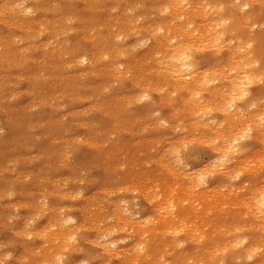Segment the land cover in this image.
I'll list each match as a JSON object with an SVG mask.
<instances>
[{
  "label": "rangeland",
  "instance_id": "rangeland-1",
  "mask_svg": "<svg viewBox=\"0 0 264 264\" xmlns=\"http://www.w3.org/2000/svg\"><path fill=\"white\" fill-rule=\"evenodd\" d=\"M3 0H0V42H2V43H0V48H2V49H0V103H1V105H0V139H2V140H0V169L2 170H0V190H4L3 192L2 191H0V196H1V200H0V210L3 212L2 214L0 213V255L1 254H3V256L1 255L0 256V264H26V263H28V264H30L29 262L31 261V264H44L45 262V264H47V262H48V264L49 263H52L53 261L54 262H56V259H57V256L59 255V254H57V253H60V254H62V255H64V257H63V264H75V263H80L81 261H86L87 259V261L89 262V264H97V263H99V264H120V262L121 263H123V264H132V263H137V264H150V263H148L150 260L152 261H150L151 262V264H156L158 261V264H164L165 263V261H167V262H169V263H166V264H191V261L193 262H196V263H198V264H202V262H203V264H218L220 261L222 262V263H220V264H258V262L259 263H261V264H264L263 263V259H264V250H263V248H259V250L258 249H255V251H254V247L255 248H257L256 247V241H257V246H260L261 245V242H262V239H264V236H262V234L264 235V231H263V228H262V230H260V228L261 227H263V225H262V223H260V225L259 226H257V224L259 223V221H257L256 219H255V215H254V213L253 214H249V213H252V211H253V206H255V205H252V203L254 202V201H256L255 200V196L256 195H258V193H260V192H262L263 193V191H264V182H262V180L264 181V163H263V158H264V145L262 144V143H264V136L261 134V132L262 131H264V124L262 125V123H264V118H262L261 120L263 121H261L260 122V118L259 119H257L258 118V116H261V114L262 113H264V109H262V108H264V105H263V102H264V84H262V82L264 83V77H261V76H264V75H261V76H258V75H260V74H264V72L263 73H261V72H259V71H264V6H261V5H264V0H254L255 2H253V0H251L252 2H250V0H247V1H245V0H241V1H239V0H231V3H230V1L229 0H219V2H216V1H218V0H210V2L208 1V2H204V1H202V0H194V1H191L190 2V0H188L189 2H190V5L187 7L184 3L183 4H181V8L180 7H178L176 10H174L173 8H171V9H169V8H167V7H169V6H171L172 4V0L170 1V0H140V1H142V2H140L139 0H48V1H44V0H41L42 1V3L40 2V0H9V2H7L8 0H4L3 2H2ZM35 1V2H34ZM50 1V2H49ZM57 1V2H56ZM59 1V2H58ZM96 1H97V3H99V6H97L98 8H96V6H94L95 4L96 5H98L97 3H96ZM118 1V2H117ZM136 1V2H135ZM168 1V3H170V4H167L166 2ZM195 1H197V3L195 2ZM200 1H202V3H198V2H200ZM207 1V0H206ZM213 1V2H212ZM220 1H221V3L223 4V6L221 5V3H220ZM235 1V2H234ZM243 1V3L246 5L247 4V2H250L249 3V5L250 4H252V5H250V6H243V7H245L244 9H243V7H239V6H241V2ZM259 1V2H258ZM260 1H262V2H260ZM6 2H7V4H6ZM11 2H12V4H11ZM47 2V3H46ZM61 2V3H60ZM102 2V3H101ZM105 2V3H104ZM116 2V3H115ZM146 2V3H145ZM193 2V3H192ZM215 2V3H214ZM233 2V3H232ZM257 2V3H256ZM18 3H23V4H25V5H29L33 10H34V15L32 14V16L31 15H28V16H23V14H22V11H21V9L19 8V6L17 5ZM46 3V4H45ZM64 5H63V4ZM120 3V4H119ZM135 3V4H134ZM220 3V4H219ZM230 5H229V4ZM238 5V3H239V8H237L236 6V4ZM261 3V4H260ZM43 4H45V5H43ZM100 4H102V5H100ZM140 4V5H139ZM156 4H158V5H156ZM187 4V3H186ZM215 4H217V5H215ZM37 5H39V6H37ZM41 5H42V7H41ZM113 5V6H112ZM142 5V6H141ZM154 5H156V6H154ZM165 5H168V6H165ZM188 5V4H187ZM205 5H207L205 8H204V6ZM227 5H228V8L230 9H228L227 8ZM233 5H235V6H233ZM243 5V4H242ZM45 6V7H44ZM62 6V7H61ZM65 6V7H64ZM73 6H74V8H73ZM90 6V7H89ZM94 7V8H92V7ZM111 6V7H110ZM129 6H130V9H129ZM153 6V7H152ZM163 8H162V7ZM186 6V7H185ZM233 6V7H232ZM34 7V8H33ZM100 7V8H99ZM117 7H119V8H117ZM127 7V8H126ZM142 7V8H141ZM146 9H145V8ZM155 7V8H154ZM157 7H161L162 9H160V8H158L157 9ZM214 7V8H213ZM236 7V8H235ZM250 7V8H249ZM42 8V9H41ZM43 8L45 9V10H43ZM60 8H61V10H60ZM77 8V9H76ZM79 8V9H78ZM92 8V9H91ZM107 8H109V9H107ZM126 8V9H125ZM132 8H134V9H132ZM211 9L212 10V12H211V10H209V9ZM213 8V9H212ZM217 8V9H216ZM220 8H223V10H221ZM242 8V9H241ZM261 8V9H260ZM71 10V12L72 13H70V10ZM99 9V10H98ZM128 9V10H127ZM193 9H195V10H193ZM201 9H203V10H201ZM205 9V10H204ZM215 9V10H214ZM246 9L248 10V12H252V11H254V13L252 12V13H250V15H253V17L252 16H250V15H248V16H250V19H244L246 16H247V14H248V12H247V14L245 13L246 12ZM260 9V10H259ZM48 10V13L46 14V11ZM54 10V11H53ZM56 10V11H55ZM65 10V11H64ZM79 11V12H77V11ZM111 10H112V12H111ZM115 10V11H114ZM117 10V11H116ZM130 10V11H129ZM161 10V11H160ZM164 10V11H163ZM186 10V11H185ZM191 10V11H190ZM192 10H193V12H192ZM197 10V11H196ZM218 10H219V12H218ZM241 10V11H240ZM251 10V11H250ZM11 11V12H10ZM42 11H44V12H42ZM50 11V12H49ZM62 11V13H60ZM76 12V13H74V12ZM114 11V12H113ZM172 11V12H171ZM183 11H185V12H183ZM188 11V12H187ZM190 11V12H189ZM202 11H204V12H202ZM208 11H210V12H208ZM54 12V13H53ZM124 12H130L131 13V15H133V19H132V17H131V15H128V13H124ZM165 13V15L163 14V13ZM167 12V13H166ZM179 12V13H178ZM208 12V13H207ZM216 12V13H215ZM229 12H231V13H229ZM242 12L245 14V16H243V14H242ZM257 12L259 13V14H257ZM4 13H5V16H4ZM97 13V14H96ZM123 13V14H122ZM129 13V14H130ZM133 13V14H132ZM162 13V14H161ZM179 14V15H183V16H180L179 17V15H178V17H177V14ZM202 13H204L203 15H201ZM211 13V14H210ZM217 14L218 13V15L219 14H221V15H215V14ZM262 13V14H261ZM16 14V15H15ZM73 14H75V15H73ZM114 14H116V15H114ZM122 14V15H121ZM127 14V15H126ZM154 15L153 17H152V15ZM156 14V15H155ZM159 14V15H158ZM168 14V15H167ZM185 14H187V15H185ZM193 14V15H192ZM257 14V15H256ZM261 14V15H260ZM15 15V16H14ZM17 15H18V17H17ZM63 15H65V16H63ZM94 15V16H93ZM128 16V17H121V16ZM144 15H146V16H144ZM158 15V16H157ZM188 15H190L189 17H188ZM194 15H196V16H194ZM198 15H200V16H198ZM227 15V16H226ZM261 17H260V16ZM3 16V17H2ZM14 16V17H13ZM91 16V17H90ZM96 16V18H94ZM113 16H114V19H113ZM117 16H120V17H117ZM140 17V18H137V17ZM143 16H144V18H146V19H144L143 18ZM157 16V17H156ZM160 16H162L161 17V19H159L160 18ZM164 16V17H163ZM166 16V17H165ZM194 16V17H193ZM204 16V17H203ZM227 17V20H224L225 22H222L221 21V18L220 17H222V19L223 18H225L226 19V17ZM258 16V17H257ZM21 17V18H20ZM25 17H27V18H25ZM30 19H33V20H28L29 18ZM33 17V18H32ZM44 17V18H43ZM60 17V18H59ZM62 17V18H61ZM76 17H77V19L78 20H76ZM110 17V21H109V18ZM131 19H130V18ZM148 17V18H147ZM151 17V18H150ZM175 19H174V18ZM211 17V18H210ZM216 17V18H215ZM218 17V18H217ZM243 17V18H242ZM14 18V19H13ZM75 18V19H74ZM89 18H90V20H89ZM112 18V19H111ZM116 18V19H115ZM135 18H137V19H135ZM144 19V21H143V19ZM150 18V19H149ZM172 18V19H171ZM183 20H182V19ZM190 18V19H189ZM8 19V22H6V20ZM15 19H16V22H14L15 21ZM55 19V20H54ZM81 19V20H80ZM92 19V20H91ZM121 19V20H120ZM149 19V20H148ZM178 21H177V20ZM182 21H181V20ZM211 19V21H209ZM237 19V20H236ZM251 19H252V21H251ZM254 19V20H253ZM255 19H256V25L254 24V21H255ZM258 19H259V22H260V20H261V23L263 24V27H262V25H259V24H261V23H259L258 22ZM263 19V20H262ZM18 20V21H17ZM42 20V21H41ZM56 20H58V21H56ZM93 20H94V22H93ZM139 20H142V21H139ZM155 21V23H154V21ZM190 20H192L193 21V23H195V24H193L194 26H198V28H200V30H199V32H195L194 33V35H192L193 36V38H192V36H185V37H182L183 35H185L184 33L186 32V35H187V33H189V31L190 30H192L193 28L192 27H190V28H187V24H188V21H190ZM207 20V21H206ZM212 20H213V22L215 23V25L216 26H218L219 25V21L220 22H222V25L220 26H218V27H216L215 25H214V23L212 22ZM241 20V21H240ZM2 21H5V22H3L2 23ZM19 21H21V22H24V23H20ZM29 21V22H28ZM37 21V22H36ZM51 21V22H50ZM61 21V22H60ZM70 21V22H69ZM72 21V22H71ZM81 23H80V22ZM83 21V22H82ZM91 21V22H90ZM114 21V22H113ZM159 21V22H158ZM162 21V22H161ZM166 21H168L169 23H168V25L166 24L167 22ZM211 22L212 23V25L213 26H215V27H213L212 25H211V23H210V25H209V23H206V22ZM228 21V22H227ZM240 21V23H238ZM11 22H14L15 24L16 23H19V24H17V25H20V26H16V25H14V23H13V25H12V23ZM57 23V25L55 24V23ZM65 22V24H63ZM78 22V23H77ZM152 22V23H151ZM164 22V23H163ZM178 22V23H177ZM204 22V23H203ZM217 22H218V25H217ZM234 24H233V23ZM5 23H6V25H5ZM9 25H8V24ZM51 25H50V24ZM53 23V24H52ZM60 23V24H59ZM109 23V24H108ZM157 23L159 24V26L160 27H162L163 28V30L162 31H158V28H160L158 25H157ZM161 23V24H160ZM11 24V25H10ZM49 24V25H48ZM116 24V25H115ZM182 24V25H181ZM207 24H208V26H207ZM229 26H228V25ZM258 24V25H257ZM34 25H36V26H34ZM49 27H48V26ZM100 25V26H99ZM113 25V26H112ZM144 25V27H141V26H143ZM146 25H149V26H146ZM155 25V26H154ZM179 25H181V26H179ZM203 25V26H202ZM205 25V26H204ZM224 25V26H223ZM8 26H9V28H8ZM93 26H95V27H93ZM108 26V28L106 29V27ZM115 26H116V28H115ZM151 26H154L153 28L151 27ZM166 26V27H165ZM172 26L173 27H175V28H173L172 29ZM185 26V27H184ZM211 26V27H210ZM222 26H223V28H222ZM228 28H227V27ZM28 27H31V28H29L28 29ZM90 27V28H89ZM103 27H105V28H103ZM110 27V28H109ZM150 27V28H149ZM164 27H165V29H166V31H164ZM179 27H181V28H179ZM203 27V28H202ZM260 27H262V28H260ZM25 28V29H24ZM54 28L55 29H57V30H55L56 32H58L57 34H56V32H54ZM66 29V31H64L65 29ZM68 28V29H67ZM102 28L104 29V30H102ZM113 28V29H112ZM136 28V29H135ZM145 28V29H144ZM148 28L149 29H151V30H148ZM204 28H207V29H204ZM209 28H211V29H214V28H216V29H214V30H210ZM2 29V30H1ZM11 29V30H10ZM14 31H13V30ZM37 29V30H36ZM64 29V30H63ZM74 31H72V30ZM76 29V30H75ZM84 29V30H83ZM88 29V30H87ZM98 29H101V31H100V33H99V31H98ZM112 29V30H111ZM147 29V30H146ZM201 29H202V31H201ZM204 29V30H203ZM209 29V30H208ZM27 30H29V31H27ZM109 30L110 31H112V32H109ZM113 30L115 31V34H114V32H113ZM136 30V31H135ZM169 30H171L172 32H170ZM206 30V32L207 33H205L204 31ZM224 31V32H222V31ZM252 30V31H251ZM10 31V33H8ZM70 31H72V32H70ZM77 33H76V32ZM174 31V32H173ZM175 31H177V32H175ZM210 31V32H209ZM218 31V32H217ZM219 31H221L220 33H219ZM227 31V32H226ZM233 31V32H232ZM237 31V32H236ZM12 32V33H11ZM15 32V33H14ZM26 32H28V33H26ZM63 32V33H62ZM64 32H66V34L64 33ZM68 32H70V33H68ZM97 32V33H96ZM129 32V33H128ZM133 32V33H132ZM167 32H170V33H167ZM181 32V33H180ZM202 32H203V36L201 37V35H202ZM213 32H216V33H213ZM31 33H32V35H31ZM76 33V34H75ZM107 33V34H106ZM114 34V36H113V34ZM128 33V35H126ZM134 33H136V34H134ZM140 33V34H139ZM175 33H177L176 35H175ZM199 33V34H198ZM201 33V34H200ZM224 33V34H223ZM229 33V34H228ZM250 33H252L251 35V37H253V36H255V37H253L252 39H254L253 41L255 42L254 44H253V47H252V49L254 50V58L255 59H257L258 61H259V63H260V65L259 66H252V67H249L248 69H249V72L251 71H253V73H255V74H253V75H255L256 76V72L258 71L257 69L259 68V71H258V74H257V79H259L260 78V81H256L254 84H252L251 86H250V90H251V93H250V95H249V97L248 98H246V99H243L244 101H241V100H237V106H238V108H235V110L233 109V108H231V107H229V102H226V100L223 98V93L225 92V88L227 87V88H229L230 87V84H228L227 82L225 83L224 82V80H223V77H224V75H230V74H235L234 72H232V67H234L233 65H235V62L234 61H232V60H230V55H232L233 54V52L235 53V51H236V54L239 56V54H240V56L239 57H237V59H236V61H238V59L241 57V55H244V54H242V53H244V51L242 50V49H239V48H237L236 46H238L239 45V43H240V41H244V38L245 37H248V38H250L251 39V37H249V36H247V35H250ZM13 34V35H12ZM26 34V35H25ZM38 34V35H37ZM99 34H100V36H99ZM106 34V36H104ZM108 34H109V36H108ZM130 34V35H129ZM171 34V35H170ZM172 34H174V35H172ZM178 34H179V36H178ZM197 34H198V36L200 35V37L201 38H199L198 36H197ZM204 34H205V36H204ZM208 34H210V35H212V36H209ZM217 34L219 35L218 36V38H217ZM222 34H223V37H222ZM226 34V35H225ZM6 35V36H5ZM18 35V36H17ZM28 35V36H27ZM31 35V36H30ZM33 35H36L37 36V39H35L36 38V36L34 37ZM60 35H62V37L60 36ZM91 35V37H89ZM120 35V36H119ZM154 35H156L157 36V38L154 36ZM159 35V36H158ZM225 35V36H224ZM256 35H257V37H256ZM57 36V37H56ZM59 36V37H58ZM97 36L99 37V38H97ZM101 36H102V38H101ZM154 36V37H153ZM164 36H167V37H164ZM177 36V37H176ZM208 36V38H206ZM214 36V37H213ZM239 36V37H238ZM5 37V38H4ZM23 37V38H22ZM25 37V38H24ZM26 37H27V39L29 40H27L26 39ZM29 37V38H28ZM85 37L87 38V39H85ZM107 37H109V38H107ZM125 37H127V38H125ZM129 37V38H128ZM150 37V38H149ZM161 38V37H163L162 38V40L160 39H158V38ZM187 37V38H186ZM198 37V38H197ZM206 39H205V38ZM210 37V38H209ZM9 38V39H8ZM18 42H12L14 39ZM21 38V39H20ZM33 40H32V39ZM56 38H58L57 40H56ZM107 38V39H106ZM113 38V39H112ZM116 38H117V40H116ZM124 38H125V40H124ZM144 38H145V40H144ZM147 38H149V39H147ZM154 38V39H153ZM165 38V39H164ZM191 38V39H190ZM214 38V39H213ZM216 38V39H215ZM220 38V39H219ZM53 39H55L54 41H53ZM100 39H104L103 40V42H101L102 40H100ZM109 39H111V40H109ZM115 39V40H114ZM124 41H123V40ZM167 39V40H166ZM188 39V40H187ZM197 39V40H196ZM202 39V40H201ZM205 39V40H204ZM209 39V40H208ZM220 40V41H218V40ZM229 40L230 39V41L232 42V43H230L229 44V42L230 41H224L223 42V40ZM234 39V40H233ZM3 40H5V41H3ZM22 40H23V42H22ZM25 40V41H24ZM46 40V41H45ZM51 41V42H49V41ZM61 42H60V41ZM65 40V41H64ZM71 40V41H70ZM75 40V41H74ZM77 40H79V41H77ZM97 40H99L101 43H98L99 41H97ZM107 40H109V41H107ZM122 40V41H121ZM149 40V41H148ZM162 43L163 42V44H160V42ZM171 40V41H170ZM178 40V41H177ZM195 42H194V41ZM207 40V41H206ZM212 40V41H211ZM237 40H239V41H237ZM26 41H28L27 43H26ZM83 41V42H82ZM121 41V42H120ZM139 41V42H138ZM158 41V42H157ZM187 41H190V42H187ZM191 41H193V42H191ZM207 42L208 43V45H206L207 43H204V42ZM222 41V42H221ZM237 41V42H236ZM12 42V43H11ZM40 42H42V43H40ZM51 43V44H49V43ZM56 42V43H55ZM63 42H64V44H63ZM67 42V43H66ZM80 42V43H79ZM116 42V43H115ZM124 42V43H123ZM157 42V43H156ZM183 42H185V43H183ZM198 42V43H197ZM200 42L201 43H203V44H201L200 45ZM215 42H217V43H215ZM221 42V44L219 45V43ZM226 42H228V44L229 45H227V43ZM7 43H8V45L10 46H8L7 45ZM15 43H17V45L15 44ZM40 43V44H39ZM59 43V45L61 44V46L58 48H56V46H59V45H56V44H58ZM97 43L98 44H100V45H97ZM191 45V43H192V45L196 48L197 46V50L193 47V46H190L189 44ZM213 43V44H212ZM235 43H237V44H235ZM4 44V45H3ZM12 44H14V45H12ZM34 44H36V45H34ZM44 46H42V45ZM73 44V45H72ZM159 44V45H158ZM178 44H180V45H185L184 47H186V48H188L187 46L189 45V47L190 48H188L187 49V51L188 52H190L191 54H192V59L194 58V60H195V63H196V65H197V72L196 73H200L201 72V69L203 70L200 74L202 75V73H203V75H204V73L206 72V76H209V77H212V78H216L217 76H219V77H217L218 78V80L213 84L214 86H209V87H207V88H205L206 89V91H204L205 89H202L203 91H201L202 92V94L204 95V97L206 98V100L207 99H209L210 100V102L208 101V105H207V107L208 108H204L202 111H198L197 113H194L193 112V110H192V108H193V103H194V100L192 99V93H194V92H198V90H197V88H199V89H201V87H198V86H194V85H192L191 83H193L192 81H188V83L186 84L185 82L183 83H179V84H184L183 85V87L181 88V89H179L178 90V92H177V94L178 95H176V94H173L172 92L170 93L169 91H173V88L172 87H174V86H178V84H174V83H176V78L174 77H170V75H168L170 72H169V70H167V68L166 67H164V66H166V63H165V65L164 64H161V61L163 60V58L164 57H168L169 55H170V53L171 52H169V51H171L175 46H177ZM224 44H226V46H223ZM232 44V46L233 45H235L234 47H233V49H229ZM25 47H24V46ZM33 45V46H32ZM49 45V46H48ZM70 45V46H69ZM81 46V48L83 47L84 49H80V46ZM155 45V46H154ZM174 45V46H173ZM262 46V48H261V46ZM27 46V47H26ZM28 46H30L29 48H28ZM47 46H48V48H47ZM52 46V48H50ZM69 46V47H68ZM129 46V47H128ZM202 48H201V47ZM210 46H214L213 48L211 47L210 48ZM230 46V47H229ZM240 46V45H239ZM4 47V48H3ZM9 47V48H8ZM22 47H23V49H22ZM34 49H33V48ZM64 47V48H63ZM75 47H77V48H75ZM79 47V48H78ZM118 47H120V48H118ZM121 47H124V48H121ZM125 47H126V50L127 51H124L125 50ZM160 47V48H159ZM204 47V48H203ZM229 47V48H228ZM20 50V48H21V50H22V53H20L19 51H18V49ZM24 48H28L27 50H25ZM35 48L37 49L36 51H35ZM44 48H46V49H44ZM71 48V49H70ZM75 48V49H74ZM87 48H92V49H90V50H88ZM110 48H111V51H113V52H111L110 51ZM192 48H193V50H192ZM203 50V51H201V49ZM237 48V49H236ZM5 49V50H4ZM47 49H48V51H47ZM53 50V51H51V50ZM79 49V50H78ZM107 49V50H106ZM113 49V50H112ZM115 49V50H114ZM116 49H118V51H116ZM123 49V50H122ZM130 49V50H129ZM156 49H158V50H156ZM162 49V50H161ZM170 49V50H169ZM195 49V50H194ZM217 49V51H215ZM218 49L220 50L219 52H218ZM9 50V51H8ZM20 50V51H21ZM24 50H25V52H24ZM58 50L60 51V53L58 52ZM75 50V51H74ZM82 50V51H81ZM83 50H86V52H87V54L86 55H88L90 58H92L93 59V61L92 62H89V63H87L86 65L85 64H79L78 62H77V59H76V56L78 55V54H85V51H83ZM106 50V51H105ZM121 50L122 51H124L123 52V54H121ZM128 50L130 51V52H128ZM136 50V51H135ZM205 50V51H204ZM232 50H233V52H232ZM239 50V51H238ZM4 51V52H3ZM7 51V52H6ZM15 51V52H14ZM27 51V52H26ZM29 51H31V52H29ZM98 51H100V53L98 52ZM103 51V52H102ZM106 53H105V52ZM108 51H109V53H108ZM133 53H132V52ZM152 51V52H151ZM154 51H156V53L154 52ZM195 51H196V53H195ZM198 51V52H197ZM243 51V52H242ZM12 52H14V53H12ZM16 52H17V54H16ZM33 52V53H32ZM53 54H52V53ZM58 53L59 55H57L56 53ZM66 52V53H65ZM72 52V53H71ZM75 52H76V54H75ZM94 52V53H93ZM97 52V53H96ZM118 52L120 53V55L118 54ZM126 52V53H125ZM194 54H193V53ZM214 52H216V53H214ZM27 53V54H26ZM65 54L64 56H63V54ZM68 53V54H67ZM101 53H103V54H101ZM111 53V54H110ZM115 53H117L115 56H114V54ZM231 53V54H230ZM7 54H9V55H7ZM12 54V55H11ZM24 54V55H23ZM54 54L56 55V56H54ZM92 54H95L94 56H92ZM97 54V55H96ZM126 54V55H125ZM230 54V55H229ZM28 55V56H27ZM45 56V57H43V56ZM51 55H52V57H51ZM103 55V56H102ZM105 55V56H104ZM106 55H109V57L108 56H106ZM112 55V56H111ZM118 55V56H117ZM122 55H124V56H122ZM129 55V56H128ZM134 55V56H133ZM22 56H26V57H23V58H21ZM58 56V57H57ZM66 56V57H65ZM67 56H69V57H67ZM97 56V57H96ZM98 56H101L100 58H103L102 59V61L100 60V58L98 57ZM111 56V57H110ZM117 56V57H116ZM228 56H230V57H228ZM259 56H260V60H259ZM263 56V57H262ZM13 57V58H12ZM29 57V58H28ZM106 57H107V59H106ZM127 57V58H126ZM163 57V58H162ZM12 58V59H11ZM48 58V59H47ZM58 58V60H56ZM109 58V59H108ZM121 58V59H120ZM153 58V59H152ZM158 58H161L160 59V61H159V59ZM228 58V60H226ZM4 59V60H3ZM31 61H30V60ZM51 59V60H50ZM54 59V60H53ZM113 59V60H112ZM165 59V58H164ZM167 59V58H166ZM262 59V60H261ZM21 60V61H20ZM74 60V61H73ZM146 60L149 62H146ZM152 60H153V62H152ZM155 60H156V62H155ZM193 60V61H194ZM222 60V61H221ZM6 62V64H5V62ZM17 61V62H16ZM21 62V63H18V62ZM29 61V62H28ZM45 61V62H44ZM48 61H50V62H48ZM56 61V62H55ZM61 61H63V64L62 63H60ZM71 61V62H70ZM229 61V62H228ZM230 61H232V62H234V63H230ZM13 62H15L14 64H13ZM27 62V63H26ZM37 62V63H36ZM44 62V63H43ZM52 62V63H51ZM75 62H77V63H75ZM98 62V63H97ZM146 62V63H145ZM220 62V63H219ZM228 62V63H227ZM41 63H43V64H41ZM60 63V64H59ZM68 63L70 64L69 66H68ZM110 63V64H109ZM121 63H124V64H121ZM140 63V64H139ZM225 63H227V64H225ZM49 64V65H48ZM56 64V65H55ZM75 64H76V66H75ZM79 64V65H78ZM119 64V65H118ZM135 64V65H134ZM142 64V65H141ZM145 64V65H144ZM159 64H160V67H159ZM213 64H214V66H213ZM222 64V65H221ZM223 64H225V66L223 65ZM4 65V66H3ZM6 65H8L7 67H6ZM31 65V66H30ZM33 65H34V68L35 67H39L38 69L37 68H33ZM36 65V66H35ZM58 65V66H57ZM65 66V68L63 67V66ZM84 65V66H83ZM93 65H94V67H93ZM112 65H115V66H119L118 67V69L116 68V70H115V66H113V68H112ZM120 65H122V66H120ZM126 65V66H125ZM133 65V66H132ZM219 66V65H221V67H216L215 68V66ZM228 65V66H227ZM3 66V67H2ZM11 66V67H10ZM53 66V67H52ZM55 66H57V67H55ZM73 66V67H72ZM130 66V67H129ZM139 66H141V67H139ZM198 66H199V69H198ZM14 67V68H13ZM16 67V68H15ZM32 67V68H31ZM55 67V68H54ZM105 67V68H104ZM109 67H111V68H109ZM136 67V68H135ZM144 67V68H143ZM146 67H148V69L146 68ZM151 67V68H150ZM208 67H211V68H208ZM212 67H214V69L216 70H218V72L217 71H215ZM224 67V69H226L227 71L225 72L224 71V69H222ZM226 67V68H225ZM258 67V68H257ZM9 68H10V71H9ZM19 68V69H18ZM45 68H48V69H45ZM54 68V69H53ZM58 68H59V70H58ZM122 68V69H121ZM126 68H131V69H129L128 71H132L130 74L129 73H127V75H129V76H127L126 75V71H124L123 72V70H125ZM135 68V69H134ZM139 68V69H138ZM141 68H143V69H141ZM146 68V69H145ZM155 68V69H154ZM206 68V69H205ZM251 68V69H250ZM253 68V69H252ZM23 69V70H22ZM31 69V70H30ZM57 69V70H56ZM119 69H121V71L119 70ZM133 69V70H132ZM211 69H212V71H211ZM3 70V71H2ZM39 70V71H38ZM43 70V71H42ZM54 70V71H53ZM104 71V73H103V71ZM114 70H115V72H114ZM127 70V69H126ZM140 70H142L143 72H144V74H143V72L142 71H140ZM147 70H149L150 72H151V74L149 73V71L148 72H146ZM163 72V71H166V75L164 74V72L163 73H160L161 71ZM204 70H206V71H204ZM236 70V69H235ZM239 70V69H238ZM257 70V71H256ZM20 71V72H19ZM23 71H25V72H23ZM27 71V72H26ZM48 71V72H47ZM101 71V72H100ZM118 71V72H117ZM127 71V72H128ZM134 71V72H133ZM157 71H159V72H157ZM168 71V72H167ZM200 71V72H199ZM209 71V72H208ZM219 71H222V72H219ZM256 71V72H255ZM79 72H80V74H79ZM87 72V73H86ZM111 72V73H110ZM140 72V73H139ZM147 74H146V73ZM155 73V74H153V73ZM214 72H216V73H214ZM12 74V75H9V76H7L8 74ZM31 73V74H30ZM36 73V74H35ZM64 73V75H68V76H64V75H62ZM82 73V74H81ZM86 73V74H85ZM96 73H98L97 75H96ZM116 73H119V74H116ZM125 73V74H124ZM157 73H158V75H157ZM168 73V74H167ZM209 73H211V74H209ZM224 73V74H223ZM62 76H61V75ZM75 74V75H74ZM93 74H95V75H93ZM101 74V75H100ZM123 74H124V76H123ZM136 74V75H135ZM142 74V75H141ZM150 74V75H149ZM163 74V75H162ZM218 74H220V75H218ZM14 75H16V76H14ZM29 75V76H28ZM37 75H40V76H37ZM45 76V78H44V76ZM51 75V76H50ZM59 76V77H54V76ZM73 75V76H72ZM89 75V76H88ZM144 75V76H143ZM167 75H168V77H170V78H168L167 77ZM199 75V74H198ZM214 75H216V76H214ZM221 75H223V76H221ZM5 76V77H4ZM30 76H32V77H30ZM46 76H48V77H46ZM88 76V77H87ZM98 76V77H97ZM105 76V77H104ZM214 76V77H213ZM6 77L8 78V81H7V79H6ZM50 77H51V79H50ZM53 77V78H52ZM73 77V78H72ZM86 77V78H85ZM90 77V78H89ZM116 79H115V78ZM119 79H118V78ZM157 77H158V79H157ZM159 77H160V79H159ZM221 77V78H220ZM26 78H28V79H26ZM43 78V79H42ZM72 78V79H71ZM84 78V79H83ZM123 78V79H122ZM138 78H139V82H138ZM144 78V79H143ZM167 79L166 81L164 80V79ZM26 79V80H25ZM31 81H30V80ZM50 79V80H49ZM86 79V80H85ZM140 79H141V81H142V79H143V82H141L140 81ZM146 79V80H145ZM263 79V80H262ZM3 80V82H1ZM43 82H42V81ZM72 80V81H71ZM161 80V81H160ZM162 80H164V82L162 83ZM261 80H262V82H261ZM5 81V82H4ZM32 81H33V83H32ZM63 81V82H62ZM107 81V82H106ZM122 81V82H121ZM137 82V84L139 85H137L136 84V82ZM144 81H145V83H144ZM146 81H148V82H146ZM158 81H159V85H158ZM169 81V82H168ZM175 81V82H174ZM222 82V83H219V82ZM30 82H31V84H30ZM47 82V83H46ZM60 82V84H58ZM61 82H62V84H61ZM71 82V83H70ZM116 82V83H115ZM120 82V83H119ZM134 82V83H133ZM155 85H153L152 83ZM157 82V83H156ZM3 83V84H2ZM42 83H44V84H42ZM57 83V85H55ZM161 83V84H160ZM167 83H169V84H167ZM8 84V85H7ZM41 84L43 85V86H41ZM51 84V85H50ZM97 84V85H96ZM114 84V85H113ZM123 86H122V85ZM142 86H141V85ZM147 84H151V85H148L147 86ZM168 86H167V85ZM174 84V85H173ZM216 84V85H215ZM220 84V85H219ZM223 84V85H222ZM38 85H39V87H38ZM45 85H46V87H45ZM59 85L61 86L60 88H59ZM68 85V86H67ZM75 85V86H74ZM96 85V86H95ZM108 85L110 86V87H108ZM113 85V86H112ZM121 85V86H120ZM157 85V86H156ZM162 86V88H163V85H164V89L163 90H161L162 88H161V86ZM173 85V86H172ZM6 86L8 87V88H6ZM58 86V87H57ZM65 86V87H64ZM79 86V87H78ZM91 88H89V87ZM141 86V87H140ZM153 88H152V87ZM166 86V87H165ZM192 87V86H194V87H196V90H195V88L193 89H190V87ZM217 86V87H216ZM222 86H224V87H222ZM29 87V88H28ZM37 87V88H36ZM71 87V88H70ZM75 87H77V89L75 88ZM97 87V88H96ZM113 87V88H112ZM144 87V88H143ZM148 88V90H146V88ZM158 87V88H157ZM168 87V88H167ZM34 88H36V89H34ZM42 88V89H41ZM59 88V89H58ZM72 88H73V91H74V93H73V91H72ZM89 88V89H88ZM110 89V90H108V89ZM150 88H152V89H150ZM154 88H157V89H154ZM160 88V89H159ZM167 88V89H166ZM186 88H188V89H186ZM222 88H224L223 90H222ZM27 89V90H26ZM31 89V90H30ZM39 89V90H38ZM43 89H45V91L43 90ZM50 89V90H49ZM54 89V90H53ZM66 91H65V90ZM79 89V91H77ZM97 89V90H96ZM112 89V90H111ZM145 89V90H144ZM170 89V90H169ZM184 89V90H183ZM189 89L191 90L190 92H189ZM215 89H217V90H215ZM220 89V90H219ZM2 90V91H1ZM30 90V91H29ZM47 90H49V91H47ZM53 90V91H52ZM94 90V91H93ZM109 92H108V91ZM114 90V91H113ZM152 90H154V91H152ZM156 90V91H155ZM161 92H160V91ZM166 90V91H165ZM169 90V91H168ZM187 90V91H186ZM193 90H195V91H193ZM209 90H211V93H213V94H211L210 93V91ZM22 91L24 92V93H22ZM26 91V92H25ZM27 91H29L28 93H27ZM31 91H32V93H31ZM35 91H36V93H35ZM41 91V92H40ZM43 91H44V94H43ZM97 91V92H96ZM103 91V92H102ZM106 91V92H105ZM113 91V92H112ZM144 91H147V92H150V94H151V96H150V98H151V100H144V101H139V100H135L136 98L138 99V97H136L137 96V94H141V93H143ZM165 91V92H164ZM169 93H168V92ZM193 91V92H192ZM209 91V92H208ZM214 91V92H213ZM217 91H223L222 93L220 92H217ZM5 92V93H4ZM19 92V93H18ZM51 92V93H50ZM71 92V93H70ZM78 92V93H77ZM105 92V94L103 95V93ZM108 92V93H107ZM141 92V93H140ZM163 92V93H162ZM216 92V93H215ZM16 93V94H15ZM26 93V94H25ZM62 93H65L64 95L62 94ZM96 93H98V94H96ZM136 93V94H135ZM218 93L220 94V96L222 97H220V96H218ZM30 94V95H29ZM40 94V95H39ZM55 94V95H54ZM59 94V95H58ZM90 94V95H89ZM129 94H130V98H128L127 96H129ZM170 95V94H172V96H174L175 95V97H167V99L169 100H167L166 99V95ZM6 97H5V96ZM14 95V96H13ZM19 95V96H18ZM36 95V96H35ZM44 95H46V96H44ZM49 95V96H48ZM53 95V96H52ZM93 95H94V97L95 98H93ZM103 95V96H102ZM216 97H215V96ZM14 97V99H12L13 97ZM47 96H48V98H47ZM71 96V97H70ZM73 96H74V98H73ZM87 96H89V97H87ZM99 96L101 97V98H99ZM119 96H123L122 98H120V99H118L119 98ZM124 96L125 97H127V98H124ZM160 96L161 97H163V99L161 98L160 99ZM187 96V99L186 98H184V97H186ZM213 96V97H212ZM51 97H53V98H51ZM64 99H62V98ZM66 97V98H65ZM87 97V98H86ZM91 97V98H90ZM98 97V99H96ZM116 97H117V99H116ZM181 97V98H180ZM252 97H254V99L252 98ZM3 98L6 100V101H4L3 100ZM59 98V99H58ZM70 98V99H69ZM73 98V99H72ZM76 98V99H75ZM123 98H124V100H123ZM170 98V99H169ZM172 98H174V100L173 101H170ZM184 98V99H183ZM213 100H212V99ZM259 99V101H258V99ZM9 99V100H8ZM49 99H51V100H49ZM53 99H54V101H56V102H58V103H56V102H54L53 101ZM56 99V100H55ZM78 99V100H77ZM81 101H80V100ZM85 99H86V101H85ZM166 99V100H165ZM192 101H191V100ZM215 99H217V100H215ZM223 99V100H222ZM249 99V100H248ZM256 99V100H255ZM3 100V101H2ZM10 100H12L13 102H11ZM46 100V101H45ZM47 100H49L50 102H48L47 103ZM60 100V101H59ZM63 100V101H62ZM82 100H84V101H82ZM154 102H153V101ZM162 100V101H161ZM187 100H190L192 103H190V101H187ZM212 100V101H211ZM220 102H219V101ZM253 100H255L254 101V105H251L252 103H250V102H252ZM10 101V102H9ZM37 103H36V102ZM73 101V102H72ZM96 101V102H95ZM134 101V102H133ZM152 101V102H151ZM160 101H161V103H160ZM166 101H168V102H170V103H168V102H166ZM176 101V102H175ZM214 101V102H213ZM222 101V102H221ZM228 101H229V99H228ZM9 102V103H8ZM27 102V103H26ZM32 102V103H31ZM39 102V103H38ZM53 102V103H52ZM130 103V102H132L131 104H126V103ZM138 102V103H137ZM172 102V103H171ZM173 102H175V103H173ZM215 102H216V104H215ZM224 102V105H221L222 103ZM35 103V104H34ZM47 103V104H46ZM50 103V104H49ZM55 103V104H54ZM63 103V104H62ZM97 103V104H96ZM153 103H154V105H153ZM157 103V104H156ZM160 103V104H159ZM168 103V104H167ZM209 103H211L212 104V107H211V104H209ZM214 103V104H213ZM217 103H219L218 105H217ZM225 103H228L227 105L225 104ZM249 103V104H248ZM67 104V105H66ZM90 104H91V107H90ZM134 104V105H133ZM152 104V106H150ZM173 106H171V105ZM185 104V105H184ZM248 106H247V105ZM260 104H262V108H261V105ZM29 107V109H28V107ZM38 105H39V107H38ZM59 105H60V107H61V105H64V107L62 106V108L60 109V107H59ZM94 105V106H93ZM116 105V106H115ZM191 105V106H190ZM214 105V106H213ZM260 105V106H259ZM33 106V107H32ZM53 106V107H52ZM66 106V107H65ZM89 106V107H88ZM99 106V107H98ZM102 106V107H101ZM109 106V108H107ZM165 106V107H164ZM220 106H225L226 107V110H227V108L229 107V108H231L232 109V111H231V109H229V112H227L226 110H225V112H226V114H224V111H218V109H220L221 107ZM241 108H240V107ZM253 107L252 108V110H251V108L249 109L248 107ZM89 109H88V108ZM92 107H94V108H92ZM106 109H105V108ZM130 109H129V108ZM183 107H185V108H183ZM192 107V108H191ZM219 107V108H218ZM34 108H37L36 109V111H35V109ZM58 108V109H57ZM114 108H115V110H114ZM127 108H128V112H129V114H127L128 112H125L126 110H127ZM175 108V109H174ZM176 108H182L179 112H180V114L181 113H184V114H181V115H179V114H177V112H176V110H178V109H176ZM216 108H218V109H216ZM242 108H245L244 110L242 109ZM256 108V109H255ZM20 109H22V110H20ZM60 109V110H59ZM86 109V110H85ZM92 109V110H91ZM110 109V110H109ZM126 109V110H125ZM184 109V110H183ZM188 109H191V111H192V113H188L189 112V110ZM205 109H207L209 112H210V114H209V112L208 111H206L205 112V114H207L206 115V117H205V114L203 113L204 111H205ZM237 109H240V110H238L237 111ZM242 109V110H241ZM11 111V113H10V111ZM15 110H16V112H15ZM21 112H20V111ZM24 110V111H23ZM32 111V112H34V115H33V113L32 112H30V111ZM122 110V111H121ZM175 110V111H174ZM183 110V111H182ZM188 110V111H187ZM215 110V111H214ZM261 110H262V113H261ZM28 111V112H27ZM84 111V113H82ZM107 111V112H106ZM109 111V112H108ZM115 113H114V112ZM130 111H132V112H130ZM133 111L135 112V113H133ZM156 111H158V112H156ZM174 111V112H173ZM213 111V112H212ZM217 111V112H216ZM240 111H241V113L243 114V112H244V114L243 115H238V114H241L240 113ZM243 111V112H242ZM248 111H251L252 112V114H250L251 112H248ZM257 111V112H256ZM260 111V112H259ZM22 112H23V114H22ZM112 112V113H111ZM123 112V113H122ZM155 112H156V114H155ZM178 112V113H179ZM208 112V113H207ZM212 112V113H211ZM238 112V113H237ZM245 112H247V114L249 113V115H248V117H246L247 116V114L245 113ZM9 113V114H8ZM18 113V114H17ZM21 113V114H20ZM74 113V114H73ZM77 113V114H76ZM157 113H158V115H157ZM173 113V114H172ZM202 113V117H200L201 114ZM237 113V114H236ZM261 113V114H260ZM14 114V115H13ZM73 114V115H72ZM110 116H109V115ZM112 114H113V117H112ZM116 114H118L117 116H116ZM121 114V115H120ZM124 114V115H123ZM126 114V115H125ZM171 114H172V116H171ZM176 114V115H175ZM194 114H195V116H194ZM204 114V115H203ZM228 114H229V116H228ZM234 114V118L232 117V115ZM254 114H257V115H254ZM260 114V115H259ZM7 115H9L8 117H7ZM29 115H31V116H29ZM70 115V116H69ZM129 115V116H128ZM177 115H179V117L177 116ZM210 117H209V116ZM223 115H227L228 117H226V116H224L225 118V120H224V122L225 123H223V124H219V123H222V118H223ZM245 115V116H244ZM251 115H253L254 116V119H253V116H251ZM25 116H26V118H25ZM63 116V117H62ZM66 116V117H65ZM121 116V117H120ZM158 118H157V117ZM175 116V117H174ZM182 116H184V117H182ZM197 116H198V118H197ZM208 116V117H207ZM215 117V119H214V117ZM238 117V119H237V117ZM241 116H243V117H241ZM20 117V118H19ZM145 117H147L148 119L147 120H145ZM196 118V121L195 120H192L193 118ZM199 117L201 118V122L203 121L204 122V125L200 122V120H199ZM221 117V118H220ZM232 117V119H230ZM252 117V118H251ZM22 118V119H21ZM24 118V119H23ZM65 118V119H64ZM120 118V119H119ZM184 118V119H183ZM194 118V119H195ZM203 118L205 119V120H203ZM208 118H212V119H208ZM231 120L232 121V123L228 120ZM242 118H244L245 120H246V118H248L247 120H246V122H243V121H245V120H243L242 121V124L245 126L249 121V123L246 125L247 127H249V128H252L253 130H251V132H250V134L249 135H251V136H249V137H247V139L245 140V141H241V144H239L240 146H239V148H241L238 152H237V154L236 155H234L235 153H232L231 154V160H230V162H231V164H230V162L226 165V168L225 167H223V168H219V167H217V165H218V159L217 158H220L219 156H221V153L219 152L220 151V147H219V145L221 146V149H222V146L224 145V140H226V136H224L225 138H221L223 135H225V134H228V127H229V125L230 126H232L235 122H237L239 119H242ZM250 118H251V120H250ZM26 119V120H25ZM31 119V120H30ZM56 119V120H55ZM90 119H91V121H90ZM119 119V120H118ZM138 119V120H137ZM141 119H142V121H141ZM143 119H144V121H143ZM158 119H159V124H158ZM162 119H165V120H167L168 121V123H165L164 124V122H162L161 120ZM179 119H180V121L182 120V122L181 123H183L184 125H185V127H184V125L183 124H181L180 122H179ZM206 119H207V123H206ZM218 119H221V120H219V122H218ZM227 119V120H226ZM11 120V121H10ZM14 120V121H13ZM23 121L24 122V120H25V123L26 124H24L23 122H21V121ZM28 120H30V121H28ZM56 122H58V123H56ZM62 120V121H61ZM66 120V121H65ZM96 121V122H94V121ZM127 120L129 121V122H127ZM133 120V121H132ZM198 120H199V122H198ZM209 120L211 121V120H215L214 122L212 121L211 122V124H212V126L213 125H215V127H216V129H218V130H216V129H213V128H215L214 126H213V128L212 127H210L211 126V124H210V122H209ZM252 120H253V123L252 124H250L251 122H252ZM257 120V121H256ZM19 121H20V123H19ZM46 121V122H45ZM117 121V122H116ZM119 121V122H118ZM124 123H123V122ZM137 121V122H136ZM157 121V122H156ZM160 121L162 122V124H164V126L162 125H160ZM194 121V122H196V123H192V122ZM228 121H229V124H228ZM258 122V123H256V122ZM12 122V123H11ZM13 122H17V123H13ZM37 122V123H36ZM45 122V123H44ZM54 122L56 123V125L54 124ZM64 122V128H63V124H61V123H63ZM67 122V123H66ZM84 122V123H83ZM135 122V123H134ZM150 122V123H149ZM178 122H179V124L180 125H178ZM44 123V124H43ZM101 123H102V125H101ZM114 123H117L116 125L114 124ZM143 123V124H142ZM147 123H149V124H147ZM228 125H227V124ZM21 124H23V126L21 125ZM30 124V125H29ZM43 124V125H42ZM55 126H54V125ZM81 124V125H80ZM87 124V125H86ZM94 124H95V126H94ZM125 124V125H124ZM135 124V125H134ZM146 124V125H145ZM157 124V125H156ZM167 124V125H166ZM176 124H177V126H176ZM190 124V125H189ZM192 124H197V125H199L198 127H196L195 125L193 126ZM201 124L203 125V126H201ZM225 124H226V126H225ZM242 124H238L239 126H237V128L233 131V134H236V133H234L235 131L238 133L239 131H241V132H239V134H241V133H243V131H244V128L246 127H241V126H243ZM259 124H261V126H258ZM38 125V126H37ZM48 125V126H47ZM59 125H62V126H59ZM86 125V126H85ZM118 125H120V126H118ZM124 125V126H123ZM145 125V126H144ZM150 125V126H149ZM172 125H173V127H172ZM182 125H183V127L184 128H186L185 130H184V128H181L182 127ZM210 125V126H209ZM225 126L224 127V129H222L223 127H221V126ZM241 125V126H240ZM249 125V126H248ZM253 125V126H252ZM255 125H257V126H255ZM28 126V127H27ZM42 126V127H41ZM46 126V127H45ZM84 126V127H83ZM130 126V127H129ZM144 126V127H143ZM146 126H147V128H146ZM178 128V126H179V130H177L176 129V127ZM191 126H193V127H191ZM208 128H207V127ZM217 126H218V128H217ZM32 127V128H31ZM48 127V129H46ZM51 127V128H50ZM92 127H94V129L95 130H93V128ZM133 127V128H132ZM152 127V128H151ZM164 127V128H163ZM191 127V128H190ZM194 127H196V128H194ZM254 127H256V128H254ZM258 127V128H257ZM263 127V130H258V132H257V129H261ZM92 128V129H91ZM108 130H107V129ZM111 128V129H110ZM125 128V129H124ZM155 128H157V129H155ZM161 128V129H160ZM175 128V129H174ZM187 128H189V130L187 129ZM200 128V129H199ZM207 129V130H205V129ZM209 128H211V129H209ZM228 128V129H227ZM90 129L92 130V131H90ZM102 129H103V131H102ZM106 129V130H105ZM122 129H124V131L122 130ZM151 129V130H150ZM159 129V130H158ZM163 129H165V130H163ZM181 129H183V132H180V130ZM227 129V131H223V130H226ZM243 131H242V130ZM248 130V128H245V130ZM256 129V130H255ZM46 130H50V131H46ZM114 132V134L115 135H117L116 137L114 136V134H113V132ZM129 130V131H128ZM132 130H133V132H132ZM192 130H194V131H192ZM196 130V131H195ZM197 130H199L198 132H202V133H200V134H202V135H204V133H205V138H204V136H202V135H200L198 132H197ZM203 130L205 131L204 133H203ZM214 130V131H213ZM94 131H96V132H94ZM103 133H102V132ZM119 131V132H118ZM121 131V132H120ZM126 131H128V132H126ZM132 133H131V132ZM144 133H143V132ZM145 131H147V132H145ZM176 131V132H175ZM215 131H216V133H218V134H215ZM217 131H219V132H217ZM29 132V133H28ZM52 132V133H51ZM94 132V133H93ZM107 132V133H106ZM140 132H142L141 134H139ZM207 132H208V134H207ZM212 132V133H211ZM213 132H214V134H213ZM223 134L222 136L220 135L221 133ZM47 133V134H46ZM56 133V134H55ZM96 133V134H95ZM105 133V134H104ZM118 133V134H117ZM195 135H194V134ZM199 134V136H197L198 134ZM211 133V134H210ZM260 133V134H259ZM18 134V135H17ZM20 134H22L21 136H20ZM27 136H26V135ZM29 134H31L30 136H29ZM48 134H50L49 136H48ZM119 134H123V135H120L119 136ZM137 134V135H136ZM139 134V135H138ZM188 136H187V135ZM239 134H237V136H239ZM259 134V135H258ZM35 135V136H34ZM45 135V136H44ZM54 135L56 136V137H54ZM96 135V136H95ZM168 135H170V136H167ZM182 135H186V136H182ZM194 135V137L193 138H191L190 136H193ZM211 137V138H213L214 139V137L213 136H218V137H220L224 142H223V144H222V140L220 139V138H218V139H220V141H218V139H216L214 142H212V141H210V140H212L211 138H210V140H208L207 138H206V136L209 138V136ZM213 135V136H212ZM14 136H20L19 138H21V139H19L18 137L16 138V139H18V140H16L15 138H14ZM23 136H25V138L23 137ZM91 136V137H90ZM119 136V137H118ZM159 136H161V137H159ZM165 136V137H164ZM185 137V138H179V137ZM255 136V137H254ZM259 137V139H258V137ZM31 137V138H30ZM34 137V138H33ZM37 139H36V138ZM68 137V138H67ZM77 137H80V139L79 140H82V141H79L78 139H77ZM115 137V138H114ZM122 137V138H121ZM125 139H124V138ZM176 137H178L177 139H174L173 140V138H176ZM189 137V138H188ZM11 138V139H10ZM76 138V139H75ZM119 138V139H118ZM120 138H121V140H120ZM151 138H152V140H151ZM158 138H160L159 140H157ZM186 138H188V139H186ZM192 139V141L190 142L189 140H191ZM252 138V139H251ZM263 138V139H262ZM9 139V140H8ZM54 139V140H53ZM63 139H65V140H63ZM116 139H117V141H116ZM128 139V140H127ZM162 139V140H161ZM171 139H172V141H171ZM185 141H184V140ZM201 139H203L204 141H202ZM260 139H262V143H261V141H260ZM4 140V141H3ZM77 140H78V143H77ZM85 140V141H84ZM151 142H150V141ZM153 140H155V142L153 141ZM161 140V141H160ZM169 140V141H168ZM181 140V142L183 143H181V142H179ZM187 140L189 141L188 143H187ZM194 140H196L195 142H194ZM199 140V141H198ZM16 141V142H15ZM23 141H25L24 143H22ZM57 141V142H56ZM96 141H98V142H96ZM113 141H115V143L113 142ZM129 141V142H128ZM163 141V142H162ZM167 141V142H166ZM177 141V142H176ZM198 141V142H197ZM208 141H210L211 143H209ZM217 141H218V143H217ZM18 142V143H17ZM19 142H21V143H19ZM80 142V143H79ZM107 142V143H106ZM109 142V143H108ZM110 142H112V143H110ZM117 142H122V143H119V146H117ZM127 142V143H126ZM135 142V143H134ZM138 142H140V143H138ZM142 142V143H141ZM185 142V143H184ZM206 142L209 144H206ZM243 142H244V144H243ZM49 143H51V144H49ZM55 143V144H54ZM75 143V144H74ZM83 143V144H82ZM95 143H97V145L95 144ZM106 143V144H105ZM117 143V144H116ZM153 143H155V144H153ZM158 143H160V146L158 145ZM163 143V144H162ZM186 143H187V145H186ZM74 146H72V145ZM79 144H80V146H79ZM95 144V145H94ZM99 144H100V146H99ZM105 144V145H104ZM110 144H112V145H110ZM116 144V145H115ZM125 144L127 145V146H125ZM170 144H172V145H170ZM173 144H174V146H173ZM177 144V145H176ZM179 144V145H178ZM180 144H182V147H183V149H182V147H181V145ZM193 144V145H192ZM212 144H215V145H212ZM242 144H243V148H242ZM70 145H71V147H70ZM124 145V146H123ZM137 145H138V148H137ZM139 145H140V147H141V145H142V147L140 148L139 147ZM155 145V147H153ZM177 147H176V146ZM190 145V146H189ZM260 145H262V146H260ZM97 146V147H96ZM167 146H170V148H171V151H169L170 149H169V147L167 148ZM181 148H180V147ZM187 146V147H186ZM212 146L214 147V148H212ZM258 146V147H257ZM259 146H260V148H259ZM50 147V148H49ZM52 147H53V149H52ZM64 147V148H63ZM68 147V148H67ZM101 147V148H100ZM118 147V148H117ZM124 147H125V150H124ZM152 147V148H151ZM218 149H217V148ZM45 148H48L47 150L45 149ZM116 148V149H115ZM154 148V149H153ZM157 148V149H156ZM158 148H160V149H158ZM179 148V149H178ZM188 148V149H187ZM252 150H251V149ZM254 148L256 149V151L258 150V149H260V150H258L259 151V153L258 152H256L255 150H254ZM42 149V150H41ZM55 149H56V151H55ZM63 149V150H62ZM66 151H65V150ZM113 149V150H112ZM118 149H119V152H118ZM120 149H122V150H120ZM129 149V150H128ZM139 149V150H138ZM150 149L154 152H152V151H150ZM165 149V150H164ZM174 149H178L179 151H177V150H174ZM247 149V150H246ZM249 149V150H248ZM262 149V150H261ZM8 150V151H7ZM50 150H53V152L52 151H50ZM76 150V151H75ZM141 150V151H140ZM182 150L184 151V154H183V152H182ZM216 150V151H215ZM218 150V151H217ZM246 150V151H245ZM49 151V152H48ZM63 151H65L66 153H68V154H66L65 152L63 153ZM72 151V152H71ZM75 151V152H74ZM124 151V152H123ZM129 151V154L127 153ZM149 151H150V153L151 154H149ZM161 151H162V153H161ZM168 152L169 151V153H164V152ZM181 151V152H180ZM244 153H243V152ZM253 151H254V153H253ZM261 151V152H260ZM43 152V153H42ZM55 152V153H54ZM62 152V153H61ZM137 152V153H136ZM141 154H140V153ZM170 152H172V154H173V156H172V154L170 153ZM173 152H175V153H173ZM176 152H179V154L182 156V157H184L183 158V162L184 163H186V164H189L190 166H191V168H187V167H185V166H183V165H180V164H178L177 163V157H176ZM208 154H207V153ZM246 152V153H245ZM263 152V153H262ZM49 153V154H48ZM52 153H54V154H52ZM58 153V154H57ZM114 153V154H113ZM201 153V154H200ZM239 153V154H238ZM250 153H253V154H250ZM34 154V155H33ZM61 154V155H60ZM64 154V155H63ZM121 154V155H120ZM128 154V155H127ZM139 154V155H138ZM147 154L149 155V156H147ZM161 154H163L164 155V157H169L170 159H166V158H163V157H161L162 159H160L159 157L161 156ZM165 154H166V156H165ZM171 154V156H169ZM256 156H255V155ZM257 154L259 155V154H261V155H259L260 156V158L259 157H257ZM263 154V155H262ZM3 155V156H2ZM18 155H21L20 157L22 158V156H26V157H23L22 159L18 156ZM35 157V160H34V158H33V156ZM36 155H38V156H36ZM42 155V156H41ZM51 155V156H50ZM53 155V156H52ZM71 155V156H70ZM108 155H110V156H108ZM115 155V156H114ZM135 155V156H134ZM145 155V156H144ZM160 155V156H159ZM162 155V156H163ZM190 157H189V156ZM216 155V156H215ZM219 155V156H218ZM238 155V156H237ZM245 155V156H244ZM246 155H248L247 157H248V159H247V157H246ZM249 155H251V156H249ZM253 155V156H252ZM46 156H48V157H46ZM50 156V157H49ZM66 156H68V159H67V157ZM70 156V157H69ZM128 156H129V158H128ZM131 156V157H130ZM133 156V157H132ZM148 158H147V157ZM159 156V157H158ZM196 156V157H195ZM204 156V157H203ZM209 156V157H208ZM235 157V161H234V159L232 160V158H234ZM261 156H262V158H261ZM8 157V158H7ZM29 157V158H28ZM64 157L66 158V160H67V162H66V160L64 159ZM105 157H106V159H107V161L105 160ZM108 157V158H107ZM115 158L114 160L112 159V158ZM152 159H151V158ZM157 159H156V158ZM214 157H216L215 159H214ZM242 157V159H240ZM243 157H246L245 159L243 158ZM252 157V159H253V161H255V162H253V163H251L252 162V160H250V158ZM255 157H257V158H255ZM19 158V159H18ZM25 158V159H24ZM122 158V159H121ZM133 158V159H132ZM153 158H155V159H153ZM175 158V159H174ZM205 158V159H204ZM211 158H213L214 160H216V161H214L213 159H211ZM8 159H11V160H9V161H7ZM31 159H33V160H31ZM60 159H62L61 161H60ZM63 159H64V161H63ZM131 161H130V160ZM137 159H139L138 161H140V162H138V163H136L137 161ZM145 159V160H144ZM146 159H147V162H146ZM159 159V161L157 162V160ZM173 159H174V162H173ZM212 161H211V160ZM247 159V160H246ZM24 160V161H23ZM69 160V161H68ZM109 160V161H108ZM156 162H155V161ZM164 161V163H163V161ZM238 160H240V161H238ZM245 160H246V162H250L249 163V165H253V166H249V165H247V164H245ZM260 160H262V162L260 161ZM12 161V162H11ZM114 161V162H113ZM135 161V163H133ZM144 161V162H143ZM151 161V162H150ZM162 161V162H161ZM166 161V162H165ZM168 161V162H167ZM171 163H170V162ZM209 161V162H208ZM237 161V162H236ZM244 161V162H243ZM1 162H3L4 163V165H3V163H1ZM57 164H56V163ZM64 162V163H63ZM70 162V163H69ZM113 162V163H112ZM119 162H121L120 164H119ZM128 162H132V164L133 165H131V163H128ZM207 162V163H206ZM213 162V164L212 165H210L211 163ZM257 162V163H256ZM259 162H261V163H259ZM48 163V164H47ZM53 163H55L54 165H53ZM63 163V164H62ZM73 164V165H70V164ZM75 163H78V166H76V164ZM93 163H95V164H93ZM110 163V164H109ZM115 163H116V165H115ZM126 165H124V164ZM146 163V164H145ZM148 163H149V166H148ZM151 163V164H150ZM160 163V164H159ZM162 163V164H161ZM173 163L175 164V163H177L178 165H179V167H177L178 165L177 164H175L176 166H175V170L177 171V170H181V172L179 173V171H177V174H176V171L174 170V166H173ZM203 163H206V164H203ZM210 163V164H209ZM216 163V164H215ZM235 163V164H234ZM242 163V165H245L244 167H243V169H242V165H239V164H241ZM1 164H2V167H1ZM42 164V165H41ZM51 164V165H50ZM80 164H82V165H80ZM110 165V166H108V165ZM116 167H114L113 165ZM122 164V165H121ZM135 164V165H134ZM159 164V165H158ZM169 164V165H168ZM210 165V167H209V165ZM237 164V165H236ZM261 164H263V165H261ZM54 167H53V166ZM57 165V166H56ZM64 165H66V166H64ZM81 167H80V166ZM83 165H84V167H83ZM112 165V166H111ZM119 165H120V167H119ZM144 165H146V166H144ZM157 166L156 168L154 167V166ZM161 165H163V167L161 166ZM165 165V166H164ZM202 165V166H201ZM205 165H206V167H205ZM233 165H235V167L233 166ZM6 166H7V168H6ZM59 166H60V168H59ZM77 168H76V167ZM118 166V167H117ZM121 166H123V167H121ZM170 166V167H169ZM182 166H183V169H182ZM211 166H212V174H210L209 172H211L210 171V168H211ZM236 166H239V167H236ZM4 167H5V169H4ZM50 167V168H49ZM80 167V168H79ZM86 167H87V170L85 171V169H86ZM105 167V168H104ZM110 167V168H109ZM128 167V168H127ZM130 167V168H129ZM149 167H150V170H149ZM164 167H166V168H164ZM176 167L178 168V169H176ZM196 167V169L198 170V172H197V170L196 169H194ZM205 169H204V168ZM230 167H232V169L230 168ZM254 167V168H253ZM257 167L259 168V169H257ZM84 169V170H82V169ZM88 168H90L89 170H88ZM115 168V169H114ZM134 168V169H133ZM146 168V169H145ZM158 168H161V170L160 169H158ZM170 169L171 171H169V174H168V172H167V169ZM186 168V169H185ZM215 168V169H214ZM219 168V169H218ZM228 168V169H227ZM234 168V169H233ZM241 168V169H240ZM257 169V171H255L256 169ZM29 169V170H28ZM33 169V170H32ZM41 169H43V170H40ZM49 169V170H48ZM113 171H112V170ZM118 169H121V170H119V171H117ZM124 169V170H123ZM156 169V170H155ZM199 169H203V171L202 170H199ZM207 169L209 170V172L207 171ZM218 169V170H217ZM222 169H224V170H222ZM228 170V172L226 171V170ZM3 170H5V171H3ZM17 170V172H15ZM20 170V171H19ZM22 170H24L23 172H22ZM38 170L40 171V172H38ZM48 170V171H47ZM56 170V171H55ZM146 170H149V171H146ZM155 170V171H154ZM157 170H159V172H160V174H161V172L162 173H164V174H159L158 172V174H156V171ZM182 170H183V172H182ZM193 170V171H192ZM230 170H232L231 172H233L234 173V175H232L233 173H231L230 172ZM238 170H239V172H238ZM253 170V171H252ZM261 170V171H260ZM45 171H47V172H50V173H47V172H45ZM81 171H82V173H81ZM109 173H108V172ZM111 171V172H110ZM117 171V172H116ZM138 171V172H137ZM146 173H145V172ZM151 171V172H150ZM186 171H188V173H190L188 176H190V177H188V176H186L185 177V174H187L186 173ZM196 171V172H195ZM199 171H201V172H199ZM215 171H217L216 172V175L214 174L215 173ZM224 171H226V173L224 172ZM238 173H237V172ZM245 171H248V172H245ZM260 171V172H259ZM20 172V173H19ZM36 172V173H35ZM43 172L45 173V174H43ZM85 172H87V173H85ZM114 172V173H113ZM119 172V173H118ZM124 174H123V173ZM131 172H133L134 174H132ZM150 174H149V173ZM152 172H154V173H152ZM194 172H195V175H194ZM205 172H208L207 174H209V176L208 175H206V173ZM251 172V173H250ZM257 172V173H256ZM30 173H32L31 175V177H30ZM35 173V174H34ZM41 175H39V174ZM42 173V174H41ZM111 173V174H110ZM116 173V174H115ZM120 173H121V175H120ZM128 173V174H127ZM170 173H173V174H170ZM185 173V174H184ZM240 173H241V175H240ZM27 174V175H26ZM28 174H29V177H27L28 176ZM86 174H87V176H86ZM130 174V175H129ZM132 174V175H131ZM136 174H137V176H136ZM139 174V175H138ZM147 174V175H146ZM155 174V175H154ZM182 175V177H181V175ZM193 174V175H192ZM199 174H203V176H204V174H205V176H207L208 177V179H207V177L205 178L206 180H207V183H202L203 185H206L205 186V188H204V186L202 185V184H200L199 186H197L198 185V183H199V180H198V178L197 177H195V176H198ZM36 175V176H35ZM48 175V176H47ZM78 177H76V176ZM81 175H82V177H81ZM117 175H119V176H117ZM123 175V176H122ZM141 175V176H140ZM143 175H145V176H143ZM149 175H151V176H149ZM159 175H160V178L161 177H164V176H166V178L164 177L163 179H160L159 178ZM176 177H175V176ZM180 175V176H179ZM192 175V176H191ZM211 175V176H210ZM213 175V176H212ZM232 175V176H231ZM18 176V177H17ZM23 176H26L27 177V179H26V177H23ZM51 176V177H50ZM63 176H65L66 177V179H65V177H63ZM74 176H75V178H76V180H75V178H74ZM117 176V177H116ZM121 176V177H120ZM126 176V177H125ZM132 176V177H131ZM177 176H179V177H177ZM215 176V177H214ZM230 176H231V178H230ZM238 178H237V177ZM241 176V177H240ZM49 177V178H48ZM55 177V178H54ZM59 177H61V179L59 178ZM67 177H68V180L70 181V182H68V181H66L67 180ZM73 178V179H71V178ZM80 177V178H79ZM106 177H110V178H106ZM115 177V178H114ZM119 177V178H118ZM133 177L135 178V179H133ZM145 177H147V179H145ZM149 177V178H148ZM156 177H158V179L156 178ZM211 179H210V178ZM212 177H214L213 179H212ZM9 178V179H8ZM15 178V179H14ZM17 178V179H16ZM20 178V179H19ZM25 178V179H24ZM31 178V179H30ZM35 178H36V180H35ZM99 178V179H98ZM105 178H106V180H105ZM118 180H117V179ZM151 178V179H150ZM175 178V179H174ZM184 178V179H183ZM188 178H189V181H188ZM229 178L231 179V180H229ZM253 178V179H252ZM7 179H8V183H6L7 182ZM49 181H48V180ZM51 179H53L52 181H51ZM58 181H57V180ZM63 179H65V181L63 182ZM82 179V180H81ZM86 179V180H85ZM88 179H90L89 180V183H87V181H88ZM126 179V180H125ZM131 179H133L132 181H131ZM148 179H150V180H148ZM170 179V180H169ZM192 179V180H191ZM193 179L195 180V181H193ZM234 179V180H233ZM238 179V180H237ZM259 179H261V182H260V180ZM15 180V181H14ZM17 180V181H16ZM19 180H20V182H19ZM41 180V181H40ZM44 182H43V181ZM95 180V181H94ZM98 180V181H97ZM128 180V181H127ZM143 180V181H142ZM148 180V181H147ZM152 180V181H151ZM153 180H154V182H153ZM157 182H156V181ZM160 180H162V181H165L166 183H171V185H170V183H169V185H167L165 182V184L164 183H162V185H161V181ZM178 183V185H179V182H180V185H181V183H182V185L181 186H183V185H185V186H183L184 188H186V189H184L183 187L181 188V187H179L177 184H176V182ZM184 180V181H183ZM197 180V181H196ZM223 180V181H222ZM225 180V181H224ZM251 180V181H250ZM26 181V182H25ZM37 181V182H36ZM40 181V182H39ZM47 181V182H46ZM74 183H73V182ZM121 181V182H120ZM124 181V182H123ZM125 181H127L128 183H126L125 184ZM137 181V182H136ZM146 181V182H145ZM150 181V182H149ZM160 181V182H159ZM193 181V183H191ZM213 181V182H212ZM248 181V182H247ZM251 183H250V182ZM5 182V183H4ZM15 182V183H14ZM18 184H17V183ZM25 182V183H24ZM35 182H36V184H37V186H36V184H35ZM54 184H53V183ZM58 182V183H57ZM107 182V183H106ZM112 182V183H111ZM118 182V183H117ZM133 182V183H132ZM135 182H136V185H135ZM140 182H141V184H142V187H139L141 184H140ZM148 182V183H147ZM198 182V183H197ZM216 182V183H215ZM20 183H22V184H20ZM52 183V184H51ZM106 183V184H105ZM121 183H122V185H121ZM131 183V185H133V186H128L127 184H130ZM146 183V184H145ZM149 183H151V184H149ZM152 183H153V186H152ZM158 183H160V184H158ZM173 183H175V184H173ZM195 183V184H194ZM210 183V184H209ZM215 183V184H214ZM230 183V184H229ZM243 183V184H242ZM256 183V185H254ZM260 184V186H259V184ZM14 184H15V186H14ZM33 184H35V185H33ZM43 184H44V186H43ZM45 184H47V185H45ZM67 185V187H66V185ZM105 184V185H104ZM155 184H157V185H155ZM187 184V185H186ZM192 184H194V185H192ZM213 184H214V186H213ZM221 184V185H220ZM232 184H234L235 186H236V188H234L235 186H233ZM239 184V186H237ZM247 184V185H246ZM250 184V185H249ZM10 187V189L7 187ZM39 185H40V187H39ZM54 185V186H53ZM64 185V186H63ZM106 186L107 188H108V190L109 191H111V192H107V188L106 187H104V186ZM110 186V188L108 187V186ZM115 185V186H114ZM121 185V187H119ZM124 185V186H123ZM149 187H147V186ZM159 185V189H160V187L161 188H163V189H165L164 190V192L163 191H160L159 192V189H157V188H154V187H157ZM165 185H167V186H165ZM173 185V186H172ZM189 185H191V186H189ZM216 185H220L221 186V188H220V186H216ZM229 185V186H228ZM232 185V187H230ZM241 185L243 186V187H241ZM249 185V186H248ZM257 185H258V188H257ZM13 186V187H12ZM16 186H17V188H16ZM24 186V187H23ZM60 186V187H59ZM61 186L62 187H64V189L63 188H61ZM119 188H118V187ZM127 186V187H126ZM137 188H136V187ZM143 186H145V187H143ZM152 186V187H151ZM164 186H165V188H164ZM171 186V187H170ZM175 186V187H174ZM214 187V189H213V187ZM223 186H225V187H223ZM227 186V187H226ZM5 187L7 188V189H5ZM48 187V188H47ZM54 187V188H53ZM66 187V188H65ZM77 187H79V188H77ZM123 187H126L127 189H123ZM128 187H130L129 189H130V191H129V189H128ZM135 187V188H134ZM177 187L178 188H180V190L179 189H177ZM196 189H195V188ZM217 187V188H216ZM223 187V188H222ZM239 187H240V189H239ZM251 187V188H250ZM253 187V188H252ZM4 188V189H3ZM24 188V189H23ZM38 188L41 190V189H43V190H41V192H40V190H38ZM59 188V189H58ZM62 190H61V189ZM77 188V189H76ZM112 188H113V191H112ZM114 188L115 189H117V190H114ZM133 188H134V190H133ZM139 188H141V189H139ZM142 188L146 191H144V190H142ZM146 188V189H145ZM147 188L150 190H148L147 191ZM153 190H152V189ZM168 188V189H167ZM169 188H170V190H169ZM188 188V189H187ZM206 188H208V189H206ZM212 188V189H211ZM219 188V189H218ZM228 188V189H227ZM232 188V189H231ZM245 188V189H244ZM249 188V189H248ZM257 188V189H256ZM259 188H260V191H259ZM12 189H13V191H12ZM28 189H30V191L28 190ZM46 189V190H45ZM51 191V192H49V190ZM68 189V191H69V193L66 191L65 193L67 194H69V195H71V197H73V198H71L69 195H65V193H62V191L64 192L65 190H67ZM81 189V190H80ZM104 189V190H103ZM121 189V190H120ZM131 189L134 191H131ZM163 189H160V190H163ZM176 189L178 190V191H176ZM190 189V190H189ZM192 189H195V191H196V193L194 192V191H192L191 192V190ZM219 191H218V190ZM234 189H236V191H234V194H235V196L237 197V200H235L234 199V194H233V191L232 190H234ZM242 189V190H241ZM247 189V190H246ZM251 189L253 190V191H251ZM261 189H262V191H261ZM21 191V192H23V193H20L19 191ZM27 190V191H26ZM48 190V191H47ZM58 190V191H57ZM61 190V191H60ZM79 190V191H78ZM82 190H84L83 192H82ZM99 190V191H98ZM123 191L124 190V192L127 190V192L125 193V196H124V192H120V191ZM169 190V191H168ZM172 190H175V191H172ZM186 190H189V191H187L186 192ZM202 190V191H201ZM208 190V192H210V190H212L210 193H212L213 192V194H212V196H210L211 194L209 193H207V195L204 193V192H206ZM217 190V191H216ZM225 190H227L226 192H225ZM239 190H241V191H239ZM249 190V191H248ZM7 191H10L11 192V194H10V192H7ZM30 193H29V192ZM34 191V192H33ZM38 191H39V193H38ZM43 191V192H42ZM75 191H76V194H75ZM78 191V192H77ZM94 191H96V192H94ZM104 191V192H103ZM138 191H142L141 193L139 192V193H137ZM144 191V192H143ZM153 191H155V192H153ZM156 191H157V193L159 194V196L157 197V195L158 194H155L156 193ZM204 191V192H203ZM239 191V192H238ZM245 191H247V192H245ZM6 192H7V194L9 195H7L6 194ZM47 192H49L50 194H48ZM55 192V193H54ZM72 192V193H71ZM74 192V193H73ZM79 192H80V194H79ZM115 194H113V193ZM116 192V193H115ZM118 192V193H117ZM134 194H133V193ZM161 192H162V194L164 193L165 194V196H162V194H161ZM174 192H177V193H174ZM178 192H180V194L178 193ZM186 192V193H185ZM199 192V193H198ZM216 193V195H215V193ZM229 193V194H225V193ZM238 192V193H237ZM257 192V194H255ZM42 193V194H41ZM54 193V194H53ZM59 193V194H58ZM62 194V196H61V194ZM82 193V194H81ZM90 193H91V195H90ZM92 193H94V194H92ZM123 193V194H122ZM149 193H151V194H149ZM153 193V194H152ZM171 193V194H170ZM183 193H184V195H189L190 194V196H186V198H184L185 196L183 195ZM189 193V194H188ZM192 193V194H191ZM202 193H204V194H202ZM218 193V194H217ZM250 193H252V194H250ZM254 193V194H253ZM41 194V195H40ZM44 194H45V196H44ZM57 194V195H56ZM72 194H74V196H72ZM96 194V195H95ZM112 194V195H111ZM143 194V195H142ZM161 194V195H160ZM163 194V195H164ZM168 194H170V195H168ZM196 194V195H195ZM197 194H198V196H197ZM200 194H202L203 195V198H199L200 196ZM223 194V196H227L228 195V197H226V200L229 198V197H231V198H233V202H234V200H235V202L237 201V205H238V207H237V205H236V203L235 204H233V202L231 203V201H232V199L231 198H229L228 200H227V203H225L226 202V200H225V197H223V198H221L222 196H220V195H222ZM225 194V195H224ZM233 194V195H232ZM246 194V195H245ZM47 195H50V196H47ZM75 195H76V197H75ZM78 195H80V197L78 198ZM86 195H89V197H92V198H89L88 196H86ZM93 195H94V197H93ZM98 195V196H97ZM156 195V196H155ZM173 195V196H172ZM175 195V196H174ZM178 197H180L181 196V198H178ZM191 195H192V197H191ZM196 197H195V196ZM232 195V196H231ZM245 195V196H244ZM250 195L251 196H254V197H252L253 199H254V201L252 202V198H250ZM5 196H7V197H5ZM29 196H30V198H32L31 200L29 199ZM32 196H34V197H32ZM39 196H41L40 197V199L38 198ZM63 198V200H62V198ZM65 196V197H64ZM71 198H69V197ZM83 196H84V198H83ZM107 196L109 197V198H107ZM124 196V197H123ZM144 196H146V197H144ZM149 196V198H150V203H149V198H147ZM153 196V197H152ZM168 196V197H167ZM182 196H184L183 198H182ZM207 196H209L208 197V199L207 198H204V197H207ZM220 198H219V197ZM241 196H243V197H241ZM3 197V198H2ZM96 197V198H95ZM101 197V198H100ZM106 198V199H109V200H106V199H103V198ZM120 197V198H119ZM125 197H127L126 199H125ZM137 199V198H139L138 200H137V203H136V199H135V201H134V199ZM167 199H169L168 201L169 202H167L166 204L164 203V205H163V202L165 201L166 202V198ZM171 197V198H170ZM177 197V198H176ZM188 197H189V199H190V201L191 202H188ZM213 197V198H212ZM214 197H217L218 198V200H217V198H215L214 199ZM239 197V198H238ZM258 197V196H257ZM7 198V199H6ZM25 198L27 199V201L25 200ZM41 198H42V200H41ZM76 198V199H75ZM86 198L88 199V200H86ZM94 198L96 199V200H94ZM111 198V199H110ZM118 198V199H117ZM129 198H131V199H129ZM146 198V199H145ZM154 198V199H153ZM161 198V199H160ZM164 198V199H163ZM173 198H174V200H173ZM194 198V199H193ZM197 200H196V199ZM241 198V199H240ZM30 201H29V200ZM36 199V200H35ZM47 199H49V200H47ZM78 199V200H77ZM91 199V202L89 201ZM99 199V200H98ZM113 199V200H112ZM117 199V200H116ZM151 199L153 200V202L151 201ZM181 199H182V202L184 201V203H182L181 202ZM185 199L187 200V201H185ZM191 199H193V200H191ZM199 199H201V200H199ZM206 199V200H205ZM231 199V200H230ZM243 199V200H242ZM247 199V200H246ZM251 199V200H250ZM9 200V201H8ZM26 201V204H25V207H23L22 205H23V203ZM39 200V201H38ZM41 200V201H40ZM118 203H116L115 201ZM119 200H120V202H119ZM130 200V201H129ZM159 200V201H158ZM163 200V201H162ZM170 200H172L174 203H176L174 206H176L177 205V210H176V208L173 206V202L172 203H170ZM178 200H180V201H178ZM198 202V200H199V202H201L202 203V201H203V203H202V205H201V203H199V205H200V207H198V205L196 204L197 202ZM210 200H212V201H210ZM219 200H220V202L222 203V205L221 204H219V205H217L218 204V202H219ZM222 200H223V202H222ZM242 200V201H241ZM244 200H246V202L244 201ZM248 200L249 201H251V203L250 202H248ZM23 202V203H19V202ZM36 201H38V205H36L37 204V202ZM46 203H44V202ZM60 201V202H59ZM89 201V202H88ZM99 201V202H98ZM100 201H101V205H100ZM125 204V205H127V207L122 203V202ZM126 201V202H125ZM154 201H156V202H154ZM161 201V202H160ZM205 201V202H204ZM210 201V205H209V207H208V202ZM214 201H217V202H214ZM230 201V202H229ZM240 201V202H239ZM9 202V204H7ZM17 202H18V204H17ZM30 202H33V203H31L30 204ZM34 202H36L35 204H34ZM48 202V203H47ZM52 202V203H51ZM57 202H59V203H57ZM96 202V203H95ZM97 202H98V204H97ZM115 202V203H114ZM129 202H131L130 204H129ZM152 202V203H151ZM158 202V203H157ZM180 202V203H179ZM188 202V203H187ZM192 202H194V204L192 203ZM207 202V203H206ZM214 202V203H213ZM243 202H245V206L243 207L242 205V203ZM16 203V204H15ZM42 203V206H44V207H42L40 204ZM44 203V204H43ZM53 203L55 204V205H53ZM62 203V204H61ZM88 203V204H87ZM90 203H92V204H90ZM119 203H121V204H119ZM161 203V204H160ZM188 204V205H191V206H187V205H184V204ZM206 203V204H205ZM213 203V204H212ZM216 203V204H215ZM223 203H225V204H223ZM241 203V204H240ZM247 203H249L250 205H251V207L252 208H250V205L249 204H247ZM255 203V202H254ZM253 203V204H254ZM5 205V207H8V205H9V207L8 208H5L4 207V205ZM28 204H30V207H29V205ZM34 204V205H33ZM64 204V205H63ZM97 204V205H96ZM122 204H123V206L126 208H124L123 206H122ZM132 204V205H131ZM156 204H157V206H159L160 207V209L156 206ZM160 204V205H159ZM170 204H172V207L174 208V210L173 211H175L176 210V214H177V217H179V220L181 219H187V218H190V216L191 215H193L194 214V216L195 215H197V216H195V219H197L202 225L204 224L205 225V223H208L206 226L207 227H205L204 228V225L202 226L201 224V227H200V225L198 224L199 222L197 221V220H195L194 218L192 219L193 221H191V219H188V220H186V222L185 221H183V223L185 224V225H187V222L190 220V222H188L189 224H193V225H189L190 227H196V228H189V226L187 225L186 227H185V225L183 224V223H180L179 222V224L180 225H184V227L182 226V228H180L181 226L178 224V219H177V217H176V219L174 220V224H175V222H176V224L178 225H175V226H177L178 228H175V226H173V224H171V227H167V226H170V222H172L171 221V219L172 218H169V216L170 217H172L171 216V213H173V211L171 210V209H167V207L170 205ZM206 205V207H205V210H204V207H203V205ZM232 206H231V205ZM16 205L17 206H19V207H16ZM21 205V206H20ZM40 205V206H39ZM51 205H53V206H51ZM57 205V208L55 207ZM65 207H68L67 209L69 210L70 208H72V209H70L69 211L68 210H66V207L65 208H63V206ZM80 205V206H79ZM91 205V206H90ZM92 205H94V206H96V209H94V207L92 206ZM102 207V208H99L100 206ZM131 205V208L129 207ZM135 205V206H134ZM182 206L183 208H181L180 206ZM197 205V206H196ZM211 205L213 206L212 208H214L215 209V211H217V212H215L214 211V209H212L211 208ZM215 205V206H214ZM234 205V206H233ZM241 205V206H240ZM27 206V207H26ZM36 208H35V207ZM46 206V207H45ZM61 206H62V208H61ZM69 206H70V208H69ZM73 206V207H72ZM87 206V207H86ZM97 206H99V207H97ZM167 206V207H166ZM171 206V205H170ZM178 206H179V208H178ZM184 206H185V208L187 209L188 207H189V209H190V211H191V213H190V211L189 210H184ZM216 206H218V209H217V207ZM221 206H224V208H221ZM240 206V207H239ZM5 209H4V208ZM20 207H22V208H20ZM49 207V208H48ZM50 207H52V208H50ZM58 207H59V215H60V217L59 218H57L56 219V217L55 216H57L55 213L56 212H58L57 210H58ZM85 207V208H84ZM104 207V208H103ZM106 207V208H105ZM113 207H115V208H113ZM120 207H122L121 208V210L123 211V212H120L121 210H119L120 209ZM140 207H141V209H140ZM144 207V208H143ZM152 207H154V208H152ZM162 207H164V209L162 208ZM166 207V208H165ZM225 207L226 208H228V209H230L231 210V212H229L228 211V209H226L225 210ZM249 209H248V208ZM12 208V209H11ZM18 208H20V209H18ZM40 208V209H39ZM53 208H56V209H53ZM61 208V209H60ZM87 208V209H86ZM89 208V209H88ZM113 208V209H112ZM116 208H118V209H116ZM135 209V211L133 210V209ZM159 209V211H158V209ZM194 208V209H193ZM197 208V209H196ZM234 208H235V210H234ZM238 208H240L239 210H240V212H238ZM241 208H243L242 209V211H241ZM11 209V210H10ZM37 209V210H36ZM45 209H46V212H45ZM103 210V211H101V210ZM108 209V210H107ZM115 209H116V211H115ZM129 210V211H131V212H128V211H126V210ZM143 209H145V210H143ZM152 209V210H151ZM163 209V210H162ZM179 209V210H178ZM181 209V210H180ZM223 209V210H222ZM249 210V211H245V210ZM10 210V211H9ZM40 210V211H39ZM44 210V211H43ZM64 210V211H63ZM83 210V211H82ZM87 210H89V211H87ZM93 210V211H92ZM124 210H125V212H124ZM169 210V211H168ZM194 210V211H193ZM198 210H200L199 212L201 213L200 215H198ZM202 210H204V212L202 211ZM221 210H222V212H221ZM225 210V211H224ZM237 210V211H236ZM0 211V212H1ZM48 211H49V213H48ZM63 211V212H62ZM87 211V212H86ZM90 211H92V212H90ZM96 211H97V213H96ZM99 211H101L102 213V215L101 214H98L99 213ZM115 213H114V212ZM134 211V212H133ZM163 211V212H162ZM167 211V212H166ZM172 211V212H171ZM179 211H181V212H183L184 213V215L182 216L181 214H180V212ZM188 211V212H187ZM192 211L194 212V213H192ZM196 211V212H195ZM207 211H208V214H207ZM212 211H214L213 213H214V215H212L211 214V217H210V213L212 212ZM219 211H220V213H219ZM224 211V212H223ZM12 214H11V213ZM14 212V213H13ZM35 212H37L38 214H39V216H40V218H39V216H38V214H35ZM40 212H44L43 214L42 213H40ZM51 212V213H50ZM52 212H54V213H52ZM64 212H66V213H64ZM85 212V213H84ZM88 212H90V214L88 213ZM94 212V213H93ZM118 212H119V214L121 215V213H122V215H123V217L122 216H120L119 214H118ZM136 212H139V214H140V216L144 219L145 217V220H141V217L139 216V214H136ZM187 214H186V213ZM240 213V215H242L244 212H245V214H247V215H245V214H243L242 216H240L239 214H237V216H238V218H237V216H235L234 214L235 213ZM243 212V213H242ZM7 213V214H6ZM32 215H31V214ZM47 213V214H46ZM62 213V214H61ZM64 213V214H63ZM82 213H84V214H82ZM91 213H93L94 214V216L93 215H91ZM103 213H104V215H106L107 213H108V215H106V217L103 215ZM106 213V214H105ZM114 213V215H111V214H113ZM124 213V214H123ZM127 213H131L132 215H133V217L131 216V214L129 215V214H127ZM159 213V214H158ZM161 213H162V215H161ZM182 213V214H183ZM189 213H190V215H189ZM196 213V214H195ZM217 213V214H216ZM219 213V214H218ZM232 213H233V215H232ZM48 214H51V216H49ZM88 214V215H87ZM118 214V215H117ZM126 214H127V217H124V216H126ZM152 214V215H151ZM154 214V215H153ZM181 215V216H179V215ZM216 214V215H215ZM5 215V216H4ZM13 215V216H12ZM17 215V216H16ZM21 215V216H20ZM29 215H31V217L29 216ZM35 215V216H34ZM53 215V216H52ZM86 215V216H85ZM96 215V216H95ZM98 215H99V217H98ZM109 215H111L112 216V218H111V216H109ZM129 215V216H128ZM135 215L137 216L136 217V219L134 218L135 217ZM148 215V216H147ZM151 215V216H150ZM156 215H158V216H160V217H157ZM163 215H165V217H166V221L167 220H169L170 219V222L168 221V223H166L165 222V217H163ZM174 215V214H173ZM249 215V216H248ZM253 215V216H252ZM9 218H8V217ZM10 216L12 217L11 219H10ZM65 216H66V218H67V216L68 217H75L74 219H75V221L74 222H70V223H65L64 221V219H66L65 218ZM85 216V217H84ZM102 216V217H101ZM116 216H118V217H116ZM145 216V217H144ZM153 216V217H152ZM161 216H162V218H161ZM187 216V217H186ZM194 216H192V217H194ZM203 216H204V219H203ZM205 216H207V218H208V216H209V218H210V221H209V219L207 220V218H205ZM245 216H248L247 218L245 217ZM22 217V218H21ZM25 217V218H24ZM28 217V218H27ZM32 217L34 218V220H35V222L32 220ZM39 219H38V218ZM52 217V218H51ZM63 217V218H62ZM87 217V218H86ZM93 217V218H92ZM97 217H98V219H97ZM110 217V218H109ZM119 217H120V219H121V217H122V219H123V222L119 219ZM133 219H132V218ZM148 217H152V218H148ZM154 217H157L156 219H154ZM199 217H201V218H199ZM215 219H214V218ZM217 217H221V219H219V218H217ZM229 217V218H228ZM233 217V218H232ZM236 217V218H235ZM239 217H241V218H239ZM30 218V219H29ZM37 218V219H36ZM61 218V221L60 220H58V219H60ZM87 219V220H85V219ZM99 218H100V220H99ZM125 218V219H124ZM127 218V219H126ZM130 218H131V221H129L130 220ZM250 218V219H249ZM28 219V221H32V222H30L29 224H27L28 223V221L26 222V220ZM52 219V220H51ZM54 219H56V221H58V222H56ZM92 219H93V221H92ZM97 219V220H96ZM101 219H103V220H101ZM106 219L108 220V221H106ZM118 219V220H117ZM150 219H151V221H150ZM153 219V220H152ZM206 220L207 222H205V221H203V220ZM227 219H228V222L229 223H231L232 225H233V223L237 226V227H240L241 228V230L239 229V231H238V228L237 229H235L236 228V226L235 225H231L230 224V226H231V231L230 230H228L229 229V223L227 222ZM232 219V220H231ZM235 219H237V221L235 220ZM239 219H240V221H239ZM248 219V220H247ZM252 219H255V221L254 222H256V223H254L253 221L251 222V221H249V220H252ZM13 220H14V222H13ZM37 220H38V222H37ZM53 220H54V222H53ZM64 220V221H63ZM83 220V221H82ZM112 220H114L113 222H114V224L112 223ZM126 220H127V222H126ZM133 220V221H132ZM139 220V221H138ZM155 220V221H154ZM156 220H163V221H161L162 222V226H161V222L160 223H158V224H156V227H155V224H154V222H156ZM212 220H214V221H212ZM242 220V221H241ZM246 220V222L244 223V221ZM2 221H4L3 222V224H2ZM23 221V222H22ZM25 221V222H24ZM47 221H49V223L50 222H52V223H54V226H53V224L51 223V226L53 227H51L50 226V228L51 229H48L49 228V223L47 222ZM79 221H81V222H79ZM85 221V222H84ZM86 221H88V222H86ZM98 223H97V222ZM102 221V222H101ZM119 222V223H116V222ZM129 221V222H128ZM135 221H137V222H135ZM148 221V222H147ZM217 223H216V222ZM60 222V223H59ZM90 222V223H89ZM104 222V223H103ZM125 222V223H124ZM133 222V224H130L129 225V223H132ZM138 222H140V223H138ZM163 222H164V224H167V225H164L163 224ZM197 222V223H196ZM238 222H241V223H239V224H237ZM33 223V224H32ZM44 223V224H43ZM72 223V224H71ZM83 223V224H82ZM89 225V227L87 226V224ZM95 223H97V224H95ZM103 224L104 225V229H103V231L101 230L102 229V227H103V225H101V224ZM113 224L114 225V229H112L113 227H111V224ZM115 223L116 224H118V225H115ZM126 223H128L127 225H126ZM135 223V224H134ZM136 223H137V225H136ZM147 223V224H146ZM153 223V224H152ZM173 223V222H172ZM211 223V224H210ZM216 223V224H215ZM221 223V224H220ZM225 223V224H224ZM244 223V224H243ZM5 224V225H4ZM13 224V225H12ZM20 224V225H19ZM31 224L33 225L32 227H31ZM44 226H43V225ZM46 224H48V225H46ZM56 224H58V225H56ZM75 226H74V225ZM77 224H79V225H77ZM80 224H81V226L83 225V226H85V227H83V231H82V228L81 229H78V231L76 230L75 231V234L77 235V237H75L73 240L71 239L70 241L68 240V239H70L69 237V235H67V230H69V229H73L74 227H76V225L77 226H80ZM97 225V226H94V225ZM99 224V225H98ZM110 224V225H109ZM122 224H124L123 226H125V227H122ZM144 224V225H143ZM212 226V224L214 225L213 226V229H210V228H212L210 225ZM223 224H224V226H223ZM228 224V225H227ZM248 224H249V226H248ZM250 224H254V226H251ZM256 224V225H255ZM4 225V226H3ZM17 227H16V226ZM27 225V227H26V229H27V231L26 230H24L23 228H25V226ZM35 225V226H34ZM46 225V226H45ZM68 225L70 226L71 225V227H73V228H69L68 227ZM109 226V227H111L110 228V231L111 232H113L112 234H111V232L109 231V227H107V226ZM135 225V226H134ZM139 225H141V226H139ZM153 225V226H152ZM159 226V229H158V226ZM216 225H218L217 226V228H216ZM245 225V226H244ZM20 226V227H19ZM30 226V229L28 228ZM43 226V227H42ZM57 226V227H56ZM66 227L67 229H66V232H65V227H64V233H62L63 232V230L61 229V227ZM92 226V227H91ZM102 226V227H101ZM136 226H137V229H138V232H134V230H135V228H136ZM150 226H152V227H150ZM161 226V227H160ZM180 226V227H179ZM201 228V231L199 230L200 228ZM220 226H222V227H224L223 229H222V227H220ZM248 226V227H247ZM261 226V227H260ZM14 227H15V229H14ZM36 227V228H35ZM43 229H42V228ZM44 227L46 228V229H44ZM95 227V228H94ZM118 227H122V228H118ZM130 227H135V228H131V230L134 232H132V233H130ZM144 227V228H143ZM150 227V228H149ZM156 228V229H158L159 231L157 232V233H155V235L156 234H159V235H161L160 237H156V236H154V232L153 231H156V229L154 230V228ZM164 227H165V231H167L168 233L166 234L165 232L163 233L162 231H164L163 229H164ZM173 227L175 228V229H177V230H175L174 229V231H177V232H172L173 230ZM210 227V228H209ZM228 229H227V228ZM234 227V228H233ZM254 227V228H253ZM256 227L257 228H259V229H256ZM31 228H32V230H31ZM33 228H35L34 230L35 231H33ZM38 228V230H36ZM57 230H56V229ZM88 228H89V230H88ZM106 228H107V230H106ZM126 228H128V230L126 229ZM163 228V229H162ZM168 228H171V229H169V230H167ZM185 228H186V230H185ZM199 228V229H198ZM204 228V229H203ZM207 228V229H206ZM17 229V230H16ZM23 229V230H22ZM30 231H29V230ZM42 230V232H44V233H42L41 232V230ZM98 229V230H97ZM117 229V230H116ZM121 231H120V230ZM145 229H146V231H145ZM152 229V230H151ZM178 229H182V231L181 230H179L178 231ZM192 229H193V231L195 232V231H197L196 233H193V235H191L192 234ZM203 229V230H202ZM206 229V233H205V230ZM217 229V230H216ZM245 230V231H243V230ZM250 229V230H249ZM13 232H12V231ZM14 230H16V231H14ZM23 231V233L21 232V231ZM56 230V231H55ZM58 230H60V231H58ZM105 230H106V232H105ZM114 230V231H113ZM119 230V232H117ZM126 230V231H125ZM139 230H140V233H139ZM141 230H142V233H143V236H142V233H141ZM148 230V231H147ZM162 230V231H161ZM171 230V231H170ZM208 230H212L213 232H210V231H208ZM215 230H216V232H215ZM221 230H223V232L221 231ZM225 230V231H224ZM227 230H228V235L230 234L233 238H234V236H235V240H236V238L238 237V236H240L239 238H238V240H241V238H244V239H247L246 241V243H244V244H242V247L240 246L241 244H240V242H237L238 240H236V242L233 240V238L232 237H230V235L228 236L227 234H226V232H227ZM232 230H234V231H238V232H240V231H242V232H240V233H237V232H235L234 233V231H232ZM18 231V232H17ZM32 231V232H31ZM40 233H39V232ZM51 231H52V233H51ZM102 233H101V232ZM110 233H109V232ZM128 231V232H127ZM137 231V230H136ZM144 231V232H143ZM172 232V233H170V232ZM185 231V232H184ZM189 231H191V232H189ZM201 232V236H202V238H201V236H200V234H199V232ZM204 231V232H203ZM262 231H263V233H262ZM20 232H21V234H24V235H21L20 234ZM25 232V233H24ZM28 232L30 233L29 235V237L27 236L28 235ZM35 232H37V234L35 233ZM51 233L50 235V237H49V234H47V233ZM57 232V233H56ZM77 232V233H76ZM97 232H98V234H99V232H100V234L99 235H101V236H99L98 234H97ZM146 232V233H145ZM159 232H161V233H163V235L161 234V233H159ZM182 232V233H181ZM186 233L187 234V237H188V235L190 236V239L188 238L187 239V237H186V234H184V233ZM188 232L190 233V234H188ZM212 233V234H209V233ZM222 233V234H220V236L221 235H224V237H221L222 238V240H220V241H223V240H226V243H224L225 241H223V242H219L218 240L219 239H221V238H219L220 236H219V233ZM230 232V233H229ZM233 234H232V233ZM255 232H261V233H259V235H257V238L258 239H256V237H255V235L256 234H258V233H256L255 234ZM15 233V234H14ZM17 233V234H16ZM31 233H33V234H31ZM41 233H42V235H43V237H42V235H41ZM55 233H56V235H58V236H55ZM61 233V234H60ZM118 233V234H117ZM138 233L141 235H138ZM145 233V234H144ZM174 233V234H173ZM178 235V236H176V234ZM216 233H218L217 234V237H216V239H217V241L218 242H216L215 240V236H216ZM39 234V235H38ZM60 234V235H59ZM82 234V235H81ZM111 236H110V235ZM150 234V236H148ZM171 234V235H170ZM195 234V235H194ZM65 235H67V236H69L68 238H67V236H65ZM80 235V236H79ZM106 235L107 236H109L108 238L106 237ZM159 235H157V236H159ZM165 235V237L163 238V236ZM174 235H175V237H174ZM197 235L198 236H200V240H198L197 238ZM203 235H204V237H203ZM209 235V236H208ZM234 235V236H233ZM247 237H246V236ZM252 235H254V237L252 236ZM21 236H23V237H21ZM26 236V237H25ZM34 236V237H33ZM36 236V237H35ZM42 238H41V237ZM46 236H47V239H46ZM64 237V239L66 240H64L63 239V237ZM104 236V237H103ZM131 236V237H130ZM139 236V237H138ZM147 236H148V240L147 239H145V238H147ZM153 236V237H152ZM207 236V237H206ZM211 236H212V238H211ZM226 236H228V237H226ZM244 236V237H243ZM249 236H251V237H249ZM261 236H262V238H261ZM16 237V238H15ZM37 237H39L40 239H38ZM58 237V238H57ZM87 239H86V238ZM95 237V241L93 240V238ZM133 237V238H132ZM145 237V238H144ZM153 239H152V238ZM176 238V244L174 243L175 242V240H174V242H172L173 241V239L174 238ZM208 237H209V239H208ZM214 237V238H213ZM225 237H226V239H225ZM230 237V238H229ZM246 237V238H245ZM261 239H260V238ZM18 238V239H17ZM19 238H20V240H19ZM24 238V239H23ZM52 240H51V239ZM55 238V239H54ZM60 238V239H59ZM99 240H97V239ZM107 238V239H106ZM128 238H130L129 239V241H128V239L126 240V239ZM144 239V241L143 242H145L144 244H147V245H144L145 246V248L147 249V251H148V253H150V254H147V252L144 254V253H140L138 250H139V247H138V244H136V243H140L139 242V240L140 239ZM169 240H168V239ZM173 238V239H172ZM192 238V239H191ZM210 238L211 239H213L214 241H212L213 242V244L211 243V241H210ZM251 238V239H250ZM31 239V240H30ZM42 239H44V240H42ZM57 239V240H56ZM63 239V240H62ZM90 239H92V240H90ZM113 239H115V240H118V241H116V242H120L119 244H118V246L117 247H112L111 246V244H108V242L110 243L111 241H113ZM123 239V240H122ZM132 239V240H131ZM135 239L137 240V241H135ZM163 239H166V242H165V240H163ZM180 239V240H179ZM185 239V240H184ZM204 239H205V242H207V244L205 243V242H203L204 241ZM208 239V241H206ZM233 240L234 241V243L236 244V243H238L237 245H235V244H233V243H231L229 240ZM254 239H256V241L254 240ZM260 239V243L258 242V240ZM10 241V242H7V241ZM54 240V241H53ZM55 240H56V242H55ZM77 240V242H75ZM85 240V241H84ZM87 240V241H86ZM97 240V241H96ZM114 240V241H115ZM121 240V241H120ZM145 240H147V241H145ZM152 240H154V241H152ZM167 240L168 241H170V243H172V244H168V242H167ZM172 240V241H171ZM179 240V243H181V242H184L185 241V243L183 244V243H181V244H183V245H181V244H179V243H177V241ZM184 240V241H183ZM189 240H191V242L189 241ZM196 241V243H195V241ZM252 240H254L253 242L255 243H252L251 245H250V248H252L251 246L253 245V249H251L252 250V254H253V258H249L247 255V252H246V250H249L250 248H249V243L250 242H252ZM3 241V243H1ZM26 241V242H25ZM29 241H31L32 243H30ZM49 241H52V242H49ZM74 241V242H73ZM91 241H92V243H91ZM101 241V242H100ZM105 241V242H104ZM106 241H108L107 243H106ZM125 241V242H124ZM135 241V242H134ZM141 242H142V240H140ZM230 242L229 244H228V242ZM232 241V242H233ZM242 241V240H241ZM5 242H7V243H10V244H6ZM19 242V243H18ZM42 242L45 244L46 242H47V246H48V244L50 245V247L52 246L53 247V249H52V247H51V249L49 248V246H48V251H49V249H50V254L49 253H47V255L46 254H43V252H45V250H46V252H48L47 251V249H46V244L44 245V244H42ZM66 244H65V243ZM93 242H95V243H97L98 245H96L95 243H93ZM132 242H133V244H132ZM142 242V243H143ZM194 242V243H193ZM210 244H212V245H209V243ZM13 243V244H12ZM50 243H53L52 245L50 244ZM54 243H56V244H54ZM58 243H64L63 244V246H62V244H61V246L62 247H60V245L59 246H57V248H58V251L56 250H54V249H56V247L54 248V246H56ZM73 243H75V247H74V244ZM100 243V244H99ZM106 243V244H105ZM203 243H204V245H205V247H204V249L202 250V246H204L203 245ZM217 243H218V245L220 244L222 247H223V249H222V247L219 245H217ZM224 245H223V244ZM36 246V251H39V250H41V254L43 255V258H42V255H40V251H39V253L38 252H36L35 251V246ZM76 244H77V246H76ZM103 244V245H102ZM127 244H132V246L135 244V245H137L136 247L134 246V247H132L131 245H130V248H129V245H127ZM168 244V245H167ZM175 244V245H174ZM179 245V247H178V245ZM197 244H198V247H197ZM200 244H202V246L200 245ZM216 244V245H215ZM228 244V246H226ZM260 244V245H259ZM8 245V246H7ZM11 247H10V246ZM21 245H23V246H21ZM24 245H25V247H24ZM29 245H31V246H29ZM41 245V246H40ZM66 246V249L64 248L65 246ZM71 245H73V246H71ZM109 245V246H108ZM177 245V246H176ZM206 245H209L207 248H206ZM231 245V246H230ZM248 245V246H247ZM15 246V247H14ZM101 246H103V248L101 247ZM162 246H164V248L162 247ZM173 247L172 249L171 248H169V247ZM196 246V250H194L193 248ZM225 246V247H224ZM239 247V248H233V247ZM28 247V248H27ZM32 247H34V248H32ZM39 247V248H38ZM41 247V248H40ZM72 248L73 247V249H71V250H73L72 252H71V250L70 249H68V248ZM78 247V248H77ZM108 249H107V248ZM110 247H111V249H110ZM118 247H119V249H118ZM121 247V248H120ZM128 248V249H126V248ZM163 248V250H159L160 248ZM175 247H178V249L177 248H175ZM183 247V250L181 249ZM202 247V248H201ZM216 247V248H215ZM219 249H218V248ZM246 247V248H245ZM248 247V248H247ZM32 248V249H31ZM42 248H44V249H42ZM106 248V249H105ZM114 250H113V249ZM115 248H117V249H115ZM136 248H137V250H136ZM161 248V249H162ZM167 250H166V249ZM208 248H212V250L211 249H208ZM23 249H25V250H23ZM34 250L33 252H29V251H31V250ZM60 249V250H59ZM85 249V250H84ZM89 249V250H88ZM91 249V250H90ZM111 251H110V250ZM123 250V251H121V250ZM132 249V250H131ZM135 250V253L133 252L134 250ZM145 249V250H146ZM169 249H170V251H169ZM192 249H193V253H191V251H192ZM216 249V251H214ZM220 249H222V250H220ZM27 250V252H25ZM29 250V251H28ZM63 250H65V251H63ZM70 250V251H69ZM86 250H88V251H86ZM106 250V251H105ZM116 250V251H115ZM126 250H128L127 252H126ZM130 250V251H129ZM180 250H181V252H180ZM206 251V253H205V251ZM209 250V252H207ZM237 250H240V251H237ZM250 250V251H251ZM257 250V251H256ZM263 250V251H262ZM51 251H53L52 253H51ZM56 253H55V252ZM62 251V252H61ZM68 251V252H67ZM81 251V252H80ZM103 251V252H102ZM120 252L121 251V253L123 252L124 254L126 253V254H128V255H124L123 253L121 254H118L117 252ZM131 251H132V254H131ZM166 251H168L167 253H166ZM195 251L200 255V256H205L204 258H206V259H203L204 261H202V262H200V260H201V258H199L200 256L199 255H197V253H195ZM201 251H202V254H200L201 253ZM235 251H237V252H235ZM260 251H262V253L260 252ZM8 252V253H7ZM12 252H14V253H12ZM45 252V253H46ZM64 252L66 253V254H64ZM92 252V253H91ZM95 252V255L93 254ZM111 252V253H110ZM114 252V253H113ZM162 252V253H161ZM180 253V255L178 254V253ZM190 252V253H189ZM216 252V253H215ZM228 252V253H227ZM257 252V254H255ZM6 253V255H5V257H4V254ZM23 253V254H22ZM34 253V254H33ZM36 253H38L40 256H41V258H40V256L38 257L37 256V254ZM109 253H110V257L108 256L109 255ZM161 253V254H160ZM177 253V254H176ZM182 253V254H181ZM227 253V254H226ZM233 253V254H232ZM243 253V254H242ZM245 253L247 254V255H245ZM249 253V252H248ZM260 253V254H259ZM7 254H8V256H7ZM11 254V255H10ZM18 254V255H17ZM25 254V255H24ZM48 254H49V256L51 255V257H49L48 256ZM52 254H53V256L55 257H53L52 258ZM90 256H89V255ZM93 254V255H92ZM113 254V255H112ZM139 254V255H138ZM141 254V255H140ZM147 254V255H146ZM160 254V255H159ZM204 254V255H203ZM206 254V255H205ZM210 254V255H209ZM220 254V255H219ZM236 254V255H235ZM259 254V255H258ZM24 257H23V256ZM28 256V259H27V257H25V256ZM30 255V256H29ZM97 255V256H96ZM99 255H101V256H99ZM117 255V256H116ZM125 257V259L123 258V256ZM131 255V256H130ZM136 255V257H134ZM138 255V256H137ZM151 255V256H150ZM157 256V257H153V256ZM169 257H168V256ZM189 255V256H188ZM192 255H194L196 258L194 259V260H192L193 258H190V257H192ZM211 257V259L213 260H211V259H208V257L209 256ZM213 255V256H212ZM217 255V256H216ZM219 255V256H218ZM225 255V256H224ZM243 255H245V256H243ZM12 258H11V257ZM18 256H20V258L18 257ZM34 256V257H33ZM44 256H47L48 258H46V260L47 259H49L48 261H45L44 259ZM67 258H66V257ZM102 256H103V258H102ZM111 256H112V258H111ZM118 256H120L119 258H117ZM131 257L132 258V256L134 257V259H133V261L135 260L136 261V259H137V261L135 262H132V259L130 258H128V257ZM149 257V258H146V257ZM162 256V257H161ZM193 256V257H194ZM222 256V257H221ZM240 256V257H239ZM10 257V258H9ZM14 257V258H13ZM37 257V258H36ZM97 257V259H95ZM99 257V258H98ZM109 257V258H108ZM139 257H140V259H139ZM152 257V258H151ZM164 257V258H163ZM172 257V258H171ZM188 257L191 259V261H189V259H188ZM209 257V258H210ZM215 257V258H214ZM220 257V258H219ZM242 257V258H241ZM17 258V259H16ZM24 258V259H23ZM51 258V259H50ZM90 258V259H89ZM94 258V259H93ZM151 258V259H150ZM154 258V259H153ZM155 258H163L162 260H160V259H158V261H157V259H155ZM224 258V260H222ZM233 258V259H232ZM263 258V259H262ZM25 259H27V261L25 260ZM53 259H55V260H53ZM69 259V260H68ZM109 259V260H108ZM127 259H129V260H127ZM139 259V260H138ZM141 259H143V260H141ZM147 259V260H146ZM165 259V260H164ZM188 259V260H187ZM197 259H200V260H197ZM237 259V260H236ZM247 259V260H246ZM251 259V260H250ZM262 260V262H261V260ZM2 260V261H1ZM4 260H8V261H4ZM20 260V261H19ZM26 261L25 263H24V261ZM30 260V261H29ZM51 260H53L52 262H51ZM122 260V261H121ZM123 260H124V262H123ZM127 260V261H126ZM156 260V261H155ZM183 260H184V262H183ZM188 261V262H185V261ZM196 260V261H195ZM208 260V261H207ZM23 261V262H22ZM38 261V262H37ZM40 261V262H39ZM64 261H65V263H64ZM68 261V262H67ZM104 261V262H103ZM107 261V262H106ZM143 261H146L147 263H144ZM223 261H224V263H223ZM7 262V263H6ZM36 262V263H35ZM43 262V263H42ZM110 262V263H109ZM154 262H156V263H154ZM181 262V263H180ZM62 263H60V264H62ZM195 263V264H196ZM193 264V263H192Z\"/></svg>",
  "mask_w": 264,
  "mask_h": 264
},
{
  "label": "bare ground",
  "instance_id": "bare-ground-1",
  "mask_svg": "<svg viewBox=\"0 0 264 264\" xmlns=\"http://www.w3.org/2000/svg\"><path fill=\"white\" fill-rule=\"evenodd\" d=\"M3 1H4V0H3ZM3 1H2V2H3ZM11 1H12V0H11ZM15 1H16V0H15ZM17 1H18V0H17ZM17 1H16V2H17ZM19 1H20V0H19ZM23 1H24V0H23ZM28 1H29V0H28ZM35 1H36V0H35ZM35 1H34V2H35ZM44 1H45V0H44ZM46 1H48V0H46ZM51 1H52V0H51ZM86 1H87V0H86ZM103 1H104V0H103ZM114 1H115V0H114ZM123 1H124V0H123ZM139 1H140V0H139ZM158 1H159V0H158ZM170 1H171V0H170ZM191 1H194V0H190V2H191ZM202 1H204L205 3L208 2V1L210 2V0H207V1H206V0H202ZM202 1H200V2H198V3H202ZM229 1H230V3H231V0H229ZM232 1H233V0H232ZM236 1H237V0H236ZM239 1H241V0H239ZM245 1H247V0H245ZM255 1H256V0H255ZM255 1L253 0V2H255ZM7 2H9V0H8ZM7 2H6V4H7ZM29 2H30V1H29ZM40 2L42 3L41 0H40ZM49 2H50V1H49ZM56 2H57V1H56ZM58 2H59V1H58ZM117 2H118V1H117ZM135 2H136V1H135ZM140 2H142V1H140ZM190 2H189L188 0H172V3H171L172 5L169 6V7H167V8H169V9L173 8L174 10H176V9H177L178 7H180L181 4H183V3L188 7V6L190 5ZM195 2L197 3V1H195ZM204 2H203V3H204ZM212 2H213V1H212ZM216 2H219V0L216 1ZM234 2H235V1H234ZM250 2H252V1L250 0ZM250 2H247V4L245 5V4L243 3V1H242V2L240 3L241 6H239V3H238V5H237L236 3H235V4L237 5V6H236L237 8H239V7H243V6H246V7H247V6H250V5L253 4V3H252V4L249 5ZM258 2H259V1H258ZM260 2H262V1H260ZM9 3H10V2H9ZM9 3H8V4H9ZM46 3H47V2H46ZM46 3H45V4H46ZM60 3H61V2H60ZM96 3H97V1H96ZM101 3H102V2H101ZM104 3H105V2H104ZM115 3H116V2H115ZM145 3H146V2H145ZM166 3H167V4H170V3H168V1H167ZM186 3H187L188 5H187ZM192 3H193V2H192ZM203 3H202V4H203ZM214 3H215V2H214ZM220 3H221V1H220ZM220 3H219V4H220ZM232 3H233V2H232ZM256 3H257V2H256ZM8 4H7V5H8ZM11 4H12V2H11ZM45 4H43V5H45ZM62 4H63V3H62ZM97 4H98V5H96V4L94 5V6H96V8H98L97 6H99V3H97ZM119 4H120V3H119ZM134 4H135V3H134ZM228 4H229V3H228ZM242 4H243V5H242ZM260 4H261V3H260ZM17 5H18L19 8L21 9L23 16H24V15H25V16H28V15H31V16H32V14L34 13V10H33L29 5H25V4H23V3H18ZM63 5H64V4H63ZM100 5H102V4H100ZM139 5H140V4H139ZM156 5H158V4H156ZM156 5H154V6H156ZM215 5H217V4H215ZM221 5L223 6L222 3H221ZM229 5H230V4H229ZM37 6H39V5H37ZM112 6H113V5H112ZM141 6H142V5H141ZM165 6H168V5H165ZM186 6H185V7H186ZM206 6H207V5H205L204 8H205ZM217 6H218V5H217ZM233 6H235V5H233ZM233 6H232V7H233ZM238 6H239V7H238ZM261 6H264V5H261ZM39 7H40V6H39ZM41 7H42V5H41ZM44 7H45V6H44ZM61 7H62V6H61ZM64 7H65V6H64ZM89 7H90V6H89ZM91 7H92V6H91ZM110 7H111V6H110ZM152 7H153V6H152ZM161 7H162V6H161ZM161 7H157V9H158V8L162 9L163 7H162V8H161ZM236 7H235V8H236ZM33 8H34V7H33ZM73 8H74V6H73ZM92 8H94V7H92ZM92 8H91V9H92ZM99 8H100V7H99ZM117 8H119V7H117ZM126 8H127V7H126ZM126 8H125V9H126ZM141 8H142V7H141ZM144 8H145V7H144ZM154 8H155V7H154ZM180 8H181V7H180ZM213 8H214V7H213ZM213 8H212V9H213ZM227 8H228V5H227ZM244 8H245V7H243V9H244ZM249 8H250V7H249ZM263 8H264V7H263ZM41 9H42V8H41ZM76 9H77V8H76ZM78 9H79V8H78ZM107 9H109V8H107ZM129 9H130V6H129ZM132 9H134V8H132ZM145 9H146V8H145ZM205 9H206V8H205ZM205 9H204V10H205ZM208 9H209V8H208ZM216 9H217V8H216ZM220 9L223 10V8H220ZM228 9H229V8H228ZM239 9H240V8H239ZM241 9H242V8H241ZM260 9H261V8H260ZM260 9H259V10H260ZM43 10H45V9L43 8ZM60 10H61V8H60ZM69 10H70V9H69ZM98 10H99V9H98ZM127 10H128V9H127ZM193 10H195V9H193ZM193 10H192V12H193ZM201 10H203V9H201ZM209 10H211V9H209ZM214 10H215V9H214ZM229 10H230V9H229ZM248 10H249V9H248ZM248 10L246 9V12H245L246 14H247ZM53 11H54V10H53ZM55 11H56V10H55ZM64 11H65V10H64ZM76 11H77V10H76ZM114 11H115V10H114ZM114 11H113V12H114ZM116 11H117V10H116ZM129 11H130V10H129ZM160 11H161V10H160ZM163 11H164V10H163ZM185 11H186V10H185ZM185 11H183V12H185ZM190 11H191V10H190ZM190 11H189V12H190ZM196 11H197V10H196ZM240 11H241V10H240ZM250 11H251V10H250ZM10 12H11V11H10ZM42 12H44V11H42ZM49 12H50V11H49ZM73 12H74V11H73ZM77 12H79V11H77ZM111 12H112V10H111ZM171 12H172V11H171ZM187 12H188V11H187ZM202 12H204V11H202ZM208 12H210V11H208ZM208 12H207V13H208ZM211 12H212V10H211ZM218 12H219V10H218ZM252 12L254 13V11H252ZM252 12H248L247 16H246L244 19H250V16L253 17V15H250V13H252ZM263 12H264V11H263ZM47 13H48V10L46 11V14H47ZM53 13H54V12H53ZM60 13H62V11H61ZM70 13H72L71 10H70ZM74 13H76V12H74ZM124 13H128V15H131L130 12H124ZM129 13H130V14H129ZM162 13H163V12H162ZM162 13H161V14H162ZM166 13H167V12H166ZM178 13H179V12H178ZM215 13H216V12H215ZM215 13H214V14H215ZM229 13H231V12H229ZM34 14H35V13H34ZM34 14H33V15H34ZM96 14H97V13H96ZM122 14H123V13H122ZM122 14H121V15H122ZM132 14H133V13H132ZM163 14L165 15V13H163ZM176 14H177V13H176ZM203 14H204V13H202L201 15H203ZM210 14H211V13H210ZM242 14H243V16H245V14H244L243 12H242ZM257 14H259V13L257 12ZM257 14H256V15H257ZM261 14H262V13H261ZM261 14H260V15H261ZM15 15H16V14H15ZM15 15H14V16H15ZM73 15H75V14H73ZM114 15H116V14H114ZM121 15H120V16H121ZM126 15H127V14H126ZM151 15H152V14H151ZM155 15H156V14H155ZM158 15H159V14H158ZM158 15H157V16H158ZM167 15H168V14H167ZM178 15H179V14H177V17H178ZM183 15H184V14H183ZM183 15H179V17H180V16H183ZM185 15H187V14H185ZM192 15H193V14H192ZM215 15H218V13L215 14ZM219 15H221V14H219ZM219 15H218V16H219ZM248 15H250V16H248ZM260 15H259V16H260ZM4 16H5V13H4ZM14 16H13V17H14ZM63 16H65V15H63ZM93 16H94V15H93ZM120 16H117V17H120ZM144 16H146V15H144ZM144 16H143V18H144ZM153 16H154V15H152V17H153ZM157 16H156V17H157ZM189 16H190V15H188V17H189ZM194 16H196V15H194ZM194 16H193V17H194ZM198 16H200V15H198ZM226 16H227V15H226ZM226 16H225V17H226ZM2 17H3V16H2ZM17 17H18V15H17ZM90 17H91V16H90ZM121 17H122V18H123V17L125 18V17H128V16H121ZM131 17H132V19H133V15H131ZM161 17H162V16H160L159 19H161ZM163 17H164V16H163ZM165 17H166V16H165ZM203 17H204V16H203ZM257 17H258V16H257ZM260 17H261V16H260ZM20 18H21V17H20ZM25 18H27V17H25ZM28 18H29V17H28ZM32 18H33V17H32ZM43 18H44V17H43ZM59 18H60V17H59ZM61 18H62V17H61ZM94 18H96V16H95ZM129 18H130V17H129ZM137 18H140V17L138 16ZM137 18H135V19H137ZM143 18H142V19H143ZM147 18H148V17H147ZM150 18H151V17H150ZM150 18H149V19H150ZM173 18H174V17H173ZM210 18H211V17H210ZM215 18H216V17H215ZM217 18H218V17H217ZM220 18H221V21H222V22H225L224 20H227V17H226V19H225V18L222 19V17H220ZM242 18H243V17H242ZM13 19H14V18H13ZM74 19H75V18H74ZM108 19H109V21H110V17H109ZM111 19H112V18H111ZM113 19H114V16H113ZM115 19H116V18H115ZM130 19H131V18H130ZM144 19H146V18H144ZM144 19H143V21H144ZM149 19H148V20H149ZM171 19H172V18H171ZM174 19H175V18H174ZM181 19H182V18H181ZM181 19H180V20H181ZM189 19H190V18H189ZM5 20H6V19H5ZM28 20H33V19H30V18H29ZM54 20H55V19H54ZM76 20H78L77 17H76ZM80 20H81V19H80ZM89 20H90V18H89ZM91 20H92V19H91ZM120 20H121V19H120ZM176 20H177V19H176ZM182 20H183V19H182ZM182 20H181V21H182ZM236 20H237V19H236ZM253 20H254V19H253ZM262 20H263V19H262ZM17 21H18V20H17ZM41 21H42V20H41ZM56 21H58V20H56ZM139 21H142V20H139ZM143 21H142V22H143ZM153 21H154V20H153ZM177 21H178V20H177ZM206 21H207V20H206ZM206 21H205V22H206ZM209 21H211V19H210ZM240 21H241V20H240ZM240 21H239L238 23H240ZM251 21H252V19H251ZM263 21H264V20H263ZM3 22H5V21H2V23H3ZM6 22H8V19L6 20ZM14 22H16V19H15ZM14 22H11L12 25H13ZM19 22H20V23H24V22H21V21H19ZM28 22H29V21H28ZM36 22H37V21H36ZM50 22H51V21H50ZM60 22H61V21H60ZM69 22H70V21H69ZM71 22H72V21H71ZM79 22H80V21H79ZM82 22H83V21H82ZM90 22H91V21H90ZM93 22H94V20H93ZM113 22H114V21H113ZM158 22H159V21H158ZM161 22H162V21H161ZM166 22H167L166 24L168 25L169 22H168V21H166ZM212 22H213V20H212ZM222 22L219 21V25H220V24L222 25ZM227 22H228V21H227ZM258 22H259V19H258ZM0 23H1V22H0ZM8 23H9V22H8ZM8 23H7V24H8ZM54 23H55V22H54ZM57 23H58V22H57ZM57 23H55V24L57 25ZM77 23H78V22H77ZM80 23H81V22H80ZM151 23H152V22H151ZM154 23H155V21H154ZM163 23H164V22H163ZM177 23H178V22H177ZM203 23H204V22H203ZM206 23H209V25H210L211 22H206ZM213 23H214V22H213ZM232 23H233V22H232ZM255 23H256V19H255V21H254V24H255ZM259 23H261V20H260ZM262 23H263V22H262ZM262 23L259 24V25H262V27H263V24H262ZM17 24H19V23H16V24L14 23V25H16V26H20V25H17ZM49 24H50V23H49ZM49 24H48V25H49ZM52 24H53V23H52ZM59 24H60V23H59ZM63 24H65V22H64ZM108 24H109V23H108ZM155 24H156V23H155ZM160 24H161V23H160ZM193 24H195V23H193L192 20L188 21L187 28L192 27L193 29L190 30L189 33H187V35H186V32H185V33H184L185 35H183L182 37H185V36H187V37H188V36H192V35H194L195 32H199L200 28H198V26H194ZM233 24H234V23H233ZM5 25H6V23H5ZM8 25H9V24H8ZM10 25H11V24H10ZM14 25H13V26H14ZM48 25H47V26H48ZM50 25H51V24H50ZM115 25H116V24H115ZM157 25L159 26L158 23H157ZM181 25H182V24H181ZM181 25H179V26H181ZM211 25H212V23H211ZM214 25H215V23H214ZM217 25H218V22H217ZM219 25H218V26H219ZM221 25H220V26H221ZM227 25H228V24H227ZM255 25H256V24H255ZM257 25H258V24H257ZM34 26H36V25H34ZM57 26H58V25H57ZM99 26H100V25H99ZM112 26H113V25H112ZM146 26H149V25H146ZM154 26H155V25H154ZM154 26H151V27L153 28ZM160 26H161V25H160ZM160 26H159V27H160ZM202 26H203V25H202ZM204 26H205V25H204ZM207 26H208V24H207ZM212 26H213V25H212ZM215 26H216V25H215ZM215 26H213V27H215ZM218 26H216V27H218ZM223 26H224V25H223ZM223 26H222V28H223ZM228 26H229V25H228ZM48 27H49V26H48ZM93 27H95V26H93ZM105 27H106V26H105ZM105 27H103V28H105ZM141 27H144V25L141 26ZM162 27H163V26H162ZM162 27L158 28V31H162V30H163ZM165 27H166V26H165ZM165 27H164V31H166ZM184 27H185V26H184ZM210 27H211V26H210ZM226 27H227V26H226ZM262 27H260V28H262ZM8 28H9V26H8ZM29 28H31V27H28V29H29ZM89 28H90V27H89ZM103 28H102V30H104ZM107 28H108V26L106 27V29H107ZM109 28H110V27H109ZM115 28H116V26H115ZM149 28H150V27H149ZM149 28H148V30H151V29H149ZM173 28H175V27L172 26V29H173ZM179 28H181V27H179ZM202 28H203V27H202ZM227 28H228V27H227ZM24 29H25V28H24ZM64 29H65V28H64ZM64 29H63V30H64ZM67 29H68V28H67ZM112 29H113V28H112ZM112 29H111V30H112ZM135 29H136V28H135ZM144 29H145V28H144ZM204 29H207V28H204ZM204 29H203V30H204ZM209 29H210V30H214V29H216V28H214V29L209 28ZM209 29H208V30H209ZM1 30H2V29H1ZM10 30H11V29H10ZM12 30H13V29H12ZM29 30H30V29H29ZM29 30H27V31H29ZM36 30H37V29H36ZM55 30H57V29L54 28V32H56ZM71 30H72V29H71ZM75 30H76V29H75ZM83 30H84V29H83ZM87 30H88V29H87ZM99 30L101 31V29H98V31H99ZM146 30H147V29H146ZM173 30H174V29H173ZM13 31H14V30H13ZM64 31H66V29H65ZM72 31H73V30H72ZM72 31H70V32H72ZM100 31H99V33H100ZM135 31H136V30H135ZM169 31L172 32L171 30H169ZM201 31H202V29H201ZM221 31H222V30H221ZM221 31H219V33H220ZM224 31H225V30H224ZM224 31H222V32H224ZM251 31H252V30H251ZM70 32H68V33H70ZM73 32H74V31H73ZM73 32H72V33H73ZM75 32H76V31H75ZM109 32H112V31L109 30ZM113 32H114V34H115V31H114V30H113ZM170 32H167V33H170ZM173 32H174V31H173ZM175 32H177V31H175ZM204 32L207 33L206 30H205ZM209 32H210V31H209ZM217 32H218V31H217ZM226 32H227V31H226ZM232 32H233V31H232ZM236 32H237V31H236ZM8 33H10V31H9ZM11 33H12V32H11ZM14 33H15V32H14ZM26 33H28V32H26ZM57 33H58V32H56V34H57ZM62 33H63V32H62ZM64 33L66 34V32H64ZM76 33H77V32H76ZM76 33H75V34H76ZM96 33H97V32H96ZM128 33H129V32H128ZM128 33H127L126 35H128ZM132 33H133V32H132ZM180 33H181V32H180ZM213 33H216V32H213ZM70 34H71V33H70ZM106 34H107V33H106ZM106 34H105L104 36H106ZM112 34H113V33H112ZM114 34H113V36H114ZM134 34H136V33H134ZM139 34H140V33H139ZM176 34H177V33H175V35H176ZM195 34H196V33H195ZM198 34H199V33H198ZM198 34H197V36H198ZM200 34H201V33H200ZM220 34H221V33H220ZM223 34H224V33H223ZM223 34H222V37H223ZM228 34H229V33H228ZM251 34H252V33H250V35H247V36L251 37V36H252ZM12 35H13V34H12ZM25 35H26V34H25ZM31 35H32V33H31ZM31 35H30V36H31ZM37 35H38V34H37ZM129 35H130V34H129ZM170 35H171V34H170ZM172 35H174V34H172ZM208 35H209V36H212V35H210V34H208ZM225 35H226V34H225ZM225 35H224V36H225ZM5 36H6V35H5ZM17 36H18V35H17ZM27 36H28V35H27ZM33 36L35 37L36 35H33ZM60 36L62 37V35H60ZM99 36H100V34H99ZM108 36H109V34H108ZM119 36H120V35H119ZM154 36L157 38L156 35H154ZM154 36H153V37H154ZM158 36H159V35H158ZM178 36H179V34H178ZM202 36H203V32H202L201 37H202ZM204 36H205V34H204ZM218 36H219V35L217 34V38H218ZM56 37H57V36H56ZM58 37H59V36H58ZM89 37H91V35H90ZM164 37H167V36H164ZM176 37H177V36H176ZM187 37H186V38H187ZM198 37L201 38L200 35H199ZM198 37H197V38H198ZM213 37H214V36H213ZM238 37H239V36H238ZM253 37H255V36H253ZM253 37H251V39L248 38V37H245V38H244V41H240V43H239L240 46H239V45L236 46L237 48L240 47L239 49H242V50L244 51V53H242V54H244V55H241V57L238 59V61H236V59H237V57L240 56V54H239V56H238V55L236 54V51H235V53H234L233 50H232L233 54L230 55V54H231V53H230L229 55H230L231 57L228 56V57H230V60H232V61L235 62V65H233L232 63H234V62L230 61V63L234 66V67H232V72H234L235 74H234V75H233V74H230V75H228V74H227V75H224L223 80H224L225 83L227 82L228 84H230V87L227 88V87H228V86H227V87L225 88L224 86H222V87L225 88V92L223 93V98L226 100V102H229V104H230L229 107L233 108L234 110H235V108H238V106H237V104H236V103H237V100L239 99V100H241V101H244L243 99L248 98L249 95H250V93H251L250 86H251L252 84H254L256 81H260V78L257 79V74H258L259 68L257 67V68H258V69H257L258 71H257V70H256L257 72L255 71V72L257 73L256 76L253 75V74H255V73H253V71H252V72H251V71L249 72V69H248L249 67H252V66H259V65H260L259 61H258L257 59L254 58V57H255V56H254V50L252 49V47H253V44H254L256 41H255V42L253 41V40H254V39H252ZM256 37H257V35H256ZM0 38H1V37H0ZM4 38H5V37H4ZM22 38H23V37H22ZM24 38H25V37H24ZM28 38H29V37H28ZM97 38H99V37L97 36ZM101 38H102V36H101ZM107 38H109V37H107ZM107 38H106V39H107ZM125 38H127V37H125ZM125 38H124V40H125ZM128 38H129V37H128ZM149 38H150V37H149ZM149 38H147V39H149ZM162 38H163V37H161V38L159 37L158 39H159V40H160V39L162 40ZM188 38H189V37H188ZM192 38H193V36H192ZM204 38H205V37H204ZM206 38H208V36H207ZM206 38H205V39H206ZM209 38H210V37H209ZM8 39H9V38H8ZM13 39H14V38H13ZM20 39H21V38H20ZM26 39H27V37H26ZM31 39H32V38H31ZM35 39H37V36H36ZM57 39H58V38H56V40H57ZM85 39H87V38L85 37ZM112 39H113V38H112ZM153 39H154V38H153ZM164 39H165V38H164ZM190 39H191V38H190ZM205 39H204V40H205ZM213 39H214V38H213ZM215 39H216V38H215ZM219 39H220V38H219ZM1 40H2V39H1ZM1 40H0V41H1ZM27 40H28V39H27ZM32 40H33V39H32ZM54 40H55V39H53V41H54ZM100 40H102V39H100ZM103 40H104V39H103ZM103 40H102L101 42H103ZM109 40H111V39H109ZM109 40H107V41H109ZM114 40H115V39H114ZM116 40H117V38H116ZM122 40H123V39H122ZM122 40H121V41H122ZM124 40H123V41H124ZM144 40H145V38H144ZM159 40H158V41H159ZM166 40H167V39H166ZM187 40H188V39H187ZM196 40H197V39H196ZM201 40H202V39H201ZM208 40H209V39H208ZM217 40H218V39H217ZM222 40H223V39H222ZM227 40H228V39H227ZM227 40H223V42H224V41H227ZM233 40H234V39H233ZM3 41H5V40H3ZM14 41L17 42L15 39H14L12 42H14ZM24 41H25V40H24ZM28 41H29V40H28ZM28 41H26V43H27ZM45 41H46V40H45ZM48 41H49V40H48ZM51 41H52V40H51ZM51 41H49V42H51ZM53 41H52V42H53ZM59 41H60V40H59ZM64 41H65V40H64ZM70 41H71V40H70ZM74 41H75V40H74ZM77 41H79V40H77ZM97 41H99V40H97ZM121 41H120V42H121ZM145 41H146V40H145ZM148 41H149V40H148ZM158 41H157V42H158ZM170 41H171V40H170ZM177 41H178V40H177ZM193 41H194V40H193ZM193 41H191V42H193ZM206 41H207V40H206ZM211 41H212V40H211ZM218 41H220V40H218ZM228 41H230V39H229ZM237 41H239V40H237ZM237 41H236V42H237ZM12 42H11V43H12ZM22 42H23V40H22ZM49 42H48V43H49ZM60 42H61V41H60ZM82 42H83V41H82ZM101 42L99 41L98 43H101ZM138 42H139V41H138ZM157 42H156V43H157ZM159 42H160V41H159ZM187 42H190V41H187ZM194 42H195V41H194ZM203 42H204V41H203ZM221 42H222V41H221ZM221 42L219 43V45L221 44ZM0 43H2V42H0ZM17 43H18V42H17ZM17 43H15V44L17 45ZM40 43H42V42H40ZM40 43H39V44H40ZM55 43H56V42H55ZM66 43H67V42H66ZM79 43H80V42H79ZM98 43H97V45H100V44H98ZM103 43H104V42H103ZM115 43H116V42H115ZM123 43H124V42H123ZM183 43H185V42H183ZM197 43H198V42H197ZM204 43H207V42H204ZM215 43H217V42H215ZM226 43H227V45H229V44L232 43V42L230 41L229 44H228V42H226ZM49 44H51V43H49ZM61 44H62V43H61ZM61 44H60V45H59V43L56 44V45H59V46H56V48H57V47L59 48V47L61 46ZM63 44H64V42H63ZM101 44H102V43H101ZM160 44H163V42H162V43L160 42ZM185 44H186V43H185ZM188 44H189V43H188ZM201 44H203V43L200 42V45H201ZM212 44H213V43H212ZM235 44H237V43H235ZM3 45H4V44H3ZM7 45H8V43H7ZM12 45H14V44H12ZM34 45H36V44H34ZM41 45H42V44H41ZM72 45H73V44H72ZM158 45H159V44H158ZM163 45H164V44H163ZM189 45H190V44H189ZM189 45L187 46L188 48H190ZM206 45H208V43H207ZM8 46H9V45H8ZM23 46H24V45H23ZM32 46H33V45H32ZM42 46H43V45H42ZM48 46H49V45H48ZM48 46H47V48H48ZM69 46H70V45H69ZM69 46H68V47H69ZM79 46H80V45H79ZM154 46H155V45H154ZM173 46H174V45H173ZM184 46H185L184 44H183V45L178 44L177 46H175L171 51H169V52H171V53H170V55H169L168 57H167V56L164 57L165 59L162 57L163 60L161 61V64H164V65H165V63H166V66H164V67H166L167 70H169V72H170L169 74H168V73H167V74L170 75L171 78H172V77H173V78L175 77V78H176V83H174V84H178V86L176 85V86L172 87V88H173V91H169L170 89L168 90L170 93L172 92L173 94L178 95V94H177L178 90L181 89V88L183 87V85H184V84H182V85L179 84L180 82H181V83H182V82H183V83L185 82V83L187 84L188 81H192V82H193V83H191L192 85H194V86H198V87H201V89L197 88L198 92H194V93L191 94V95H192V99L194 100L193 108H192V107H191V108H192V110H193L194 113H197L198 111H202L204 108H208V107H207V105H208V101L210 102V100H209V99L206 100V98H205L204 95L202 94V92H201V91H203L202 89H205V88H207V87H209V86H211V85L214 86L213 84L218 80L217 77H219V76H217L216 78L214 77V76H216V75L213 76L214 78L209 77V76H206V72H207L206 70H204V71H206V72L204 73V75H203V73H202V75H201L200 73L203 71L202 69H201V72L199 71L200 73H196V72H197V65H196V63H195V60H194V58L192 59V54H191L190 52L187 51L188 48H186V47H184ZM190 46H193L192 43H191ZM223 46H226V44H224ZM230 46H231V47H230ZM230 46H229L230 48H229V47H228V48L231 50V49H233V47H234L235 45L232 46V44H231ZM260 46H261V45H260ZM0 47H1V46H0ZM9 47H10V46H9ZM9 47H8V48H9ZM24 47H25V46H24ZM26 47H27V46H26ZM29 47H30V46H28V48H29ZM43 47H44V46H43ZM128 47H129V46H128ZM193 47H194V46H193ZM197 47H198V46H197ZM197 47H196V48H197ZM200 47H201V46H200ZM211 47H212V46H210V48H211ZM213 47H214V46H213ZM213 47H212V48H213ZM226 47H227V46H226ZM3 48H4V47H3ZM28 48H24V49L27 50ZM32 48H33V47H32ZM50 48H52V46H51ZM63 48H64V47H63ZM75 48H77V47H75ZM75 48H74V49H75ZM78 48H79V47H78ZM118 48H120V47H118ZM121 48H124V47H121ZM159 48H160V47H159ZM194 48H195V47H194ZM196 48H195V49H196ZM201 48H202V47H201ZM201 48H200V49H201ZM203 48H204V47H203ZM237 48H236V49H237ZM261 48H262V46H261ZM0 49H2V48H0ZM17 49H18V48H17ZM22 49H23V47H22ZM33 49H34V48H33ZM44 49H46V48H44ZM52 49H53V48H52ZM70 49H71V48H70ZM80 49H84V48H83V47L81 48V46H80ZM87 49L90 50V49H92V48H90V49L87 48ZM195 49H194V50H195ZM197 49H198V48H197ZM197 49H196V50H197ZM4 50H5V49H4ZM20 50H21V48H20ZM20 50L18 49V51H19L20 53H22V50H21V51H20ZM25 50H24V52H25ZM36 50H37V49L35 48V51H36ZM50 50H51V49H50ZM78 50H79V49H78ZM106 50H107V49H106ZM106 50H105V51H106ZM112 50H113V49H112ZM114 50H115V49H114ZM122 50H123V49H122ZM122 50H121V54H123L124 51H127V50H126V47H125V50H124V51H122ZM129 50H130V49H129ZM129 50H128V52H130ZM156 50H158V49H156ZM161 50H162V49H161ZM169 50H170V49H169ZM192 50H193V48H192ZM8 51H9V50H8ZM47 51H48V49H47ZM51 51H53V50H51ZM74 51H75V50H74ZM81 51H82V50H81ZM83 51H85V54H78V55L76 56V59H77V62H78L79 64H85V65H86L87 63L92 62L93 59L90 58L88 55H86V54H87L86 50H83ZM105 51H104V52H105ZM110 51H111V48H110ZM116 51H118V49H116ZM135 51H136V50H135ZM201 51H203V50L201 49ZM204 51H205V50H204ZM215 51H217V49H216ZM219 51H220V50L218 49V52H219ZM238 51H239V50H238ZM243 51H242V52H243ZM3 52H4V51H3ZM6 52H7V51H6ZM14 52H15V51H14ZM14 52H12V53H14ZM26 52H27V51H26ZM29 52H31V51H29ZM58 52L60 53L59 50H58ZM98 52L100 53V51H98ZM102 52H103V51H102ZM111 52H113V51H111ZM131 52H132V51H131ZM151 52H152V51H151ZM154 52L156 53V51H154ZM197 52H198V51H197ZM32 53H33V52H32ZM51 53H52V52H51ZM55 53H56V52H55ZM65 53H66V52H65ZM71 53H72V52H71ZM93 53H94V52H93ZM96 53H97V52H96ZM105 53H106V52H105ZM108 53H109V51H108ZM125 53H126V52H125ZM132 53H133V52H132ZM192 53H193V52H192ZM195 53H196V51H195ZM214 53H216V52H214ZM219 53H220V52H219ZM16 54H17V52H16ZM26 54H27V53H26ZM52 54H53V53H52ZM56 54L59 55L58 53H56ZM60 54H61V53H60ZM62 54H63V53H62ZM67 54H68V53H67ZM75 54H76V52H75ZM101 54H103V53H101ZM110 54H111V53H110ZM113 54H114V53H113ZM116 54H117V53H115L114 56H115ZM118 54L120 55L119 52H118ZM193 54H194V53H193ZM0 55H1V54H0ZM7 55H9V54H7ZM11 55H12V54H11ZM23 55H24V54H23ZM64 55H65V54H63V56H64ZM94 55H95V54H92V56H94ZM96 55H97V54H96ZM125 55H126V54H125ZM27 56H28V55H27ZM42 56H43V55H42ZM54 56H56V55L54 54ZM54 56H53V57H54ZM59 56H60V55H59ZM102 56H103V55H102ZM104 56H105V55H104ZM106 56L109 57V55H106ZM111 56H112V55H111ZM111 56H110V57H111ZM117 56H118V55H117ZM117 56H116V57H117ZM122 56H124V55H122ZM128 56H129V55H128ZM133 56H134V55H133ZM23 57H26V56H22L21 58H23ZM43 57H45V56H43ZM51 57H52V55H51ZM53 57H52V58H53ZM57 57H58V56H57ZM65 57H66V56H65ZM67 57H69V56H67ZM96 57H97V56H96ZM98 57L100 58L101 56H98ZM262 57H263V56H262ZM12 58H13V57H12ZM12 58H11V59H12ZM28 58H29V57H28ZM126 58H127V57H126ZM166 58H167V59H166ZM47 59H48V58H47ZM102 59H103V58H100L101 61H102ZM106 59H107V57H106ZM108 59H109V58H108ZM120 59H121V58H120ZM152 59H153V58H152ZM158 59H159V61H160L161 58H158ZM3 60H4V59H3ZM29 60H30V59H29ZM31 60H32V59H31ZM31 60H30V61H31ZM50 60H51V59H50ZM53 60H54V59H53ZM56 60H58V58H57ZM112 60H113V59H112ZM193 60H194V61H193ZM226 60H228V58H227ZM259 60H260V56H259ZM261 60H262V59H261ZM0 61H1V60H0ZM20 61H21V60H20ZM20 61H19L18 63H21ZM73 61H74V60H73ZM221 61H222V60H221ZM4 62H5V61H4ZM16 62H17V61H16ZM28 62H29V61H28ZM44 62H45V61H44ZM44 62H43V63H44ZM48 62H50V61H48ZM55 62H56V61H55ZM70 62H71V61H70ZM77 62H75V63H77ZM146 62H148V61L146 60ZM146 62H145V63H146ZM152 62H153V60H152ZM155 62H156V60H155ZM228 62H229V61H228ZM228 62H227V63H228ZM14 63H15V62H13V64H14ZM26 63H27V62H26ZM36 63H37V62H36ZM43 63H41V64H43ZM51 63H52V62H51ZM60 63L63 64V61H61ZM60 63H59V64H60ZM97 63H98V62H97ZM148 63H149V62H148ZM156 63H157V62H156ZM219 63H220V62H219ZM227 63H225V64H227ZM5 64H6V62H5ZM70 64H71V63H70ZM70 64L68 63V66H69ZM79 64H78V65H79ZM89 64H90V63H89ZM109 64H110V63H109ZM121 64H124V63H121ZM139 64H140V63H139ZM225 64H223V65L225 66ZM48 65H49V64H48ZM55 65H56V64H55ZM118 65H119V64H118ZM134 65H135V64H134ZM141 65H142V64H141ZM144 65H145V64H144ZM221 65H222V64H221ZM221 65H219V66L216 65L215 68H216V67H221ZM3 66H4V65H3ZM3 66H2V67H3ZM7 66H8V65H6V67H7ZM30 66H31V65H30ZM35 66H36V65H35ZM57 66H58V65H57ZM57 66H55V67H57ZM62 66H63V65H62ZM75 66H76V64H75ZM83 66H84V65H83ZM113 66H115V65H112V68H113ZM120 66H122V65H120ZM125 66H126V65H125ZM132 66H133V65H132ZM213 66H214V64H213ZM227 66H228V65H227ZM10 67H11V66H10ZM52 67H53V66H52ZM55 67H54V68H55ZM63 67L65 68V66H63ZM72 67H73V66H72ZM93 67H94V65H93ZM118 67H119V66H118ZM118 67L115 66V70H116V68L118 69ZM129 67H130V66H129ZM139 67H141V66H139ZM159 67H160V64H159ZM13 68H14V67H13ZM15 68H16V67H15ZM31 68H32V67H31ZM33 68H34V65H33ZM35 68H37V67H35ZM35 68H34V69H35ZM38 68H39V67H38ZM38 68H37V69H38ZM54 68H53V69H54ZM104 68H105V67H104ZM109 68H111V67H109ZM135 68H136V67H135ZM135 68H134V69H135ZM143 68H144V67H143ZM143 68H141V69H143ZM146 68L148 69V67H146ZM146 68H145V69H146ZM150 68H151V67H150ZM208 68H211V67H208ZM212 68L214 69V67H212ZM225 68H226V67H225ZM18 69H19V68H18ZM39 69H40V68H39ZM45 69H48V68H45ZM113 69H114V68H113ZM121 69H122V68H121ZM121 69H119V70L121 71ZM126 69H127V70H126ZM126 69L123 70V72L126 71V72H125L126 75H127V73H129V72L131 73V72H132V71H128V70L131 69V68H129V69L126 68ZM138 69H139V68H138ZM154 69H155V68H154ZM198 69H199V66H198ZM205 69H206V68H205ZM222 69H224V67H223ZM235 69H236V70H235ZM238 69H239V70H238ZM250 69H251V68H250ZM252 69H253V68H252ZM22 70H23V69H22ZM30 70H31V69H30ZM56 70H57V69H56ZM58 70H59V68H58ZM115 70H114V72H115ZM132 70H133V69H132ZM214 70H215V69H214ZM2 71H3V70H2ZM9 71H10V68H9ZM38 71H39V70H38ZM42 71H43V70H42ZM53 71H54V70H53ZM102 71H103V70H102ZM127 71H128V72H127ZM140 71H142V70H140ZM145 71H146V70H145ZM148 71H149V70H147L146 72H148ZM160 71H161V70H160ZM211 71H212V69H211ZM215 71L218 72L217 69H216ZM224 71L226 72L227 70L224 69ZM19 72H20V71H19ZM23 72H25V71H23ZM26 72H27V71H26ZM47 72H48V71H47ZM100 72H101V71H100ZM117 72H118V71H117ZM121 72H122V71H121ZM133 72H134V71H133ZM142 72H143V71H142ZM146 72H145V73H146ZM157 72H159V71H157ZM163 72H164V74L166 75V71H163ZM163 72L161 71L160 73H163ZM167 72H168V71H167ZM208 72H209V71H208ZM219 72H222V71H219ZM259 72L263 73L264 71H259ZM86 73H87V72H86ZM86 73H85V74H86ZM103 73H104V71H103ZM110 73H111V72H110ZM125 73H124V74H125ZM130 73H129V74H130ZM139 73H140V72H139ZM149 73L151 74L150 71H149ZM152 73H153V72H152ZM214 73H216V72H214ZM30 74H31V73H30ZM35 74H36V73H35ZM79 74H80V72H79ZM81 74H82V73H81ZM97 74H98V73H96V75H97ZM116 74H119V73H116ZM124 74H123V76H124ZM143 74H144V72H143ZM146 74H147V73H146ZM150 74H149V75H150ZM153 74H155V73H153ZM198 74H199V75H198ZM209 74H211V73H209ZM223 74H224V73H223ZM9 75H12V74L9 73L7 76H9ZM60 75H61V74H60ZM62 75H64V73H63ZM62 75H61V76H62ZM74 75H75V74H74ZM93 75H95V74H93ZM98 75H99V74H98ZM100 75H101V74H100ZM135 75H136V74H135ZM141 75H142V74H141ZM155 75H156V74H155ZM157 75H158V73H157ZM162 75H163V74H162ZM168 75H167V77H168ZM218 75H220V74H218ZM261 75H264V74H260V75H258V76H261ZM14 76H16V75H14ZM28 76H29V75H28ZM37 76H40V75H37ZM43 76H44V75H43ZM50 76H51V75H50ZM64 76H68V75L66 74V75H64ZM72 76H73V75H72ZM88 76H89V75H88ZM88 76H87V77H88ZM127 76H129V75H127ZM143 76H144V75H143ZM158 76H159V75H158ZM221 76H223V75H221ZM4 77H5V76H4ZM30 77H32V76H30ZM46 77H48V76H46ZM54 77L57 78V77H59V76L56 75V76H54ZM97 77H98V76H97ZM104 77H105V76H104ZM170 77H168V78H170ZM261 77H264V76H261ZM44 78H45V76H44ZM52 78H53V77H52ZM72 78H73V77H72ZM72 78H71V79H72ZM85 78H86V77H85ZM89 78H90V77H89ZM114 78H115V77H114ZM117 78H118V77H117ZM220 78H221V77H220ZM6 79H7V81H8V78H7V77H6ZM26 79H28V78H26ZM26 79H25V80H26ZM42 79H43V78H42ZM50 79H51V77H50ZM50 79H49V80H50ZM57 79H58V78H57ZM83 79H84V78H83ZM115 79H116V78H115ZM118 79H119V78H118ZM122 79H123V78H122ZM143 79H144V78H143ZM143 79H142V81H141V79H140V81L143 82ZM157 79H158V77H157ZM159 79H160V77H159ZM263 79H264V78H263ZM263 79H262V80H263ZM29 80H30V79H29ZM85 80H86V79H85ZM145 80H146V79H145ZM164 80L166 81L167 79L165 78ZM164 80H162V83L164 82ZM262 80H261V82H262ZM30 81H31V80H30ZM41 81H42V80H41ZM71 81H72V80H71ZM160 81H161V80H160ZM1 82H3V80H2ZM4 82H5V81H4ZM42 82H43V81H42ZM62 82H63V81H62ZM62 82H61V84H62ZM106 82H107V81H106ZM121 82H122V81H121ZM135 82H136V81H135ZM138 82H139V78H138ZM146 82H148V81H146ZM166 82H167V81H166ZM168 82H169V81H168ZM174 82H175V81H174ZM32 83H33V81H32ZM46 83H47V82H46ZM70 83H71V82H70ZM115 83H116V82H115ZM119 83H120V82H119ZM133 83H134V82H133ZM144 83H145V81H144ZM151 83H152V82H151ZM156 83H157V82H156ZM164 83H165V82H164ZM219 83H222V82L220 81ZM2 84H3V83H2ZM30 84H31V82H30ZM42 84H44V83H42ZM42 84H41V86H43ZM58 84H60V82H59ZM136 84H137V82H136ZM145 84H146V83H145ZM152 84H153V83H152ZM154 84H155V83H154ZM154 84H153V85H154ZM160 84H161V83H160ZM167 84H169V83H167ZM167 84H166V85H167ZM174 84H173V85H174ZM262 84H264V83L262 82ZM0 85H1V84H0ZM7 85H8V84H7ZM50 85H51V84H50ZM55 85H57V83H56ZM96 85H97V84H96ZM96 85H95V86H96ZM113 85H114V84H113ZM113 85H112V86H113ZM121 85H122V84H121ZM121 85H120V86H121ZM137 85H138V84H137ZM140 85H141V84H140ZM142 85H143V84H142ZM142 85H141V86H142ZM148 85H151V84H147V86H148ZM158 85H159V81H158ZM173 85H172V86H173ZM215 85H216V84H215ZM219 85H220V84H219ZM222 85H223V84H222ZM41 86H40V87H41ZM67 86H68V85H67ZM74 86H75V85H74ZM122 86H123V85H122ZM138 86H139V85H138ZM141 86H140V87H141ZM154 86H155V85H154ZM156 86H157V85H156ZM160 86H161V85H160ZM167 86H168V85H167ZM194 86H192V87L189 86V87H190V89H192V88L194 89V88H195V90H196V87H194ZM212 86H211V87H212ZM38 87H39V85H38ZM40 87H39V88H40ZM45 87H46V85H45ZM57 87H58V86H57ZM60 87H61V86L59 85V88H60ZM64 87H65V86H64ZM78 87H79V86H78ZM88 87H89V86H88ZM108 87H110V86L108 85ZM151 87H152V86H151ZM165 87H166V86H165ZM216 87H217V86H216ZM6 88H8V87L6 86ZM28 88H29V87H28ZM36 88H37V87H36ZM36 88H34V89H36ZM59 88H58V89H59ZM70 88H71V87H70ZM75 88L77 89V87H75ZM89 88H90V87H89ZM89 88H88V89H89ZM96 88H97V87H96ZM112 88H113V87H112ZM143 88H144V87H143ZM145 88H146V87H145ZM152 88H153V87H152ZM152 88H150V89H152ZM157 88H158V87H157ZM157 88H154V89H157ZM161 88H162V86H161ZM167 88H168V87H167ZM167 88H166V89H167ZM209 88H210V87H209ZM212 88H213V87H212ZM224 88H222V90H223ZM41 89H42V88H41ZM90 89H91V88H90ZM107 89H108V88H107ZM159 89H160V88H159ZM163 89H164V85H163V88H162L161 90H163ZM186 89H188V88H186ZM190 89H189V92L191 91ZM26 90H27V89H26ZM30 90H31V89H30ZM30 90H29V91H30ZM38 90H39V89H38ZM43 90L45 91V89H43ZM49 90H50V89H49ZM49 90H47V91H49ZM53 90H54V89H53ZM53 90H52V91H53ZM64 90H65V89H64ZM96 90H97V89H96ZM108 90H110V89H108ZM108 90H107V91H108ZM111 90H112V89H111ZM144 90H145V89H144ZM146 90H148V88H146ZM183 90H184V89H183ZM195 90H193V91H195ZM197 90H196V91H197ZM200 90H201V91H200ZM215 90H217V89H215ZM219 90H220V89H219ZM1 91H2V90H1ZM29 91H27V93H28ZM44 91H43V94H44ZM65 91H66V90H65ZM72 91H73V88H72ZM77 91H79V89H78ZM93 91H94V90H93ZM113 91H114V90H113ZM113 91H112V92H113ZM152 91H154V90H152ZM155 91H156V90H155ZM159 91H160V90H159ZM165 91H166V90H165ZM165 91H164V92H165ZM168 91H167V92H168ZM179 91H180V90H179ZM186 91H187V90H186ZM193 91H192V92H193ZM204 91H206V89H205ZM204 91H203V92H204ZM209 91H210V93H211V90H209ZM209 91H208V92H209ZM223 91H224V90H223ZM223 91H220V92L222 93ZM25 92H26V91H25ZM40 92H41V91H40ZM96 92H97V91H96ZM102 92H103V91H102ZM105 92H106V91H105ZM105 92L103 93V95L105 94ZM108 92H109V91H108ZM108 92H107V93H108ZM160 92H161V91H160ZM169 92H168V93H169ZM213 92H214V91H213ZM217 92H219V91H217ZM220 92H219V93H220ZM4 93H5V92H4ZM18 93H19V92H18ZM22 93H24V92L22 91ZM31 93H32V91H31ZM35 93H36V91H35ZM50 93H51V92H50ZM70 93H71V92H70ZM73 93H74V91H73ZM77 93H78V92H77ZM140 93H141V92H140ZM162 93H163V92H162ZM215 93H216V92H215ZM219 93H218V96H220ZM15 94H16V93H15ZM25 94H26V93H25ZM62 94L64 95L65 93H62ZM96 94H98V93H96ZM135 94H136V93H135ZM211 94H213V93H211ZM29 95H30V94H29ZM39 95H40V94H39ZM54 95H55V94H54ZM58 95H59V94H58ZM89 95H90V94H89ZM103 95H102V96H103ZM165 95H166V94H165ZM4 96H5V95H4ZM13 96H14V95H13ZM13 96H12V97H13ZM18 96H19V95H18ZM35 96H36V95H35ZM44 96H46V95H44ZM48 96H49V95H48ZM48 96H47V98H48ZM52 96H53V95H52ZM150 96H151L150 92L144 91V92L141 93L140 95L137 94L136 97H138V99L136 98L135 100H139V101L141 102V101H144V100H148V99L150 98ZM169 96H170V97H175V95L172 96V94H170ZM169 96L166 95V99H167V97H169ZM214 96H215V95H214ZM5 97H6V96H5ZM70 97H71V96H70ZM87 97H89V96H87ZM87 97H86V98H87ZM122 97H123V96H119L118 99H120V98H122ZM127 97L130 98V94H129V96H127ZM127 97L124 96V98H127ZM212 97H213V96H212ZM215 97H216V96H215ZM220 97H221V96H220ZM51 98H53V97H51ZM61 98H62V97H61ZM65 98H66V97H65ZM73 98H74V96H73ZM73 98H72V99H73ZM90 98H91V97H90ZM93 98H95L94 95H93ZM99 98H101V97L99 96ZM124 98H123V100H124ZM161 98L163 99V97L160 96V99H161ZM180 98H181V97H180ZM184 98L187 99V96L184 97ZM184 98H183V99H184ZM221 98H222V97H221ZM252 98L254 99V97H252ZM263 98H264V97H263ZM12 99H14V97H13ZM58 99H59V98H58ZM62 99H63V98H62ZM69 99H70V98H69ZM75 99H76V98H75ZM96 99H98V97H97ZM116 99H117V97H116ZM166 99H165V100H166ZM169 99H170V98H169ZM211 99H212V98H211ZM213 99H214V98H213ZM213 99H212V100H213ZM228 99H229V101H228ZM257 99H258V98H257ZM3 100L6 101L4 98H3ZM3 100H2V101H3ZM8 100H9V99H8ZM49 100H51V99H49ZM49 100H47V103L50 102ZM55 100H56V99H55ZM63 100H64V99H63ZM63 100H62V101H63ZM77 100H78V99H77ZM79 100H80V99H79ZM149 100H151V98H150ZM167 100H168V99H167ZM173 100H174V98H172L170 101H173ZM190 100H191V99H190ZM190 100H187V101H190ZM212 100H211V101H212ZM215 100H217V99H215ZM222 100H223V99H222ZM248 100H249V99H248ZM255 100H256V99H255ZM255 100H253L252 102H250V103H252L251 105H254V101H255ZM10 101L13 102L12 100H10ZM10 101H9V102H10ZM45 101H46V100H45ZM53 101H54V99H53ZM59 101H60V100H59ZM80 101H81V100H80ZM82 101H84V100H82ZM85 101H86V99H85ZM152 101H153V100H152ZM152 101H151V102H152ZM161 101H162V100H161ZM161 101H160V103H161ZM168 101H169V100H168ZM168 101H166V102H168ZM191 101H192V100H191ZM191 101H190V103H192ZM218 101H219V100H218ZM258 101H259V99H258ZM260 101H261V100H260ZM260 101H259V102H260ZM0 102H1V101H0ZM9 102H8V103H9ZM35 102H36V101H35ZM54 102H56V101H54ZM72 102H73V101H72ZM95 102H96V101H95ZM133 102H134V101H133ZM153 102H154V101H153ZM175 102H176V101H175ZM175 102H173V103H175ZM213 102H214V101H213ZM219 102H220V101H219ZM221 102H222V101H221ZM26 103H27V102H26ZM31 103H32V102H31ZM36 103H37V102H36ZM38 103H39V102H38ZM47 103H46V104H47ZM50 103H51V102H50ZM50 103H49V104H50ZM52 103H53V102H52ZM56 103H58V102H56ZM131 103H132V102H130V103L127 102L126 104L128 105V104H131ZM137 103H138V102H137ZM160 103H159V104H160ZM168 103H170V102H168ZM168 103H167V104H168ZM171 103H172V102H171ZM34 104H35V103H34ZM54 104H55V103H54ZM62 104H63V103H62ZM96 104H97V103H96ZM156 104H157V103H156ZM209 104H211V103H209ZM213 104H214V103H213ZM215 104H216V102H215ZM218 104H219V103H217V105H218ZM225 104L227 105L228 103H225ZM248 104H249V103H248ZM0 105H1V103H0ZM66 105H67V104H66ZM133 105H134V104H133ZM153 105H154V103H153ZM170 105H171V104H170ZM184 105H185V104H184ZM221 105H224V102H223ZM246 105H247V104H246ZM260 105H261V108H262V104H260ZM260 105H259V106H260ZM263 105H264V102H263ZM26 106H27V105H26ZM62 106L64 107V105H61V107H60V105H59L60 109L62 108ZM93 106H94V105H93ZM115 106H116V105H115ZM128 106H129V105H128ZM150 106H152V104H151ZM171 106H172V105H171ZM190 106H191V105H190ZM213 106H214V105H213ZM227 106H228V105H227ZM247 106H248V105H247ZM27 107H28V106H27ZM29 107H30V106H29ZM29 107H28V109H29ZM32 107H33V106H32ZM38 107H39V105H38ZM52 107H53V106H52ZM65 107H66V106H65ZM88 107H89V106H88ZM88 107H87V108H88ZM90 107H91V104H90ZM98 107H99V106H98ZM101 107H102V106H101ZM164 107H165V106H164ZM172 107H173V106H172ZM211 107H212V104H211ZM220 107H221L220 109H218L219 107L216 108V109H218V111H219V110H220V111L222 110V111H224V114H226V112H225L226 107H225V106H220ZM229 107H228V108H229ZM239 107H240V106H239ZM39 108H40V107H39ZM92 108H94V107H92ZM104 108H105V107H104ZM107 108H109V106H108ZM128 108H129V107H128ZM128 108H127V110L125 109V110H126L125 112H128ZM183 108H185V107H183ZM228 108H227V110H226L227 112H229V109H231V108H229V109H228ZM240 108H241V107H240ZM248 108H249V109L251 108V110H252L253 107L251 106V107H248ZM34 109H35V111H36L37 108H34ZM57 109H58V108H57ZM60 109H59V110H60ZM88 109H89V108H88ZM105 109H106V108H105ZM129 109H130V108H129ZM174 109H175V108H174ZM176 109H178V110H176V112H177V114H179V115L185 113V112H184V113H181V114H180V112H181L180 110H181L182 108H176ZM179 109H180V110H179ZM242 109L244 110L245 108H242ZM242 109H241V110H242ZM253 109H254V108H253ZM255 109H256V108H255ZM262 109H264V108H262ZM20 110H22V109H20ZM20 110H19V111H20ZM85 110H86V109H85ZM91 110H92V109H91ZM109 110H110V109H109ZM114 110H115V108H114ZM183 110H184V109H183ZM183 110H182V111H183ZM188 110H189L188 113H192L191 109H188ZM188 110H187V111H188ZM238 110H240V109H237V111H238ZM9 111H10V110H9ZM23 111H24V110H23ZM29 111H30V110H29ZM32 111H33V110H32ZM32 111H30V112H32ZM121 111H122V110H121ZM174 111H175V110H174ZM174 111H173V112H174ZM179 111H180V112H179ZM206 111H208V110L205 109V111H204L203 113L205 114ZM214 111H215V110H214ZM231 111H232V109H231ZM15 112H16V110H15ZM20 112H21V111H20ZM27 112H28V111H27ZM106 112H107V111H106ZM108 112H109V111H108ZM113 112H114V111H113ZM130 112H132V111H130ZM156 112H158V111H156ZM156 112H155V114H156ZM178 112H179V113H178ZM208 112H209V111H208ZM208 112H207V113H208ZM212 112H213V111H212ZM212 112H211V113H212ZM216 112H217V111H216ZM242 112H243V111H242ZM248 112H251V111H248ZM256 112H257V111H256ZM259 112H260V111H259ZM10 113H11V111H10ZM32 113H33V115H34V112H32ZM82 113H84V111H83ZM111 113H112V112H111ZM114 113H115V112H114ZM122 113H123V112H122ZM133 113H135V112L133 111ZM237 113H238V112H237ZM237 113H236V114H237ZM240 113H241V111H240ZM245 113L247 114V112H245ZM261 113H262V110H261ZM261 113H260V114H261ZM8 114H9V113H8ZM17 114H18V113H17ZM20 114H21V113H20ZM22 114H23V112H22ZM73 114H74V113H73ZM73 114H72V115H73ZM76 114H77V113H76ZM127 114H129V112H128ZM172 114H173V113H172ZM172 114H171V116H172ZM204 114H203V115H204ZM209 114H210V112H209ZM243 114H244V112H243ZM243 114L241 113V114H238V115H243ZM250 114H252V112H251ZM260 114H259V115H260ZM13 115H14V114H13ZM108 115H109V114H108ZM117 115H118V114H116V116H117ZM120 115H121V114H120ZM123 115H124V114H123ZM125 115H126V114H125ZM129 115H130V114H129ZM129 115H128V116H129ZM157 115H158V113H157ZM175 115H176V114H175ZM179 115H177V116L179 117ZM200 115H201L200 117H202V113H201ZM206 115H207V114H205V117H206ZM248 115H249V113L247 114L246 117H248ZM254 115H257V114H254ZM8 116H9V115H7V117H8ZM29 116H31V115H29ZM69 116H70V115H69ZM109 116H110V115H109ZM194 116H195V114H194ZM208 116H209V115H208ZM208 116H207V117H208ZM210 116H211V115H210ZM210 116H209V117H210ZM224 116L228 117L229 114H228V116H227V115H223V118H222L223 121H222V123H219L220 125L223 124V123H225V122H224V120H225V119H224V118H225ZM233 116H234V114L232 115V117H233ZM244 116H245V115H244ZM251 116H253V115H251ZM62 117H63V116H62ZM65 117H66V116H65ZM112 117H113V114H112ZM120 117H121V116H120ZM156 117H157V116H156ZM174 117H175V116H174ZM182 117H184V116H182ZM200 117H199V120H200V122H201V118H200ZM213 117H214V116H213ZM232 117H231L230 119H232ZM236 117H237V116H236ZM241 117H243V116H241ZM261 117L264 118V113H262L261 116H258V118H257V119L260 118V122L262 121V120H261V119H262ZM19 118H20V117H19ZM25 118H26V116H25ZM157 118H158V117H157ZM184 118H185V117H184ZM184 118H183V119H184ZM186 118H187V117H186ZM186 118H185V119H186ZM194 118H195V117H194ZM194 118H193L192 120H195V121H196V118H195V119H194ZM197 118H198V116H197ZM220 118H221V117H220ZM233 118H234V117H233ZM251 118H252V117H251ZM251 118H250V120H251ZM21 119H22V118H21ZM23 119H24V118H23ZM64 119H65V118H64ZM119 119H120V118H119ZM119 119H118V120H119ZM147 119H148V118L145 117V120H147ZM183 119H182V120H183ZM208 119H212V118H208ZM214 119H215V117H214ZM227 119H228V118H227ZM227 119H226V120H227ZM234 119H235V118H234ZM237 119H238V117H237ZM247 119H248V118H246V120H247ZM253 119H254V116H253ZM255 119H256V118H255ZM255 119H254V120H255ZM25 120H26V119H25ZM25 120H24V122L21 121V120H20V121L23 122L24 124H26V123H25ZM30 120H31V119H30ZM30 120H28V121H30ZM55 120H56V119H55ZM55 120H54V121H55ZM137 120H138V119H137ZM182 120L180 121V119H179V122L181 123ZM199 120H198V122H199ZM203 120H205V119L203 118ZM215 120H216V119H215ZM215 120H214V121H215ZM219 120H221V119H218V122H219ZM228 120H229V119H228ZM243 120H245V119H244V118L239 119V120H238L237 122H235L232 126L229 125V127H228L229 129L227 128V129H228V134L223 135L224 133L222 134V133L220 132V133H221L220 135H221V136L223 135L221 138H225L224 136L227 137L226 140H224L225 142H224L220 137H218V136L215 137V136L212 135V136L214 137V139L211 138L209 135H208L209 138L206 136V138H207L208 140H210V138H211L212 140H210V141H212V142H214V141H215L216 139H218V138H220V139L222 140V144H223V142H224V145L222 146V149H221V146L219 145V147H220V151H219V152L221 153V156L218 155V156L220 157V158H217V159H218V162L216 161L217 159L214 160L216 157H214V159L211 158V159H213L214 161H216V162L218 163L217 167H219V168H220V167H221V168L225 167V168H226V165H227V164L230 162V160H231V154H232V153H235L234 155H236L237 152L241 149V148H239V146H240L239 144H241V141H245V140L247 139V137L251 136V135H249V134H250L251 130H253V129H252L253 127H252V128H249V127L246 126L250 121L245 125V126H246V127H245V126L243 125L244 123L242 124V121H243ZM246 120L243 121V122H246ZM10 121H11V120H10ZM13 121H14V120H13ZM20 121H19V123H20ZM61 121H62V120H61ZM65 121H66V120H65ZM90 121H91V119H90ZM93 121H94V120H93ZM132 121H133V120H132ZM141 121H142V119H141ZM143 121H144V119H143ZM161 121L164 122V124H165V123H168V121L165 120V119H162ZM161 121H160V125L162 124ZM212 121H213V120H211V121L209 120L210 124H211ZM214 121H213V122H214ZM229 121L232 123L231 120H229ZM229 121H228V124H229ZM256 121H257V120H256ZM256 121H255V122H256ZM45 122H46V121H45ZM45 122H44V123H45ZM55 122H56V121H55ZM55 122H54V124L56 125V123H58V122H56V123H55ZM94 122H96V121H94ZM116 122H117V121H116ZM118 122H119V121H118ZM122 122H123V121H122ZM127 122H129V121L127 120ZM136 122H137V121H136ZM156 122H157V121H156ZM179 122H178V125H180ZM191 122H192V121H191ZM193 122H194V121H193ZM193 122H192V123H193ZM200 122H199V123H200ZM202 122H203V121H202ZM202 122H201V123H202ZM262 122H263V121H262ZM11 123H12V122H11ZM13 123H17V122H13ZM36 123H37V122H36ZM44 123H43V124H44ZM66 123H67V122H66ZM83 123H84V122H83ZM123 123H124V122H123ZM134 123H135V122H134ZM149 123H150V122H149ZM149 123H147V124H149ZM194 123H196V122H194ZM206 123H207V119H206ZM214 123H215V122H214ZM252 123H253V120H252V122H251L250 124H252ZM256 123H258V122H256ZM43 124H42V125H43ZM54 124H53V125H54ZM61 124H63V128H64V122L61 123ZM114 124L116 125L117 123H114ZM142 124H143V123H142ZM158 124H159V119H158ZM164 124H162V125L164 126ZM181 124H183V123H181ZM186 124H187V123H186ZM186 124H185V125H186ZM202 124L204 125V122H203ZM202 124H201V126H203ZM207 124H208V123H207ZM212 124H213V123H212ZM212 124H211V126H210V125H209V126L212 127V128H213V126L215 127V125L212 126ZM226 124H227V123H226ZM226 124H225V126H226ZM228 124H227V125H228ZM238 124H242L243 126H241V125H240V126L243 127V128H244V127H245V128H248V130H247V129L245 130V128H244V131L241 129V130L243 131V133L239 134V132H241V131H239L238 133L235 131L234 133H236V134H233V131L237 128V126H239ZM263 124H264V123H262V125H263ZM21 125L23 126V124H21ZM29 125H30V124H29ZM55 125H54V126H55ZM80 125H81V124H80ZM86 125H87V124H86ZM86 125H85V126H86ZM101 125H102V123H101ZM124 125H125V124H124ZM124 125H123V126H124ZM134 125H135V124H134ZM145 125H146V124H145ZM145 125H144V126H145ZM156 125H157V124H156ZM162 125H161V126H162ZM166 125H167V124H166ZM183 125H184V124H183ZM183 125H182L181 128H184V127H185V125H184V127H183ZM189 125H190V124H189ZM192 125L194 126L195 124H192ZM199 125H200V124H199ZM199 125L196 124L195 126L198 127ZM37 126H38V125H37ZM47 126H48V125H47ZM59 126H62V125H59ZM94 126H95V124H94ZM118 126H120V125H118ZM144 126H143V127H144ZM149 126H150V125H149ZM176 126H177V124H176ZM176 126H175V127H176ZM193 126H191V127H193ZM225 126H224V125L221 126V127H223L222 129H224ZM248 126H249V125H248ZM252 126H253V125H252ZM255 126H257V125H255ZM258 126H261V124H259ZM27 127H28V126H27ZM41 127H42V126H41ZM45 127H46V126H45ZM83 127H84V126H83ZM129 127H130V126H129ZM172 127H173V125H172ZM191 127H190V128H191ZM196 127H194V128H196ZM206 127H207V126H206ZM263 127H264V126H263ZM263 127H262L261 129H257V132H258V130H259V131H260V130H263ZM31 128H32V127H31ZM50 128H51V127H50ZM92 128H93V130H95L94 127H92ZM92 128H91V129H92ZM132 128H133V127H132ZM146 128H147V126H146ZM151 128H152V127H151ZM163 128H164V127H163ZM178 128H179V126H178ZM178 128L176 127L177 130H179ZM207 128H208V127H207ZM217 128H218V126H217ZM254 128H256V127H254ZM257 128H258V127H257ZM46 129H48V127H47ZM91 129H90V131H92ZM106 129H107V128H106ZM106 129H105V130H106ZM110 129H111V128H110ZM124 129H125V128H124ZM124 129H122V130L124 131ZM155 129H157V128H155ZM160 129H161V128H160ZM174 129H175V128H174ZM185 129H186V128H184V130H185ZM187 129L189 130V128H187ZM199 129H200V128H199ZM204 129H205V128H204ZM209 129H211V128H209ZM213 129H216V127L213 128ZM218 129H219V128H218ZM218 129H216V130H218ZM227 129H226V130H223V131H227ZM107 130H108V129H107ZM150 130H151V129H150ZM158 130H159V129H158ZM163 130H165V129H163ZM205 130H207V129H205ZM255 130H256V129H255ZM46 131H50V130H46ZM102 131H103V129H102ZM102 131H101V132H102ZM111 131H112V130H111ZM128 131H129V130H128ZM128 131H126V132H128ZM192 131H194V130H192ZM195 131H196V130H195ZM198 131H199V130H197V132H198ZM207 131H208V130H207ZM213 131H214V130H213ZM94 132H96V131H94ZM94 132H93V133H94ZM112 132H113V131H112ZM118 132H119V131H118ZM120 132H121V131H120ZM124 132H125V131H124ZM130 132H131V131H130ZM132 132H133V130H132ZM132 132H131V133H132ZM142 132H143V131H142ZM142 132H140L139 134H141ZM145 132H147V131H145ZM175 132H176V131H175ZM180 132H183V129H181ZM204 132H205V131L203 130V133H204ZM208 132H209V131H208ZM208 132H207V134H208ZM217 132H219V131H217ZM28 133H29V132H28ZM51 133H52V132H51ZM102 133H103V132H102ZM106 133H107V132H106ZM143 133H144V132H143ZM198 133L200 134V133H202V132H198ZM198 133H197V134H198ZM211 133H212V132H211ZM211 133H210V134H211ZM251 133H252V132H251ZM262 133H263V134H262ZM46 134H47V133H46ZM55 134H56V133H55ZM95 134H96V133H95ZM104 134H105V133H104ZM113 134H114V132H113ZM117 134H118V133H117ZM139 134H138V135H139ZM193 134H194V133H193ZM195 134H196V133H195ZM195 134H194V135H195ZM199 134H198L197 136H199ZM213 134H214V132H213ZM215 134H218V133H216V131H215ZM215 134H214V135H215ZM237 134H239V136H237ZM259 134H260V133H259ZM259 134H258V135H259ZM261 134L264 136V131H262ZM17 135H18V134H17ZM21 135H22V134H20V136H21ZM25 135H26V134H25ZM30 135H31V134H29V136H30ZM49 135H50V134H48V136H49ZM120 135H123V134H119V136H120ZM136 135H137V134H136ZM186 135H187V134H186ZM186 135H182V136H186ZM194 135H193V136H190V137L193 138ZM200 135H202V134H200ZM204 135H205V133H204ZM204 135H202V136H204ZM20 136H19V137H20ZM26 136H27V135H26ZM31 136H32V135H31ZM34 136H35V135H34ZM44 136H45V135H44ZM95 136H96V135H95ZM114 136L116 137L117 135L114 134ZM119 136H118V137H119ZM166 136H167V135H166ZM168 136H170V135H168ZM168 136H167V137H168ZM187 136H188V135H187ZM15 137L17 138L18 136H14V138H15ZM19 137H18V138H19ZM23 137L25 138V136H23ZM54 137H56V136L54 135ZM90 137H91V136H90ZM115 137H114V138H115ZM159 137H161V136H159ZM164 137H165V136H164ZM178 137H179V136H178ZM178 137L173 138V140H174V139H177ZM199 137H200V136H199ZM217 137H218V138H217ZM254 137H255V136H254ZM257 137H258V136H257ZM259 137H260V136H259ZM259 137H258V139H259ZM16 138H15V139H16ZM30 138H31V137H30ZM33 138H34V137H33ZM35 138H36V137H35ZM67 138H68V137H67ZM121 138H122V137H121ZM121 138H120V140H121ZM123 138H124V137H123ZM179 138L181 139V138H185V137H179ZM188 138H189V137H188ZM188 138H186V139H188ZM191 138H190V139H191ZM204 138H205V136H204ZM215 138H216V139H215ZM263 138H264V137H263ZM263 138H262V139H263ZM10 139H11V138H10ZM19 139H21V138H19ZM36 139H37V138H36ZM75 139H76V138H75ZM77 139L79 140L80 137H77ZM118 139H119V138H118ZM124 139H125V138H124ZM159 139H160V138H158L157 140H159ZM220 139H218V141H220ZM251 139H252V138H251ZM262 139H260L261 143L263 142ZM0 140H2V139H0ZM8 140H9V139H8ZM16 140H18V139H16ZM53 140H54V139H53ZM63 140H65V139H63ZM78 140H77V143H78ZM127 140H128V139H127ZM151 140H152V138H151ZM161 140H162V139H161ZM161 140H160V141H161ZM177 140H178V139H177ZM183 140H184V139H183ZM201 140L204 141L203 139H201ZM213 140H214V141H213ZM3 141H4V140H3ZM79 141H82V140H79ZM84 141H85V140H84ZM116 141H117V139H116ZM149 141H150V140H149ZM153 141L155 142V140H153ZM168 141H169V140H168ZM171 141H172V139H171ZM184 141H185V140H184ZM189 141L191 142L192 139L189 140ZM189 141L187 140V143H188ZM195 141H196V140H194V142H195ZM198 141H199V140H198ZM198 141H197V142H198ZM210 141H208V142L211 143ZM218 141H217V143H218ZM15 142H16V141H15ZM24 142H25V141H23L22 143H24ZM56 142H57V141H56ZM96 142H98V141H96ZM113 142L115 143V141H113ZM128 142H129V141H128ZM150 142H151V141H150ZM162 142H163V141H162ZM166 142H167V141H166ZM176 142H177V141H176ZM179 142H181V140H180ZM204 142H205V141H204ZM0 143H1V142H0ZM17 143H18V142H17ZM19 143H21V142H19ZM79 143H80V142H79ZM106 143H107V142H106ZM106 143H105V144H106ZM108 143H109V142H108ZM110 143H112V142H110ZM117 143H118V144H117ZM117 143H116L117 146H119V143H122V142H117ZM126 143H127V142H126ZM134 143H135V142H134ZM138 143H140V142H138ZM141 143H142V142H141ZM155 143H156V142H155ZM155 143H153V144H155ZM181 143H182V142H181ZM184 143H185V142H184ZM187 143H186V145H187ZM49 144H51V143H49ZM54 144H55V143H54ZM74 144H75V143H74ZM82 144H83V143H82ZM95 144L97 145V143H95ZM95 144H94V145H95ZM105 144H104V145H105ZM112 144H113V143H112ZM112 144H110V145H112ZM116 144H115V145H116ZM162 144H163V143H162ZM182 144H183V143H182ZM182 144H180L181 147H182ZM206 144H208V143L206 142ZM218 144H219V143H218ZM243 144H244V142H243ZM243 144H242V148H243ZM262 144L264 145V143H262ZM71 145H72V144H71ZM71 145H70V147H71ZM158 145L160 146V143H158ZM170 145H172V144H170ZM176 145H177V144H176ZM176 145H175V146H176ZM178 145H179V144H178ZM192 145H193V144H192ZM208 145H209V144H208ZM212 145H215V144H212ZM72 146H73V145H72ZM79 146H80V144H79ZM99 146H100V144H99ZM123 146H124V145H123ZM125 146H127V145L125 144ZM173 146H174V144H173ZM184 146H185V145H184ZM184 146H183V147H184ZM187 146H188V145H187ZM187 146H186V147H187ZM189 146H190V145H189ZM215 146H216V145H215ZM260 146H262V145H260ZM260 146H259V148H260ZM73 147H74V146H73ZM96 147H97V146H96ZM139 147H140V145H139ZM141 147H142V145H141ZM141 147H140V148H141ZM153 147H155V145H154ZM160 147H161V146H160ZM168 147H169V149H170L169 151H171V148H172V147L170 148V146H167V148H168ZM176 147H177V146H176ZM179 147H180V146H179ZM181 147H180V148H181ZM183 147H182V149H183ZM219 147H218V148H219ZM240 147H241V146H240ZM257 147H258V146H257ZM49 148H50V147H49ZM63 148H64V147H63ZM67 148H68V147H67ZM100 148H101V147H100ZM117 148H118V147H117ZM137 148H138V145H137ZM151 148H152V147H151ZM212 148H214V147L212 146ZM216 148H217V147H216ZM218 148H217V149H218ZM45 149L47 150L48 148H45ZM52 149H53V147H52ZM115 149H116V148H115ZM153 149H154V148H153ZM153 149H152V150H153ZM156 149H157V148H156ZM158 149H160V148H158ZM172 149H173V148H172ZM178 149H179V148H178ZM178 149H174V150L179 151ZM187 149H188V148H187ZM250 149H251V148H250ZM252 149H253V148H252ZM252 149H251V150H252ZM256 149H257V148H256ZM256 149L254 148L255 151H256ZM41 150H42V149H41ZM53 150H54V149H53ZM53 150H50V151L53 152ZM62 150H63V149H62ZM64 150H65V149H64ZM112 150H113V149H112ZM120 150H122V149H120ZM124 150H125V147H124ZM128 150H129V149H128ZM138 150H139V149H138ZM152 150L150 149V151H152ZM164 150H165V149H164ZM241 150H242V149H241ZM246 150H247V149H246ZM246 150H245V151H246ZM248 150H249V149H248ZM258 150H260V149H258ZM258 150H257L256 152L259 153ZM261 150H262V149H261ZM7 151H8V150H7ZM55 151H56V149H55ZM65 151H66V150H65ZM65 151H63V153H64ZM75 151H76V150H75ZM75 151H74V152H75ZM140 151H141V150H140ZM150 151H149V154H151ZM169 151H168V152L165 151L164 153H169ZM215 151H216V150H215ZM217 151H218V150H217ZM48 152H49V151H48ZM71 152H72V151H71ZM118 152H119V149H118ZM123 152H124V151H123ZM152 152H153V151H152ZM180 152H181V151H180ZM182 152H183V154H184V151H183V150H182ZM242 152H243V151H242ZM260 152H261V151H260ZM263 152H264V151H263ZM263 152H262V153H263ZM42 153H43V152H42ZM54 153H55V152H54ZM54 153H52V154H54ZM61 153H62V152H61ZM65 153H66V152H65ZM127 153L129 154V151H128ZM136 153H137V152H136ZM139 153H140V152H139ZM153 153H154V152H153ZM161 153H162V151H161ZM170 153L172 154V152H170ZM173 153H175V152H173ZM206 153H207V152H206ZM243 153H244V152H243ZM245 153H246V152H245ZM253 153H254V151H253ZM253 153H250V154H253ZM48 154H49V153H48ZM57 154H58V153H57ZM66 154H68V153H66ZM113 154H114V153H113ZM128 154H127V155H128ZM140 154H141V153H140ZM171 154H170L169 156H171ZM200 154H201V153H200ZM207 154H208V153H207ZM238 154H239V153H238ZM33 155H34V154H33ZM33 155H32V156H33ZM60 155H61V154H60ZM63 155H64V154H63ZM68 155H69V154H68ZM120 155H121V154H120ZM138 155H139V154H138ZM162 155H163V154H161V156L159 155L160 157H159V156H158V157H159L160 159H162L161 157L166 158V157H164V155H163V156H162ZM254 155H255V154H254ZM259 155H261V154H259ZM259 155L257 154V157L260 158ZM262 155H263V154H262ZM2 156H3V155H2ZM18 156L20 157L21 155H18ZM36 156H38V155H36ZM41 156H42V155H41ZM50 156H51V155H50ZM50 156H49V157H50ZM52 156H53V155H52ZM70 156H71V155H70ZM70 156H69V157H70ZM108 156H110V155H108ZM114 156H115V155H114ZM134 156H135V155H134ZM144 156H145V155H144ZM147 156H149V155L147 154ZM147 156H146V157H147ZM165 156H166V154H165ZM172 156H173V154H172ZM188 156H189V155H188ZM215 156H216V155H215ZM237 156H238V155H237ZM244 156H245V155H244ZM247 156H248V155H246V157H247ZM249 156H251V155H249ZM252 156H253V155H252ZM255 156H256V155H255ZM263 156H264V155H263ZM23 157H26V156H22V158H23ZM46 157H48V156H46ZM66 157H67V159H68V156H66ZM130 157H131V156H130ZM132 157H133V156H132ZM176 157H177V163H178V164L183 165V166H185V167H187V168H191V166H190L189 164H186V163L183 162V158H184L185 156L182 157V156L179 154V152H176ZM189 157H190V156H189ZM195 157H196V156H195ZM203 157H204V156H203ZM208 157H209V156H208ZM233 157H234V156H233ZM246 157H243V158L245 159ZM257 157H255V158H257ZM7 158H8V157H7ZM20 158H21V157H20ZM22 158H21V159H22ZM28 158H29V157H28ZM33 158H34V160H35V157H34V156H33ZM107 158H108V157H107ZM111 158H112V157H111ZM128 158H129V156H128ZM147 158H148V157H147ZM150 158H151V157H150ZM155 158H156V157H155ZM155 158H153V159H155ZM261 158H262V156H261ZM18 159H19V158H18ZM24 159H25V158H24ZM64 159L66 160L65 157H64ZM64 159H63V161H64ZM112 159L114 160L115 158H112ZM121 159H122V158H121ZM132 159H133V158H132ZM151 159H152V158H151ZM156 159H157V158H156ZM166 159H170V158L167 157ZM174 159H175V158H174ZM174 159H173V162H174ZM204 159H205V158H204ZM211 159H210V160H211ZM233 159H234V161H235V157L232 158V160H233ZM240 159H242V157H241ZM247 159H248V157H247ZM247 159H246V160H247ZM9 160H11V159H8L7 161H9ZM31 160H33V159H31ZM61 160H62V159H60V161H61ZM105 160L107 161L106 157H105ZM115 160H116V159H115ZM129 160H130V159H129ZM138 160H139V159L136 160V161H137L136 163L140 162V161H138ZM144 160H145V159H144ZM246 160H245V164L249 165L250 162L248 163V162H246ZM250 160H252L251 163L255 162V161H253L252 157L250 158ZM262 160H263V163H264V158H263ZM262 160H260V161L262 162ZM23 161H24V160H23ZM68 161H69V160H68ZM108 161H109V160H108ZM130 161H131V160H130ZM154 161H155V160H154ZM158 161H159V159L157 160V162H158ZM162 161H163V160H162ZM162 161H161V162H162ZM211 161H212V160H211ZM238 161H240V160H238ZM9 162H10V161H9ZM11 162H12V161H11ZM66 162H67V160H66ZM113 162H114V161H113ZM113 162H112V163H113ZM143 162H144V161H143ZM146 162H147V159H146ZM150 162H151V161H150ZM155 162H156V161H155ZM165 162H166V161H165ZM167 162H168V161H167ZM169 162H170V161H169ZM208 162H209V161H208ZM236 162H237V161H236ZM240 162H241V161H240ZM243 162H244V161H243ZM261 162H259V163H261ZM1 163H3V162H1ZM55 163H56V162H55ZM55 163H53V165H54ZM63 163H64V162H63ZM63 163H62V164H63ZM67 163H68V162H67ZM69 163H70V162H69ZM120 163H121V162H119V164H120ZM128 163H131V165H133L132 162H128ZM133 163H135V161H134ZM163 163H164V161H163ZM170 163H171V162H170ZM177 163H175V164H177ZM206 163H207V162H206ZM206 163H203V164H206ZM251 163H250V164H251ZM256 163H257V162H256ZM47 164H48V163H47ZM56 164H57V163H56ZM75 164H76V166H78V163H75ZM93 164H95V163H93ZM109 164H110V163H109ZM123 164H124V163H123ZM145 164H146V163H145ZM150 164H151V163H150ZM159 164H160V163H159ZM159 164H158V165H159ZM161 164H162V163H161ZM175 164L173 163V166H174L173 168H174V170H175V166H176ZM178 164H177V165H178ZM209 164H210V163H209ZM209 164H208V165H209ZM212 164H213V162H212L210 165H212ZM215 164H216V163H215ZM230 164H231V162H230ZM234 164H235V163H234ZM3 165H4V163H3ZM41 165H42V164H41ZM50 165H51V164H50ZM53 165H52V166H53ZM70 165H73V164L71 163ZM80 165H82V164H80ZM80 165H79V166H80ZM107 165H108V164H107ZM112 165H113V164H112ZM112 165H111V166H112ZM115 165H116V163H115ZM121 165H122V164H121ZM124 165H125V164H124ZM134 165H135V164H134ZM168 165H169V164H168ZM210 165H209V167H210ZM236 165H237V164H236ZM239 165H242V163L239 164ZM261 165H263V164H261ZM56 166H57V165H56ZM64 166H66V165H64ZM76 166H75V167H76ZM108 166H110V165H108ZM113 166H114V165H113ZM125 166H126V165H125ZM144 166H146V165H144ZM148 166H149V163H148ZM161 166L163 167V165H161ZM164 166H165V165H164ZM183 166H182V169H183ZM201 166H202V165H201ZM233 166L235 167V165H233ZM244 166H245V165H242V169H243ZM249 166H253V165H249ZM1 167H2V164H1ZM53 167H54V166H53ZM80 167H81V166H80ZM80 167H79V168H80ZM83 167H84V165H83ZM114 167H115V166H114ZM117 167H118V166H117ZM119 167H120V165H119ZM121 167H123V166H121ZM146 167H147V166H146ZM154 167L156 168L157 166L155 165ZM169 167H170V166H169ZM177 167H179V165H178ZM177 167H176V169H178ZM205 167H206V165H205ZM236 167H239V166H236ZM245 167H246V166H245ZM6 168H7V166H6ZM49 168H50V167H49ZM59 168H60V166H59ZM76 168H77V167H76ZM104 168H105V167H104ZM109 168H110V167H109ZM115 168H116V167H115ZM115 168H114V169H115ZM127 168H128V167H127ZM129 168H130V167H129ZM164 168H166V167H164ZM198 168H199V167H198ZM198 168H197V169H198ZM203 168H204V167H203ZM219 168H218V169H219ZM230 168L232 169V167H230ZM246 168H247V167H246ZM253 168H254V167H253ZM4 169H5V167H4ZM81 169H82V168H81ZM84 169H85V168H84ZM84 169H82V170H84ZM89 169H90V168H88V170H89ZM133 169H134V168H133ZM145 169H146V168H145ZM158 169L161 170V168H158ZM185 169H186V168H185ZM194 169H196V167H195ZM197 169H196V170H197ZM204 169H205V168H204ZM214 169H215V168H214ZM218 169H217V170H218ZM227 169H228V168H227ZM233 169H234V168H233ZM240 169H241V168H240ZM255 169H256V168H255ZM257 169H259V168L257 167ZM257 169H256L255 171H257ZM0 170H1V169H0ZM28 170H29V169H28ZM32 170H33V169H32ZM39 170H40V169H39ZM39 170H38V172H40V171L43 170V169H41L40 171H39ZM48 170H49V169H48ZM48 170H47V171H48ZM86 170H87V167H86L85 171H86ZM111 170H112V169H111ZM119 170H121V169H118L117 171H119ZM123 170H124V169H123ZM149 170H150V167H149ZM149 170H146V171H149ZM155 170H156V169H155ZM155 170H154V171H155ZM183 170H184V169H183ZM183 170H182V172H183ZM199 170H202V171H203V169H199ZM222 170H224V169H222ZM225 170H226V169H225ZM1 171H2V170H1ZM3 171H5V170H3ZM19 171H20V170H19ZM23 171H24V170H22V172H23ZM43 171H44V170H43ZM47 171H45V172H47ZM55 171H56V170H55ZM89 171H90V170H89ZM112 171H113V170H112ZM117 171H116V172H117ZM121 171H122V170H121ZM169 171H171V170L168 168V169H167L168 174H169ZM175 171H176V170H175ZM177 171H179V170H177ZM177 171H176V174H177ZM192 171H193V170H192ZM207 171L209 172L208 169H207ZM210 171H211V172H209V173L212 174V166H211V168H210ZM226 171L228 172V170H226ZM226 171H224V172L226 173ZM231 171H232V170H230V172H231ZM252 171H253V170H252ZM260 171H261V170H260ZM260 171H259V172H260ZM15 172H17V170H16ZM107 172H108V171H107ZM110 172H111V171H110ZM137 172H138V171H137ZM144 172H145V171H144ZM150 172H151V171H150ZM157 172L160 174L159 170L156 171V174H158ZM180 172H181V170L179 171V173H180ZM195 172H196V171H195ZM195 172H194V175H195ZM197 172H198V170H197ZM199 172H201V171H199ZM208 172H205V173H206V175L209 176V174H207ZM216 172H217V171H215V173H214L215 175H216ZM233 172H234V171H233ZM233 172H231V173H233ZM236 172H237V171H236ZM238 172H239V170H238ZM238 172H237V173H238ZM245 172H248V171H245ZM19 173H20V172H19ZM35 173H36V172H35ZM35 173H34V174H35ZM47 173H50V172H47ZM81 173H82V171H81ZM85 173H87V172H85ZM108 173H109V172H108ZM113 173H114V172H113ZM118 173H119V172H118ZM122 173H123V172H122ZM131 173L134 174L133 172H131ZM145 173H146V172H145ZM148 173H149V172H148ZM152 173H154V172H152ZM164 173H165V172H164ZM164 173L161 172V174H164ZM186 173H187V174L184 173V174H185V177L188 176V175L190 174V173H188V171H186ZM201 173H202V172H201ZM228 173H229V172H228ZM234 173H235V172H234ZM234 173H233L232 175H234ZM250 173H251V172H250ZM256 173H257V172H256ZM31 174H32V173H30V177L32 176ZM38 174H39V173H38ZM41 174H42V173H41ZM43 174H45V173L43 172ZM50 174H51V173H50ZM82 174H83V173H82ZM110 174H111V173H110ZM115 174H116V173H115ZM123 174H124V173H123ZM127 174H128V173H127ZM132 174H131V175H132ZM149 174H150V173H149ZM161 174H160V175H161ZM170 174H173V173H170ZM235 174H236V173H235ZM26 175H27V174H26ZM39 175H40V174H39ZM120 175H121V173H120ZM129 175H130V174H129ZM138 175H139V174H138ZM146 175H147V174H146ZM154 175H155V174H154ZM160 175H159V178H160ZM180 175H181V174H180ZM180 175H179V176H180ZM192 175H193V174H192ZM192 175H191V176H192ZM232 175H231V176H232ZM240 175H241V173H240ZM35 176H36V175H35ZM40 176H41V175H40ZM47 176H48V175H47ZM75 176H76V175H75ZM75 176H74V178H75ZM86 176H87V174H86ZM117 176H119V175H117ZM117 176H116V177H117ZM122 176H123V175H122ZM136 176H137V174H136ZM140 176H141V175H140ZM143 176H145V175H143ZM149 176H151V175H149ZM174 176H175V175H174ZM179 176H177V177H179ZM210 176H211V175H210ZM212 176H213V175H212ZM231 176H230V178H231ZM241 176H242V175H241ZM241 176H240V177H241ZM17 177H18V176H17ZM23 177H26V176H23ZM27 177H29V174H28ZM27 177H26V179H27ZM50 177H51V176H50ZM63 177H65V176H63ZM76 177H77V176H76ZM81 177H82V175H81ZM120 177H121V176H120ZM125 177H126V176H125ZM131 177H132V176H131ZM137 177H138V176H137ZM164 177L166 178V176H164ZM164 177H161L160 179H163ZM175 177H176V176H175ZM181 177H182V175H181ZM188 177H190V176H188ZM195 177H197L198 180H199V183L197 182V183H198L197 186H199V185L202 184V183H204V184L207 183V180L205 179L207 176H205V174H204V176H203V174H199L198 176H195ZM214 177H215V176H214ZM214 177H212V179H213ZM236 177H237V176H236ZM48 178H49V177H48ZM54 178H55V177H54ZM59 178L61 179V177H59ZM70 178H71V177H70ZM77 178H78V177H77ZM79 178H80V177H79ZM106 178H110V177H106ZM106 178H105V180H106ZM114 178H115V177H114ZM118 178H119V177H118ZM148 178H149V177H148ZM156 178L158 179V177H156ZM167 178H168V177H167ZM167 178H166V179H167ZM209 178H210V177H209ZM230 178H229V180H231ZM237 178H238V177H237ZM0 179H1V178H0ZM8 179H9V178H8ZM8 179H7V182H6V183H8ZM14 179H15V178H14ZM16 179H17V178H16ZM19 179H20V178H19ZM24 179H25V178H24ZM30 179H31V178H30ZM65 179H66V177H65ZM65 179H63V182L65 181ZM71 179H73V178H71ZM98 179H99V178H98ZM116 179H117V178H116ZM133 179H135V178L133 177ZM133 179H131V181H132ZM145 179H147V177H145ZM150 179H151V178H150ZM150 179H148V180H150ZM174 179H175V178H174ZM183 179H184V178H183ZM207 179H208V177H207ZM210 179H211V178H210ZM252 179H253V178H252ZM35 180H36V178H35ZM47 180H48V179H47ZM49 180H50V179H49ZM49 180H48V181H49ZM52 180H53V179H51V181H52ZM56 180H57V179H56ZM73 180H74V179H73ZM75 180H76V178H75ZM77 180H78V179H77ZM77 180H76V181H77ZM81 180H82V179H81ZM85 180H86V179H85ZM89 180H90V179H88L87 183H89ZM117 180H118V179H117ZM125 180H126V179H125ZM148 180H147V181H148ZM169 180H170V179H169ZM191 180H192V179H191ZM233 180H234V179H233ZM237 180H238V179H237ZM259 180H260V182H261V179H259ZM14 181H15V180H14ZM16 181H17V180H16ZM40 181H41V180H40ZM40 181H39V182H40ZM42 181H43V180H42ZM57 181H58V180H57ZM66 181L70 182V181L68 180V177H67V180H66ZM94 181H95V180H94ZM97 181H98V180H97ZM127 181H128V180H127ZM127 181H125V184L128 183ZM142 181H143V180H142ZM151 181H152V180H151ZM155 181H156V180H155ZM157 181H158V180H157ZM157 181H156V182H157ZM160 181H161V185H162V183H164L166 180H165V181L160 180ZM160 181H159V182H160ZM174 181H175V180H174ZM183 181H184V180H183ZM188 181H189V178H188ZM193 181H195V180L193 179ZM193 181H192L191 183H193ZM196 181H197V180H196ZM222 181H223V180H222ZM224 181H225V180H224ZM250 181H251V180H250ZM250 181H249V182H250ZM19 182H20V180H19ZM19 182H18V183H19ZM25 182H26V181H25ZM25 182H24V183H25ZM36 182H37V181H36ZM36 182H35V184H36ZM43 182H44V181H43ZM46 182H47V181H46ZM72 182H73V181H72ZM74 182H75V181H74ZM74 182H73V183H74ZM120 182H121V181H120ZM123 182H124V181H123ZM136 182H137V181H136ZM136 182H135V185H136ZM145 182H146V181H145ZM149 182H150V181H149ZM153 182H154V180H153ZM175 182H176V181H175ZM212 182H213V181H212ZM247 182H248V181H247ZM262 182H264V181L262 180ZM4 183H5V182H4ZM14 183H15V182H14ZM16 183H17V182H16ZM18 183H17V184H18ZM52 183H53V182H52ZM52 183H51V184H52ZM57 183H58V182H57ZM106 183H107V182H106ZM106 183H105V184H106ZM111 183H112V182H111ZM117 183H118V182H117ZM132 183H133V182H132ZM147 183H148V182H147ZM165 183H166V182H165ZM165 183H164V184H165ZM169 183H170V182H169ZM169 183H166V184L169 185ZM215 183H216V182H215ZM215 183H214V184H215ZM250 183H251V182H250ZM8 184H9V183H8ZM20 184H22V183H20ZM35 184H33V185H35ZM53 184H54V183H53ZM105 184H104V185H105ZM140 184H141V182H140ZM145 184H146V183H145ZM149 184H151V183H149ZM158 184H160V183H158ZM173 184H175V183H173ZM176 184L178 185L177 182H176ZM194 184H195V183H194ZM194 184H192V185H194ZM209 184H210V183H209ZM214 184H213V186H214ZM229 184H230V183H229ZM242 184H243V183H242ZM258 184H259V183H258ZM45 185H47V184H45ZM65 185H66V184H65ZM104 185H103V186H104ZM121 185H122V183H121ZM121 185H120L119 187H121ZM127 185H128V186H129V185H130V186H133V185H131V183H130V184H127ZM155 185H157V184H155ZM167 185H165V186H167ZM170 185H171V183H170ZM181 185H182V183H181ZM181 185H180V182H179V185H178L179 187L182 188L183 186H185V185H183V186H181ZM186 185H187V184H186ZM202 185H203V184H202ZM220 185H221V184H220ZM220 185H216V186H220ZM232 185L235 186L234 184H232ZM232 185H231L230 187H232ZM246 185H247V184H246ZM249 185H250V184H249ZM249 185H248V186H249ZM254 185H256V183H255ZM263 185H264V184H263ZM6 186H7V185H6ZM14 186H15V184H14ZM36 186H37V184H36ZM43 186H44V184H43ZM47 186H48V185H47ZM53 186H54V185H53ZM63 186H64V185H63ZM107 186H108V185H107ZM114 186H115V185H114ZM123 186H124V185H123ZM146 186H147V185H146ZM152 186H153V183H152ZM152 186H151V187H152ZM165 186H164V188H165ZM172 186H173V185H172ZM189 186H191V185H189ZM194 186H195V185H194ZM200 186H201V185H200ZM203 186H204V188H205L206 185H203ZM213 186H212V187H213ZM228 186H229V185H228ZM237 186H239V184H238ZM243 186H244V185H243ZM243 186L241 185V187H243ZM259 186H260V184H259ZM7 187H8V186H7ZM12 187H13V186H12ZM23 187H24V186H23ZM39 187H40V185H39ZM44 187H45V186H44ZM59 187H60V186H59ZM66 187H67V185H66ZM66 187H65V188H66ZM104 187H106V186H104ZM108 187L110 188V186H108ZM117 187H118V186H117ZM119 187H118V188H119ZM126 187H127V186H126ZM126 187H123V189H124V188L127 189ZM135 187H136V186H135ZM135 187H134V188H135ZM137 187H138V186H137ZM137 187H136V188H137ZM139 187H142V184H141ZM143 187H145V186H143ZM147 187H148V186H147ZM161 187H162V186H161ZM161 187H160V189H163V188H161ZM170 187H171V186H170ZM174 187H175V186H174ZM191 187H192V186H191ZM201 187H202V186H201ZM223 187H225V186H223ZM223 187H222V188H223ZM226 187H227V186H226ZM0 188H1V187H0ZM8 188L10 189V187H8ZM16 188H17V186H16ZM47 188H48V187H47ZM53 188H54V187H53ZM61 188L64 189V187H62V186H61ZM61 188H60V189H61ZM77 188H79V187H77ZM77 188H76V189H77ZM106 188H107V187H106ZM129 188H130V187H128V189H129ZM134 188H133V190H134ZM148 188H149V187H148ZM148 188H147V191L149 190ZM154 188L159 189V185H158L157 187H154ZM183 188H184V187H183ZM194 188H195V187H194ZM216 188H217V187H216ZM220 188H221V186H220ZM234 188H236V186H235ZM250 188H251V187H250ZM252 188H253V187H252ZM257 188H258V185H257ZM257 188H256V189H257ZM3 189H4V188H3ZM5 189H7V188L5 187ZM23 189H24V188H23ZM43 189H44V188H43ZM43 189H41V190H43ZM58 189H59V188H58ZM139 189H141V188H139ZM145 189H146V188H145ZM151 189H152V188H151ZM160 189H159V192H160V191H163V192H164V190H165V189H163V190H160ZM167 189H168V188H167ZM177 189L180 190V188H178V187H177ZM177 189H176V191H178ZM184 189H186V188H184ZM187 189H188V188H187ZM195 189H196V188H195ZM195 189H192L191 192L194 191V192L196 193ZM206 189H208V188H206ZM211 189H212V188H211ZM213 189H214V187H213ZM218 189H219V188H218ZM218 189H217V190H218ZM227 189H228V188H227ZM231 189H232V188H231ZM239 189H240V187H239ZM244 189H245V188H244ZM248 189H249V188H248ZM10 190H11V189H10ZM28 190L30 191V189H28ZM38 190H40V189L38 188ZM41 190H40V192H41ZM45 190H46V189H45ZM48 190H49V189H48ZM48 190H47V191H48ZM61 190H62V189H61ZM61 190H60V191H61ZM80 190H81V189H80ZM103 190H104V189H103ZM106 190H107V192H111V191H109L110 189L108 190V188H107ZM114 190H117V189L114 188ZM120 190H121V189H120ZM120 190H119V191H120ZM133 190L131 189V191H133ZM142 190H144V189L142 188ZM152 190H153V189H152ZM169 190H170V188H169ZM169 190H168V191H169ZM189 190H190V189H189ZM189 190H186V192L189 191ZM217 190H216V191H217ZM241 190H242V189H241ZM241 190H239V191H241ZM246 190H247V189H246ZM0 191H2V190H0ZM3 191H4V190H3ZM3 191H2V192H3ZM12 191H13V189H12ZM18 191H19V190H18ZM26 191H27V190H26ZM29 191H28V192H29ZM57 191H58V190H57ZM66 191L69 193L68 189L65 190L64 192L62 191V193H65ZM78 191H79V190H78ZM78 191H77V192H78ZM83 191H84V190H82V192H83ZM98 191H99V190H98ZM112 191H113V188H112ZM129 191H130V189H129ZM144 191H145V190H144ZM144 191H143V192H144ZM149 191H150V190H149ZM172 191H175V190H172ZM180 191H181V190H180ZM201 191H202V190H201ZM211 191H212V190H210V192H211ZM218 191H219V190H218ZM226 191H227V190H225V192H226ZM232 191H233V194H234V191H236V189H234V190H232ZM239 191H238V192H239ZM248 191H249V190H248ZM251 191H253V190L251 189ZM259 191H260V188H259ZM261 191H262V189H261ZM4 192H5V191H4ZM7 192H10V191H7ZM7 192H6V194H7ZM19 192H20V193H23L24 191H23V192L19 191ZM33 192H34V191H33ZM42 192H43V191H42ZM49 192H51V191L49 190ZM49 192H47V193L50 194ZM94 192H96V191H94ZM103 192H104V191H103ZM120 192H124V190H123V191H120ZM126 192H127V190L124 192V196H125V193H126ZM133 192H134V191H133ZM133 192H132V193H133ZM139 192L141 193L142 191H138L137 193H139ZM145 192H146V191H145ZM153 192H155V191H153ZM186 192H185V193H186ZM203 192H204V191H203ZM210 192H208V190H207V191L204 192V193L207 195V193L209 194ZM225 192H224V193H225ZM238 192H237V193H238ZM245 192H247V191H245ZM29 193H30V192H29ZM38 193H39V191H38ZM54 193H55V192H54ZM54 193H53V194H54ZM68 193H67V194L65 193V195H69ZM71 193H72V192H71ZM73 193H74V192H73ZM112 193H113V192H112ZM115 193H116V192H115ZM117 193H118V192H117ZM174 193H177V192H174ZM178 193L180 194V192H178ZM198 193H199V192H198ZM204 193H202V194H204ZM214 193H215V192H214ZM229 193H230V192H229ZM229 193L227 192V193H225V194H229ZM10 194H11V192H10ZM41 194H42V193H41ZM41 194H40V195H41ZM58 194H59V193H58ZM60 194H61V193H60ZM75 194H76V191H75ZM79 194H80V192H79ZM81 194H82V193H81ZM92 194H94V193H92ZM113 194H114V193H113ZM122 194H123V193H122ZM133 194H134V193H133ZM149 194H151V193H149ZM152 194H153V193H152ZM155 194H158L157 191H156ZM161 194H162V192H161ZM161 194H160V195H161ZM163 194H164V193H163ZM163 194H162V196H165V194H164V195H163ZM170 194H171V193H170ZM170 194H168V195H170ZM188 194H189V193H188ZM191 194H192V193H191ZM202 194L199 195V196H200L199 198H203V195H202ZM205 194H204V195H205ZM210 194H211L210 196H212L213 192L210 193ZM217 194H218V193H217ZM225 194H224V195H225ZM233 194H232V195H233ZM250 194H252V193H250ZM253 194H254V193H253ZM255 194H257V192H256ZM7 195H8V194H7ZM56 195H57V194H56ZM76 195H77V194H76ZM76 195H75V197H76ZM90 195H91V193H90ZM95 195H96V194H95ZM111 195H112V194H111ZM114 195H115V194H114ZM142 195H143V194H142ZM183 195H184V193H183ZM195 195H196V194H195ZM195 195H194V196H195ZM215 195H216V193H215ZM232 195H231V196H232ZM245 195H246V194H245ZM245 195H244V196H245ZM8 196H9V195H8ZM44 196H45V194H44ZM47 196H50V195H47ZM61 196H62V194H61ZM61 196H60V197H61ZM69 196L71 197V195H69ZM69 196H68V197H69ZM72 196H74V194H72ZM86 196L89 197V195H86ZM97 196H98V195H97ZM124 196H123V197H124ZM155 196H156V195H155ZM158 196H159V194L157 195V197H158ZM170 196H171V195H170ZM172 196H173V195H172ZM174 196H175V195H174ZM176 196H177V195H176ZM184 196H185V197H184ZM184 196H182V198H183V197L186 198V196H190V194H189V195L186 194V195H184ZM197 196H198V194H197ZM220 196H222L221 198L225 197V200H226V197H228V195H227V196H223V194L220 195ZM233 196H234V199L237 200V197L235 196V194H234ZM254 196H255V195H254ZM254 196H251V195H250V198H252V197H254ZM257 196H258V197H257ZM5 197H7V196H5ZM32 197H34V196H32ZM40 197H41V196H39L38 198L40 199ZM62 197H63V196H62ZM62 197H61V198H62ZM64 197H65V196H64ZM70 197H69V198H70ZM79 197H80V195H78V198H79ZM81 197H82V196H81ZM81 197H80V198H81ZM93 197H94V195H93ZM144 197H146V196H144ZM152 197H153V196H152ZM167 197H168V196H167ZM177 197H178V196H177ZM177 197H176V198H177ZM191 197H192V195H191ZM195 197H196V196H195ZM208 197H209V196L204 197V198H207V199H208ZM218 197H219V196H218ZM241 197H243V196H241ZM2 198H3V197H2ZM34 198H35V197H34ZM71 198H73V197H71ZM71 198H70V199H71ZM83 198H84V196H83ZM89 198H92V197H89ZM95 198H96V197H95ZM95 198H94V200H96ZM100 198H101V197H100ZM107 198H109V197L107 196ZM119 198H120V197H119ZM126 198H127V197H125V199H126ZM132 198H133V197H132ZM147 198H149V196H148ZM150 198H151V197H150ZM150 198L148 199V200H149V203H150ZM165 198H166V197H165ZM170 198H171V197H170ZM178 198H181V196L178 197ZM212 198H213V197H212ZM215 198H217V197H214V199H215ZM219 198H220V197H219ZM229 198H231V197H229ZM229 198H228V199H229ZM238 198H239V197H238ZM243 198H244V197H243ZM254 198H255L256 201H254V199L252 198V202H253V201L255 202V203L253 202L254 204L252 203V205H255V206H253V211H252V213H249V214H253V213H254V215H255V219H256L257 221H259V223L257 224V226H259L260 223H262L263 227L260 226V227H261L260 230H262V228H263V231H264V191H263V193H262V192L258 193V195H256ZM6 199H7V198H6ZM29 199L31 200L32 198H30V196H29ZM29 199H28V200H29ZM75 199H76V198H75ZM92 199H93V198H92ZM103 199H106V198L104 197ZM110 199H111V198H110ZM117 199H118V198H117ZM117 199H116V200H117ZM127 199H128V198H127ZM129 199H131V198H129ZM133 199H134V198H133ZM135 199H136V198H135ZM135 199H134V201H135ZM138 199H139V198L136 199V203H137V200H138ZM145 199H146V198H145ZM153 199H154V198H153ZM160 199H161V198H160ZM163 199H164V198H163ZM166 199H167V198H166ZM188 199H189V197H188ZM193 199H194V198H193ZM193 199H191V200H193ZM195 199H196V198H195ZM228 199H227V200H228ZM231 199H232V201H231V203H232V202H233V198H231ZM231 199H230V200H231ZM240 199H241V198H240ZM0 200H1V196H0ZM25 200L27 201L26 198H25ZM25 200H24V201H25ZM30 200H29V201H30ZM35 200H36V199H35ZM41 200H42V198H41ZM41 200H40V201H41ZM47 200H49V199H47ZM62 200H63V198H62ZM77 200H78V199H77ZM86 200H88V199L86 198ZM98 200H99V199H98ZM106 200H109V199H106ZM112 200H113V199H112ZM168 200H169V199H167L166 202L164 201V202H163V205H164V203L166 204L167 202H169ZM173 200H174V198H173ZM196 200H197V199H196ZM196 200H195V201H196ZM199 200H201V199H199ZM199 200H198V202H199ZM205 200H206V199H205ZM217 200H218V198H217ZM227 200H226L225 203H227ZM235 200H234V202H235ZM238 200H239V199H238ZM238 200H237V201H238ZM242 200H243V199H242ZM242 200H241V201H242ZM246 200H247V199H246ZM246 200H244V201L246 202ZM250 200H251V199H250ZM8 201H9V200H8ZM26 201H25L24 203H23V202H19V201H18V202H19V203H23L22 206L25 207ZM38 201H39V200H38ZM38 201H36V202H37L36 205H38ZM89 201L91 202V199H90ZM89 201H88V202H89ZM114 201H115V200H114ZM129 201H130V200H129ZM151 201L153 202L152 199H151ZM158 201H159V200H158ZM162 201H163V200H162ZM171 201H172V200H170V203L173 202V201H172V202H171ZM178 201H180V200H178ZM185 201H187V200L185 199ZM193 201H194V200H193ZM210 201H212V200H210ZM210 201L208 202V207H209V205H210ZM237 201L235 202L236 205H237ZM18 202H17V204H18ZM36 202H34V204H35ZM43 202H44V201H43ZM59 202H60V201H59ZM59 202H57V203H59ZM98 202H99V201H98ZM98 202H97V204H98ZM115 202H116V201H115ZM115 202H114V203H115ZM117 202H118V201H117ZM117 202H116V203H117ZM119 202H120V200H119ZM121 202H122V201H121ZM125 202H126V201H125ZM152 202H151V203H152ZM154 202H156V201H154ZM160 202H161V201H160ZM181 202H182V199H181ZM188 202H191L190 199L188 200ZM188 202H187V203H188ZM196 202H197V201H196ZM198 202H197L196 204L198 205V207H200L199 203H201V202H199V203H198ZM204 202H205V201H204ZM214 202H217V201H214ZM214 202H213V203H214ZM222 202H223V200H222ZM229 202H230V201H229ZM234 202H233V204H235ZM239 202H240V201H239ZM245 202H243V203L241 202V203L243 204V205H242L243 207L245 206V205H244ZM248 202L251 203V201H249V200H248ZM0 203H1V202H0ZM31 203H33V202H30V204H31ZM44 203H45V202H44ZM44 203H43V204H44ZM47 203H48V202H47ZM51 203H52V202H51ZM95 203H96V202H95ZM122 203H123V202H122ZM130 203H131V202H129V204H130ZM157 203H158V202H157ZM176 203H177V202H176ZM176 203L173 202V206H174ZM179 203H180V202H179ZM182 203H184V201H183ZM192 203L194 204V202H192ZM202 203H203V201H202ZM202 203H201V205H202ZM206 203H207V202H206ZM206 203H205V204H206ZM213 203H212V204H213ZM225 203H223V204H225ZM241 203H240V204H241ZM7 204H9V202H8ZM15 204H16V203H15ZM30 204H28L29 207H30ZM34 204H33V205H34ZM45 204H46V203H45ZM61 204H62V203H61ZM87 204H88V203H87ZM90 204H92V203H90ZM97 204H96V205H97ZM117 204H118V203H117ZM119 204H121V203H119ZM123 204H124V203H123ZM123 204H122V206H123ZM137 204H138V203H137ZM160 204H161V203H160ZM160 204H159V205H160ZM205 204L203 205L204 210H205V207H206ZM215 204H216V203H215ZM219 204L222 205V203L220 202V200H219V202H218L217 205H219ZM247 204H249V203H247ZM3 205H4V204H3ZM26 205H27V204H26ZM31 205H32V204H31ZM40 205L42 206V203H41ZM40 205H39V206H40ZM53 205H55V204L53 203ZM53 205H51V206H53ZM63 205H64V204H63ZM63 205H62V206H63ZM100 205H101V201H100ZM100 205H99V206H100ZM124 205H125V204H124ZM127 205H128V204H127ZM127 205H125V206L127 207ZM131 205H132V204H131ZM131 205L129 206L130 208H131ZM170 205H171V206H170ZM170 205H169L168 207H167V206H166V207H167V209H168V208H169V209L172 208L171 210L173 211L174 208L172 207V204H170ZM184 205L191 206V205H188V204H186V203H185ZM197 205H196V206H197ZM230 205H231V204H230ZM249 205H250V204H249ZM20 206H21V205H20ZM62 206H61V208H62ZM79 206H80V205H79ZM90 206H91V205H90ZM92 206L94 207V209H96V206H94V205H92ZM99 206H97V207H99ZM134 206H135V205H134ZM156 206H157V204H156ZM179 206H180V205H179ZM179 206H178V208H179ZM214 206H215V205H214ZM231 206H232V205H231ZM233 206H234V205H233ZM240 206H241V205H240ZM240 206H239V207H240ZM4 207H5V205H4ZM4 207H3V208H4ZM8 207H9V205H8ZM8 207H5V208H8ZM16 207H19V206L16 205ZM26 207H27V206H26ZM34 207H35V206H34ZM42 207H44V206H42ZM45 207H46V206H45ZM53 207H54V206H53ZM55 207L57 208V205H56ZM65 207H66V206H65ZM65 207L63 206V208H65ZM72 207H73V206H72ZM86 207H87V206H86ZM123 207H124V206H123ZM157 207L160 209L159 206H157ZM166 207H165V208H166ZM174 207L176 208L177 205L174 206ZM180 207L183 208L182 206H180ZM212 207H213V206L211 205V208H212ZM216 207H217V209H218V206H216ZM237 207H238V205H237ZM5 208H4V209H5ZM20 208H22V207H20ZM20 208H18V209H20ZM35 208H36V207H35ZM48 208H49V207H48ZM50 208H52V207H50ZM56 208H53V209H56ZM61 208H60V209H61ZM63 208H62V209H63ZM67 208H68V207H66V210H68ZM69 208H70V206H69ZM84 208H85V207H84ZM99 208H102V207L100 206ZM103 208H104V207H103ZM105 208H106V207H105ZM113 208H115V207H113ZM113 208H112V209H113ZM121 208H122V207H120L119 210H121ZM124 208H125V207H124ZM143 208H144V207H143ZM152 208H154V207H152ZM158 208H157V209H158ZM162 208L164 209V207H162ZM191 208H192V207H191ZM191 208H190V209H191ZM214 208H215V207H214ZM214 208H212V209H214ZM221 208H224V206H221ZM247 208H248V207H247ZM250 208H252L251 205H250ZM11 209H12V208H11ZM11 209H10V210H11ZM39 209H40V208H39ZM70 209H72V208H70ZM70 209H69V210H70ZM86 209H87V208H86ZM88 209H89V208H88ZM116 209H118V208H116ZM116 209H115V211H116ZM125 209H126V208H125ZM132 209H133V208H132ZM140 209H141V207H140ZM159 209H158V211H159ZM163 209H162V210H163ZM185 209H186V208H185V206H184V210H185ZM190 209H189V207H188L186 210H189V211H190ZM193 209H194V208H193ZM196 209H197V208H196ZM226 209H228V208L225 207V210H226ZM239 209H240V208H238V212H240ZM242 209H243V208H241V211H242ZM248 209H249V208H248ZM10 210H9V211H10ZM36 210H37V209H36ZM69 210H68V211H69ZM100 210H101V209H100ZM107 210H108V209H107ZM122 210H123V209H122ZM122 210H121L120 212H123ZM133 210L135 211V209H133ZM143 210H145V209H143ZM151 210H152V209H151ZM164 210H165V209H164ZM176 210H177V208H176ZM176 210L173 211V213H171V216H172V217L169 216V218H172L171 221H172L173 223L170 222V219L166 221V217H165V215H163V217H165V222H166V223H168V221L170 222V223H169L170 226H167V227H171V224H173V226L177 225V224H176L177 221H176L175 224H174V220H175L176 217H177V214H176L177 212H176ZM178 210H179V209H178ZM180 210H181V209H180ZM204 210H202V211L204 212ZM218 210H219V209H218ZM222 210H223V209H222ZM222 210H221V212H222ZM225 210H224V211H225ZM234 210H235V208H234ZM244 210H245V209H244ZM0 211H1V210H0ZM39 211H40V210H39ZM43 211H44V210H43ZM57 211H58V212L55 213L56 215L58 214L57 216H55L56 219L60 217V215H59V214H60V213H59V212H60V211H59V207H58V210H57ZM63 211H64V210H63ZM63 211H62V212H63ZM82 211H83V210H82ZM87 211H89V210H87ZM87 211H86V212H87ZM92 211H93V210H92ZM92 211H90V212H92ZM101 211H103V210H101ZM101 211H99L98 214H101V213H102ZM126 211L131 212V211H129L128 209H127ZM134 211H133V212H134ZM168 211H169V210H168ZM172 211H171V212H172ZM193 211H194V210H193ZM193 211H192V213H194ZM199 211H200V210H198V215L201 214ZM214 211H215V209H214ZM214 211H212V212L210 213V217H211V214H212ZM224 211H223V212H224ZM228 211L231 212L230 209H228ZM236 211H237V210H236ZM245 211H249V210H245ZM45 212H46V209H45ZM90 212H88V213L90 214ZM113 212H114V211H113ZM116 212H117V211H116ZM124 212H125V210H124ZM162 212H163V211H162ZM166 212H167V211H166ZM179 212H180V214H181L182 216L184 215L183 212H181V211H179ZM187 212H188V211H187ZM195 212H196V211H195ZM215 212H217V211H215ZM215 212H214V213H215ZM238 212L235 213L234 215H235V216H237V214L240 215V213H238ZM249 212H250V211H249ZM0 213L2 214L3 212L1 211ZM10 213H11V212H10ZM13 213H14V212H13ZM40 213H42V212H40ZM43 213H44V212H43ZM43 213H42V214H43ZM48 213H49V211H48ZM50 213H51V212H50ZM52 213H54V212H52ZM64 213H66V212H64ZM64 213H63V214H64ZM84 213H85V212H84ZM84 213H82V214H84ZM93 213H94V212H93ZM93 213H91V215L94 216ZM96 213H97V211H96ZM114 213H115V212H114ZM114 213L111 214V215H114ZM182 213H183V214H182ZM185 213H186V212H185ZM190 213H191V211H190ZM190 213H189V215H190ZM214 213H213L212 215H214ZM219 213H220V211H219ZM219 213H218V214H219ZM242 213H243V212H242ZM6 214H7V213H6ZM11 214H12V213H11ZM30 214H31V213H30ZM35 214H38V213L35 212ZM46 214H47V213H46ZM61 214H62V213H61ZM105 214H106V213H105ZM118 214H119V212H118ZM118 214H117V215H118ZM123 214H124V213H123ZM127 214H129V213H127ZM127 214H126V216H124V217H127ZM130 214H131V213H130ZM130 214H129V215H130ZM136 214H139V212H136ZM158 214H159V213H158ZM173 214H174V215H173ZM186 214H187V213H186ZM195 214H196V213H195ZM207 214H208V211H207ZM216 214H217V213H216ZM216 214H215V215H216ZM220 214H221V213H220ZM243 214H245V212H244ZM243 214H242V215H243ZM31 215H32V214H31ZM31 215H29V216L31 217ZM48 215L51 216V214H48ZM87 215H88V214H87ZM101 215H102V214H101ZM103 215H104V213H103ZM106 215H108V213H107ZM106 215H104V216L106 217ZM111 215H109V216H111ZM119 215H120V214H119ZM129 215H128V216H129ZM151 215H152V214H151ZM151 215H150V216H151ZM153 215H154V214H153ZM161 215H162V213H161ZM178 215H179V214H178ZM181 215H179V216H181ZM232 215H233V213H232ZM242 215H240V216H242ZM245 215H247V214H245ZM4 216H5V215H4ZM12 216H13V215H12ZM16 216H17V215H16ZM20 216H21V215H20ZM34 216H35V215H34ZM38 216H39V214H38ZM52 216H53V215H52ZM58 216H59V217H58ZM85 216H86V215H85ZM85 216H84V217H85ZM95 216H96V215H95ZM120 216L123 217L122 213H121ZM131 216L133 217L132 214H131ZM139 216H140V214H139ZM147 216H148V215H147ZM156 216H157V217H160V216H158V215H156ZM182 216H181V217H182ZM192 216H194V214L191 215L190 218H187V219L185 218V219H186V220L191 219V218H192V219H193V218L195 219V216H197V215H195L194 217H192ZM200 216H201V215H200ZM248 216H249V215H248ZM248 216H245V217L247 218ZM252 216H253V215H252ZM0 217H1V216H0ZM7 217H8V216H7ZM98 217H99V215H98ZM98 217H97V219H98ZM101 217H102V216H101ZM116 217H118V216H116ZM122 217H121V219H120V217H119V219L123 222ZM132 217H131V218H132ZM136 217H137V216L135 215L134 218L136 219ZM140 217H141V216H140ZM144 217H145V216H144ZM152 217H153V216H152ZM152 217H148V218H152ZM157 217H154V219H156ZM186 217H187V216H186ZM8 218H9V217H8ZM11 218H12V217L10 216V219H11ZM21 218H22V217H21ZM24 218H25V217H24ZM27 218H28V217H27ZM37 218H38V217H37ZM37 218H36V219H37ZM39 218H40V216H39ZM39 218H38V219H39ZM51 218H52V217H51ZM62 218H63V217H62ZM65 218H66V216H65ZM74 218H75V217L72 218V217H68V216H67V218L64 219L65 221H64V220H63V221H64L65 223L74 222V221H75ZM86 218H87V217H86ZM92 218H93V217H92ZM106 218H107V217H106ZM109 218H110V217H109ZM111 218H112V216H111ZM127 218H128V217H127ZM127 218H126V219H127ZM131 218H130L129 221H131ZM145 218H146V217H145ZM145 218L143 219V218L141 217V220H145ZM161 218H162V216H161ZM199 218H201V217H199ZM205 218H207V216H205ZM211 218H212V217H211ZM213 218H214V217H213ZM217 218H219V217H217ZM228 218H229V217H228ZM232 218H233V217H232ZM235 218H236V217H235ZM237 218H238V216H237ZM239 218H241V217H239ZM29 219H30V218H29ZM56 219H54V220L56 221ZM84 219H85V218H84ZM97 219H96V220H97ZM124 219H125V218H124ZM132 219H133V218H132ZM177 219L179 220V217H177ZM183 219H184V218H183ZM183 219H182V220H183ZM185 219H184L183 221L186 222ZM192 219H191V221H193ZM197 219H198V218H197ZM197 219H195V220H197ZM203 219H204V216H203ZM203 219H202V220H203ZM208 219H209V221H210L209 216H208L207 220H208ZM214 219H215V218H214ZM219 219H221V217H220ZM249 219H250V218H249ZM255 219H252V220H249V221L252 222L253 220L255 221ZM25 220H26V219H25ZM32 220L35 222V220H34L33 217H32ZM51 220H52V219H51ZM54 220H53V222H54ZM58 220L61 221V218L58 219ZM85 220H87V219H85ZM99 220H100V218H99ZM101 220H103V219H101ZM108 220H109V219H108ZM108 220L106 219V221H108ZM117 220H118V219H117ZM152 220H153V219H152ZM182 220L180 219V220L178 221V224H179V222H180V223H183ZM231 220H232V219H231ZM235 220L237 221V219H235ZM247 220H248V219H247ZM27 221H28V219L26 220V222H27ZM82 221H83V220H82ZM92 221H93V219H92ZM113 221H114V220H112V223L114 224ZM129 221H128V222H129ZM132 221H133V220H132ZM138 221H139V220H138ZM150 221H151V219H150ZM154 221H155V220H154ZM161 221H163V220H156V222H154V224H155V223L158 224V223H160ZM197 221H198V220H197ZM203 221L207 222L206 220H203ZM212 221H214V220H212ZM239 221H240V219H239ZM241 221H242V220H241ZM254 221H253V222H254ZM3 222H4V221H2V224H3ZM13 222H14V220H13ZM22 222H23V221H22ZM24 222H25V221H24ZM30 222H32V221H31V220L28 221L27 224H29ZM37 222H38V220H37ZM47 222L49 223V221H47ZM56 222H58V221H56ZM79 222H81V221H79ZM84 222H85V221H84ZM86 222H88V221H86ZM96 222H97V221H96ZM98 222H99V221H98ZM98 222H97V223H98ZM101 222H102V221H101ZM126 222H127V220H126ZM135 222H137V221H135ZM147 222H148V221H147ZM151 222H152V221H151ZM157 222H158V223H157ZM188 222H190V220H189ZM188 222H187V225L189 224ZM198 222H199V221H198ZM200 222H201V221H200ZM200 222L198 223L199 225L202 223V222H201V223H200ZM215 222H216V221H215ZM227 222H228V219H227ZM229 222H230V221H229ZM229 222H228V223H229ZM245 222H246V220L244 221V223H245ZM4 223H5V222H4ZM35 223H36V222H35ZM51 223H52V222L49 223L50 225H49V228H48V229H51V228H50ZM59 223H60V222H59ZM89 223H90V222H89ZM97 223H95V224H97ZM103 223H104V222H103ZM116 223H119V222L117 221ZM116 223H115V225H118V224H116ZM124 223H125V222H124ZM138 223H140V222H138ZM196 223H197V222H196ZM216 223H217V222H216ZM216 223H215V224H216ZM239 223H241V222H238L237 224H239ZM244 223H243V224H244ZM254 223H256V222H254ZM32 224H33V223H32ZM32 224H31V227L33 226ZM43 224H44V223H43ZM43 224H42V225H43ZM52 224H53V226H54V223H52ZM71 224H72V223H71ZM82 224H83V223H82ZM86 224H87V223H86ZM100 224H101V223H100ZM110 224H111V223H110ZM110 224H109V225H110ZM113 224H111V227H113L112 229H114V225H113ZM127 224H128V223H126V225H127ZM130 224H133V222H132V223H129V225H130ZM134 224H135V223H134ZM140 224H141V223H140ZM146 224H147V223H146ZM152 224H153V223H152ZM156 224H155V227H156ZM160 224H161V226H162V222H161ZM163 224H164V222H163ZM183 224H184V223H183ZM183 224H182V225L179 224V225L181 226V227H180V226H179V227H180V228H182V226L184 227L185 224H184V225H183ZM207 224H208V223H205V225L203 224V225H204V228L208 226ZM210 224H211V223H210ZM210 224H209V225H210ZM220 224H221V223H220ZM224 224H225V223H224ZM224 224H223V226H224ZM230 224H231V223H229V226H228L229 229H228L227 227H226V228H227L228 230L231 231V229H230V228H231ZM4 225H5V224H4ZM4 225H3V226H4ZM12 225H13V224H12ZM19 225H20V224H19ZM46 225H48V224H46ZM46 225H45V226H46ZM56 225H58V224H56ZM73 225H74V224H73ZM77 225H79V224H77ZM77 225H76V227H74V228L71 227V225H70V226L68 225L69 228H70V227L73 228V229H69V230H67V232H68L67 235H69L70 237L67 236V235H65V236H67V238H68V237L70 238V239H68L69 241H70L71 239L73 240L75 237H77V235L75 234V231H76V230L78 231V229H81V228H82V231L84 230L83 227H85V226H83V225L81 226V224H80V226H77ZM93 225H94V224H93ZM98 225H99V224H98ZM101 225H103V224H101ZM123 225H124V224H122V227H125V226H123ZM136 225H137V223H136ZM143 225H144V224H143ZM158 225H159V224H158ZM158 225H157V226H158ZM164 225H167V224H164ZM187 225H185V227H186ZM189 225L191 226V225H193V224L191 223V224H189ZM189 225H188V226H189ZM201 225H202V224H201ZM201 225H200V227H201ZM203 225H202V226H203ZM206 225H207V226H206ZM227 225H228V224H227ZM231 225H232V224H231ZM233 225H235V224L233 223ZM233 225H232V226H233ZM250 225H251V226H254V224H253V225L250 224ZM255 225H256V224H255ZM15 226H16V225H15ZM34 226H35V225H34ZM43 226H44V225H43ZM43 226H42V227H43ZM58 226H59V225H58ZM74 226H75V225H74ZM87 226L89 227L88 224H87ZM94 226H97V225H94ZM106 226H107V225H106ZM118 226H119V225H118ZM127 226H128V225H127ZM130 226H131V225H130ZM134 226H135V225H134ZM137 226H138V225H137ZM137 226H136V228H135V227H130L129 229L131 230V228H135L134 232H138ZM139 226H141V225H139ZM152 226H153V225H152ZM152 226H150V227H152ZM161 226H160V227H161ZM177 226H178V225H177ZM177 226H175V228H178ZM190 226H189L190 229H191V228H196V227H193V226L190 227ZM210 226H211V225H210ZM213 226H214V225L212 224V226H211L212 228H210V227H209V228H210V229H213ZM217 226H218V225H216V228H217ZM235 226H236V225H235ZM244 226H245V225H244ZM248 226H249V224H248ZM248 226H247V227H248ZM16 227H17V226H16ZM19 227H20V226H19ZM26 227H27V225H26L25 228H23V229L27 231ZM42 227H41V228H42ZM51 227H52V226H51ZM54 227H55V226H54ZM56 227H57V226H56ZM60 227H61V226H60ZM64 227H65V226H64ZM64 227H61V229L63 230ZM91 227H92V226H91ZM97 227H98V226H97ZM99 227H100V226H99ZM99 227H98V228H99ZM101 227H102V226H101ZM107 227H109V226H107ZM111 227L108 228L109 231H110V228H111ZM122 227H118V228H122ZM150 227H149V228H150ZM198 227H199V226H198ZM200 227H199V228H200ZM218 227H219V226H218ZM220 227H222V226H220ZM240 227H241V226H240ZM240 227H237V226H236L235 229L238 228V231H239V229L241 230ZM28 228L30 229V226H29ZM35 228H36V227H35ZM35 228H33V231H35V230H34ZM52 228H53V227H52ZM94 228H95V227H94ZM143 228H144V227H143ZM153 228H154V227H153ZM175 228L173 227V229H172L173 231H172V232H177V231H174ZM199 228H198V229H199ZM204 228H203V229H204ZM223 228H224V227H222V229H223ZM233 228H234V227H233ZM253 228H254V227H253ZM14 229H15V227H14ZM23 229H22V230H23ZM29 229H28V230H29ZM42 229H43V228H42ZM44 229H46V228L44 227ZM55 229H56V228H55ZM66 229H67V228L65 227V229H64L65 232H66ZM103 229H104V225H103V227H102L101 230L103 231ZM126 229L128 230V228H126ZM155 229H156V228H154V230H155ZM158 229H159V226H158ZM158 229H156V231H153V232H154V236H156V237H160V236H161V235H159V234H156V235H155V233H157V232L160 230V229H159V230H158ZM162 229H163V228H162ZM169 229H171V228H168L167 230H169ZM203 229H202V230H203ZM206 229H207V228H206ZM206 229L204 230L205 233L207 232ZM256 229H259V228L256 227ZM16 230H17V229H16ZM16 230H14V231H16ZM31 230H32V228H31ZM36 230H38V228H37ZM40 230H41V229H40ZM56 230H57V229H56ZM56 230H55V231H56ZM64 230H63L62 233H64ZM88 230H89V228H88ZM97 230H98V229H97ZM106 230H107V228H106ZM106 230H105V232H106ZM116 230H117V229H116ZM119 230H120V229H119ZM119 230H118L117 232H119ZM121 230H122V229H121ZM121 230H120V231H121ZM136 230H137V231H136ZM151 230H152V229H151ZM163 230H164V231L161 230L163 233H164V232H165L166 234L168 233L167 231H165V227H164ZM175 230H177V229H175ZM179 230L182 231V229H178V231H179ZM185 230H186V228H185ZM199 230L201 231V228H200ZM216 230H217V229H216ZM216 230H215V232H216ZM228 230H227L226 234L228 233ZM242 230H243V229H242ZM249 230H250V229H249ZM11 231H12V230H11ZM20 231H21V230H20ZM29 231H30V230H29ZM58 231H60V230H58ZM109 231H108V232H109ZM113 231H114V230H113ZM122 231H123V230H122ZM125 231H126V230H125ZM145 231H146V229H145ZM147 231H148V230H147ZM170 231H171V230H170ZM170 231H169V232H170ZM204 231H203V232H204ZM208 231L213 232L212 230H208ZM221 231L223 232V230H221ZM224 231H225V230H224ZM232 231H234V230H232ZM238 231H234V233H235V232H237V233L242 232V231H240V232H238ZM243 231H245V230H243ZM263 231H262V233H263ZM12 232H13V231H12ZM17 232H18V231H17ZM21 232L23 233V231H21ZM21 232H20V234H21ZM31 232H32V231H31ZM38 232H39V231H38ZM41 232H42V230H41ZM60 232H61V231H60ZM100 232H101V231H100ZM100 232H99V234H100ZM110 232H111V231H110ZM110 232H109V233H110ZM127 232H128V231H127ZM132 232H133V231L131 230L130 233H132ZM134 232H133V233H134ZM143 232H144V231H143ZM172 232H170V233H172ZM184 232H185V231H184ZM184 232H183V233H184ZM189 232H191V231H189ZM189 232H188V234H190ZM196 232H197V231L194 232L193 229H192V234H191V235H193V233H196ZM198 232H199V231H198ZM201 232H202V231H201ZM201 232H199L200 236L202 235ZM24 233H25V232H24ZM35 233L37 234V232H35ZM39 233H40V232H39ZM42 233H44V232H42ZM42 233H41V235H42ZM46 233H47V232H46ZM51 233H52V231H51ZM51 233H50V234H51ZM56 233H57V232H56ZM56 233H55V236H58V235H56ZM76 233H77V232H76ZM101 233H102V232H101ZM112 233H113V232H111V234H112ZM133 233H132V234H133ZM139 233H140V230H139ZM139 233H138V235H140ZM141 233H142V230H141ZM145 233H146V232H145ZM145 233H144V234H145ZM159 233H161V232H159ZM163 233H161V234L163 235ZM181 233H182V232H181ZM208 233H209V232H208ZM229 233H230V232H229ZM231 233H232V232H231ZM256 233H258V232H255V234H256ZM259 233H261V232H259ZM259 233L255 235L256 239H258V238H257V235H259ZM14 234H15V233H14ZM16 234H17V233H16ZM29 234H30V233L28 232V235H27L28 237L30 236ZM31 234H33V233H31ZM44 234H45V233H44ZM44 234H43V235H44ZM47 234H49V233H47ZM50 234H49V237L51 236ZM60 234H61V233H60ZM60 234H59V235H60ZM97 234H98V232H97ZM99 234H98V235H99ZM113 234H114V233H113ZM117 234H118V233H117ZM173 234H174V233H173ZM175 234H176V233H175ZM184 234H186V233H184ZM209 234H212V233H209ZM217 234H218V233H216L215 239H216V237H217ZM220 234H222V233L220 232V233H219V236H220ZM232 234H233V233H232ZM21 235H24V234H21ZM33 235H34V234H33ZM38 235H39V234H38ZM43 235H42V237H43ZM75 235H76V236H75ZM81 235H82V234H81ZM109 235H110V234H109ZM157 235H159V236H157ZM170 235H171V234H170ZM178 235H179V234H178ZM178 235L176 234V236H178ZM194 235H195V234H194ZM212 235H213V234H212ZM214 235H215V234H214ZM214 235H213V236H214ZM227 235H228V234H227ZM229 235H230V234H229ZM229 235H228V236H229ZM236 235H237V234H236ZM236 235H235V236H236ZM74 236H75V237H74ZM79 236H80V235H79ZM99 236H101V235H99ZM110 236H111V235H110ZM140 236H141V235H140ZM142 236H143V233H142ZM148 236H150V234H149ZM148 236H147V238H145V237H144V238L148 240V239H149ZM200 236L197 235V237H198L197 239H198V240H200V239H199ZM208 236H209V235H208ZM228 236H226V237H228ZM233 236H234V235H233ZM235 236H234V238H233V237L230 235V237H232L233 240L236 242V240H238V238H239L240 236H238V237L236 238V240H235ZM245 236H246V235H245ZM252 236L254 237V235H252ZM262 236H264V235L262 234ZM262 236H261V238H262ZM21 237H23V236H21ZM25 237H26V236H25ZM33 237H34V236H33ZM35 237H36V236H35ZM40 237H41V236H40ZM42 237H41V238H42ZM44 237H45V236H44ZM44 237H43V238H44ZM62 237H63V236H62ZM103 237H104V236H103ZM106 237L108 238L109 236L106 235ZM130 237H131V236H130ZM138 237H139V236H138ZM152 237H153V236H152ZM152 237H151V238H152ZM161 237H162V236H161ZM161 237H160V238H161ZM164 237H165V235L163 236V238H164ZM174 237H175V235H174ZM174 237H173V238H174ZM186 237H187V234H186ZM203 237H204V235H203ZM206 237H207V236H206ZM221 237H224V235H221L219 238H221ZM226 237H225V239H226ZM230 237H229V238H230ZM243 237H244V236H243ZM246 237H247V236H246ZM246 237H245V238H246ZM249 237H251V236H249ZM15 238H16V237H15ZM29 238H30V237H29ZM37 238L40 239L39 237H37ZM57 238H58V237H57ZM85 238H86V237H85ZM107 238H106V239H107ZM132 238H133V237H132ZM173 238H172V239H173ZM176 238H177V237H176ZM176 238H174L173 241L171 240L172 242H174V240H175V242H174L175 244H176ZM188 238L190 239V236H189V235H188L187 239H188ZM201 238H202V236H201ZM211 238H212V236H211ZM211 238H210V241H211V243L213 244L212 241H214V240L211 239ZM213 238H214V237H213ZM259 238H260V237H259ZM261 238H260V239H261ZM17 239H18V238H17ZM23 239H24V238H23ZM46 239H47V236H46ZM50 239H51V238H50ZM54 239H55V238H54ZM59 239H60V238H59ZM63 239H64V237H63ZM63 239H62V240H63ZM86 239H87V238H86ZM94 239H95V237L93 238V240H94ZM96 239H97V238H96ZM125 239H126V238H125ZM127 239H128V238H127ZM127 239H126V240H127ZM129 239H130V238H129ZM129 239H128V241H129ZM152 239H153V238H152ZM167 239H168V238H167ZM191 239H192V238H191ZM208 239H209V237H208ZM208 239H207L206 241H208ZM217 239H218V238H217ZM217 239L215 240L216 242H218V241H219V242H223V241H225L224 243H226V240L220 241V240H222V238L219 239L218 241H217ZM239 239H240V238H239ZM250 239H251V238H250ZM256 239H254V240L256 241ZM260 239L258 240L259 243H260ZM19 240H20V238H19ZM30 240H31V239H30ZM42 240H44V239H42ZM51 240H52V239H51ZM56 240H57V239H56ZM56 240H55V242H56ZM64 240H65V239H64ZM90 240H92V239H90ZM93 240H92V241H93ZM97 240H98V239H97ZM97 240H96V241H97ZM114 240H115V239H113V241H111L110 243H109L108 241H106V243L108 242V244H111V246H112L113 248H114V247H117L118 244H119L120 242H116V241H118V240H115V241H114ZM122 240H123V239H122ZM131 240H132V239H131ZM140 240H142V242L144 241L143 238L140 239ZM140 240H139L140 243H136V244H138V247H139V250H138V251H139L140 253H144V254H145V253L147 252V254H150L151 252L148 253L149 250L147 251V249H146L145 246H144V245H147V244H144L145 242L142 243ZM147 240H145V241H147ZM163 240H165V242H166V239H163ZM168 240H169V239H168ZM168 240H167V242H168V244H169L170 241H168ZM179 240H180V239H179ZM179 240L177 241V243H179ZM184 240H185V239H184ZM184 240H183V241H184ZM228 240H229V239H228ZM233 240H232V241H233ZM241 240H242V241H241ZM241 240H238L237 242H240V244H241L240 246L242 247V244L246 243V242H247V241H246L247 239L241 238ZM254 240H252V242H250V243L248 244V245H249V248H250V245H251L252 243L255 242ZM53 241H54V240H53ZM65 241H66V240H65ZM84 241H85V240H84ZM86 241H87V240H86ZM92 241H91V243H92ZM94 241H95V240H94ZM98 241H99V240H98ZM120 241H121V240H120ZM135 241H137V240L135 239ZM135 241H134V242H135ZM152 241H154V240H152ZM189 241L191 242V240H189ZM194 241H195V240H194ZM215 241H214V242H215ZM229 241H230L231 243L235 244L234 241H233V242H232L231 240H229ZM253 241H254V242H253ZM7 242H10V241L8 240ZM7 242H5V243H6V244H10V243H7ZM25 242H26V241H25ZM29 242L32 243L31 241H29ZM49 242H52V241H49ZM73 242H74V241H73ZM75 242H77V240H76ZM100 242H101V241H100ZM104 242H105V241H104ZM124 242H125V241H124ZM203 242H205V239H204ZM227 242H228V241H227ZM230 242H228V244H229ZM1 243H3V241H2ZM18 243H19V242H18ZM64 243H65V242H64ZM64 243H58L56 246H54V248L56 247V249H54V250H55V251H56V250L58 251L57 246L60 245V247H62ZM93 243H95V242H93ZM106 243H105V244H106ZM181 243L184 244L185 241H184V242H181ZM181 243H179V244H181ZM193 243H194V242H193ZM195 243H196V241H195ZM205 243L207 244V242H205ZM208 243H209V242H208ZM255 243H256V247H257V248L254 247V251H255V249H258V250H259L260 247L263 248V250H264V239H262L261 245L259 244L260 246H257V245H258V244H257V241H256ZM255 243H254V244H255ZM12 244H13V243H12ZM42 244H44V243L42 242ZM45 244H46V246H47V242H46ZM45 244H44V245H45ZM50 244L52 245L53 243H50ZM54 244H56V243H54ZM61 244H62V246H61ZM65 244H66V243H65ZM73 244H74V247H75V243H73ZM95 244L98 245L97 243H95ZM99 244H100V243H99ZM132 244H133V242H132ZM132 244H130V245L132 246ZM168 244H167V245H168ZM170 244H172V243H170ZM175 244H174V245H175ZM183 244H181V245H183ZM212 244L209 243V245H212ZM222 244H223V243H222ZM228 244H227L226 246H228ZM237 244H238V243H236L235 245H237ZM33 245H34V244H33ZM102 245H103V244H102ZM127 245H129V244H127ZM130 245H129V248H130ZM177 245H178V244H177ZM177 245H176V246H177ZM200 245L202 246V244H200ZM203 245H204V243H203ZM209 245H206V248H207ZM215 245H216V244H215ZM217 245H218V243H217ZM219 245H220V244H219ZM219 245H218V246H219ZM223 245H224V244H223ZM244 245H245V244H244ZM248 245H247V246H248ZM7 246H8V245H7ZM9 246H10V245H9ZM21 246H23V245H21ZM29 246H31V245H29ZM34 246H35V245H34ZM40 246H41V245H40ZM48 246H49V248L51 249L52 246L50 247L49 244H48ZM48 246L46 247L47 251H48ZM64 246H65V245H64ZM71 246H73V245H71ZM76 246H77V244H76ZM98 246H99V245H98ZM108 246H109V245H108ZM134 246L136 247L137 245L134 244L132 247H134ZM212 246H213V245H212ZM220 246H221V245H220ZM230 246H231V245H230ZM10 247H11V246H10ZM14 247H15V246H14ZM24 247H25V245H24ZM101 247L103 248V246H101ZM162 247L164 248V246H162ZM162 247H161V248H162ZM178 247H179V245H178ZM178 247H175V248L178 249ZM197 247H198V244H197ZM202 247H203V248H202ZM202 247H201V248H202V250H203L204 247H205V245L202 246ZM213 247H214V246H213ZM221 247H222V246H221ZM224 247H225V246H224ZM232 247H233V246H232ZM251 247H252V248H250L249 250H246V252H247L248 255L245 253V255H247L249 258H253V254H252V250H251V249H253V245H252ZM27 248H28V247H27ZM32 248H34V247H32ZM32 248H31V249H32ZM38 248H39V247H38ZM40 248H41V247H40ZM64 248L66 249V246H65ZM77 248H78V247H77ZM106 248H107V247H106ZM106 248H105V249H106ZM113 248H112V249H113ZM120 248H121V247H120ZM125 248H126V247H125ZM161 248L159 249L160 251L163 250V248H162V249H161ZM169 248L172 249L173 247L171 246V247H169ZM179 248H180V247H179ZM198 248H199V247H198ZM215 248H216V247H215ZM217 248H218V247H217ZM233 248H236V247H233ZM237 248H239V247H237ZM237 248H236V249H237ZM245 248H246V247H245ZM247 248H248V247H247ZM31 249H30V250H31ZM34 249H35V251H36V246H35ZM42 249H44V248H42ZM50 249H49L48 252H46V250H45L46 253L43 252V254H46V255H47V253L50 254ZM52 249H53V247H52ZM68 249L71 250V249H73V247H72V248L70 247V248H68ZM107 249H108V248H107ZM110 249H111V247H110ZM110 249H109V250H110ZM115 249H117V248H115ZM118 249H119V247H118ZM126 249H128V248H126ZM145 249H146V250H145ZM165 249H166V248H165ZM167 249H168V248H167ZM167 249H166V250H167ZM181 249L183 250V247H182ZM193 249L196 250V246H195ZM193 249H192L191 253H193ZM208 249H211V250H212V248H208ZM218 249H219V248H218ZM222 249H223V247H222ZM222 249H220V250H222ZM23 250H25V249H23ZM59 250H60V249H59ZM70 250H69V251H70ZM84 250H85V249H84ZM88 250H89V249H88ZM88 250H86V251H88ZM90 250H91V249H90ZM113 250H114V249H113ZM120 250H121V249H120ZM123 250H124V249H123ZM123 250H121V251H123ZM131 250H132V249H131ZM133 250H134V249H133ZM136 250H137V248H136ZM172 250H173V249H172ZM178 250H179V249H178ZM250 250H251V251H250ZM263 250H262V251H263ZM28 251H29V250H28ZM33 251H34V250H31V251H29V252L31 253V252H33ZM39 251H40V255H42V254H41V253H42L41 250H39ZM39 251H36V252L39 253ZM55 251H54V252H55ZM63 251H65V250H63ZM72 251H73V250H71V252H72ZM105 251H106V250H105ZM110 251H111V250H110ZM115 251H116V250H115ZM121 251H120V252L118 251L117 253L120 254ZM127 251H128V250H126V252H127ZM129 251H130V250H129ZM169 251H170V249H169ZM196 251H197V250H196ZM196 251H195V253H197ZM204 251H205V250H204ZM214 251H216V249H215ZM237 251H240V250H237ZM237 251H235V252H237ZM256 251H257V250H256ZM262 251H260V252L262 253ZM25 252H27V250H26ZM52 252H53V251H51V253H52ZM58 252H59V251H58ZM61 252H62V251H61ZM67 252H68V251H67ZM80 252H81V251H80ZM102 252H103V251H102ZM133 252L135 253V250H134ZM167 252H168V251H166V253H167ZM180 252H181V250H180ZM207 252H209V250H208ZM248 252H249V253H248ZM7 253H8V252H7ZM12 253H14V252H12ZM38 253H36L37 256L39 255ZM55 253H56V252H55ZM91 253H92V252H91ZM110 253H111V252H110ZM110 253H109V255H108L109 257H110ZM113 253H114V252H113ZM122 253H123V252H122ZM122 253H121V254H122ZM161 253H162V252H161ZM161 253H160V254H161ZM168 253H169V252H168ZM177 253H178V252H177ZM177 253H176V254H177ZM189 253H190V252H189ZM205 253H206V251H205ZM215 253H216V252H215ZM227 253H228V252H227ZM227 253H226V254H227ZM22 254H23V253H22ZM33 254H34V253H33ZM49 254H48V256H49ZM57 254H59V255L57 256L56 262H54L53 260H55V259H53V260H51V262H52V261H53V262H52V263H49V264H60V263L63 262V257H64V255H62L63 253H62V254L57 253ZM64 254H66V253L64 252ZM93 254L95 255V252H94ZM93 254H92V255H93ZM123 254H124V253H123ZM125 254H126V253H125ZM125 254H124V255H125ZM131 254H132V251H131ZM135 254H136V253H135ZM147 254H146V255H147ZM160 254H159V255H160ZM178 254L180 255V253H178ZM181 254H182V253H181ZM200 254H202V251H201ZM232 254H233V253H232ZM242 254H243V253H242ZM255 254H257V252H256ZM259 254H260V253H259ZM259 254H258V255H259ZM1 255L3 256V254H1ZM1 255H0V256H1ZM5 255H6V253L4 254V257H5ZM10 255H11V254H10ZM17 255H18V254H17ZM24 255H25V254H24ZM40 255H39V256H40ZM88 255H89V254H88ZM112 255H113V254H112ZM126 255H128V254H126ZM126 255H125V256H126ZM138 255H139V254H138ZM138 255H137V256H138ZM140 255H141V254H140ZM197 255H199V254L197 253ZM203 255H204V254H203ZM205 255H206V254H205ZM209 255H210V254H209ZM209 255H208V256H209ZM219 255H220V254H219ZM219 255H218V256H219ZM235 255H236V254H235ZM245 255H243V256H245ZM7 256H8V254H7ZM22 256H23V255H22ZM29 256H30V255H29ZM39 256H38V257H39ZM89 256H90V255H89ZM96 256H97V255H96ZM99 256H101V255H99ZM116 256H117V255H116ZM122 256H123V255H122ZM130 256H131V255H130ZM130 256L128 257L129 259L131 258ZM150 256H151V255H150ZM167 256H168V255H167ZM188 256H189V255H188ZM193 256H194V255H192V257H190V258H193L192 260H194V259L196 258L195 256H194V257H193ZM199 256H200V255H199ZM212 256H213V255H212ZM216 256H217V255H216ZM224 256H225V255H224ZM10 257H11V256H10ZM10 257H9V258H10ZM18 257L20 258V256H18ZM23 257H24V256H23ZM25 257H27V259H28V256H27V255H26ZM33 257H34V256H33ZM45 257L48 258L47 256H44V258H45ZM49 257H51V255H50ZM53 257H54V256H53V254H52V258H53ZM55 257H56V256H55ZM55 257H54V258H55ZM65 257H66V256H65ZM109 257H108V258H109ZM119 257H120V256H118L117 258H119ZM134 257H136V255H135ZM134 257L132 256L133 259H134ZM153 257H157V256L154 255ZM161 257H162V256H161ZM168 257H169V256H168ZM204 257H205V256H204ZM204 257H203V256H200L199 258H201V260H200V259H197V260H200V262H202V261H204L203 259H206V258H204ZM209 257H210V256H209ZM209 257H208V259H211V257H210V258H209ZM221 257H222V256H221ZM239 257H240V256H239ZM11 258H12V257H11ZM13 258H14V257H13ZM36 258H37V257H36ZM40 258H41V256H40ZM42 258H43V255H42ZM46 258H45L44 260H45V261H48L49 259L46 260ZM66 258H67V257H66ZM98 258H99V257H98ZM102 258H103V256H102ZM111 258H112V256H111ZM120 258H121V257H120ZM123 258L125 259L124 256H123ZM132 258H131V259H132ZM146 258H149V257L147 256ZM151 258H152V257H151ZM151 258H150V259H151ZM163 258H164V257H163ZM163 258H161V259L158 258V259L162 260ZM171 258H172V257H171ZM190 258L188 257L189 261H191ZM214 258H215V257H214ZM219 258H220V257H219ZM241 258H242V257H241ZM16 259H17V258H16ZM20 259H21V258H20ZM23 259H24V258H23ZM27 259H25V260L27 261ZM50 259H51V258H50ZM89 259H90V258H89ZM93 259H94V258H93ZM95 259H97V257H96ZM129 259H127V260H129ZM133 259H132V262L135 261V260L133 261ZM139 259H140V257H139ZM139 259H138V260H139ZM153 259H154V258H153ZM155 259H157V258H155ZM158 259H157V261H158ZM188 259H187V260H188ZM232 259H233V258H232ZM262 259H263V258H262ZM68 260H69V259H68ZM87 260H88V259H87ZM87 260H86V261H81V262L78 263V264H89V262H88ZM108 260H109V259H108ZM127 260H126V261H127ZM141 260H143V259H141ZM146 260H147V259H146ZM164 260H165V259H164ZM187 260H186L185 262H188ZM211 260H212V259H211ZM222 260H224V258H223ZM236 260H237V259H236ZM246 260H247V259H246ZM250 260H251V259H250ZM260 260H261V259H260ZM263 260H264V259H263ZM1 261H2V260H1ZM4 261H8V260H4ZM19 261H20V260H19ZM23 261H24V260H23ZM23 261H22V262H23ZM26 261H24V263H25ZM29 261H30V260H29ZM121 261H122V260H121ZM136 261H137V259H136ZM136 261H135V262H136ZM150 261H151V260H150ZM150 261H149L148 263L151 264L152 261H151V262H150ZM155 261H156V260H155ZM195 261H196V260H195ZM207 261H208V260H207ZM212 261H213V260H212ZM27 262H28V261H27ZM37 262H38V261H37ZM39 262H40V261H39ZM48 262H49V261H48ZM48 262H47V264H48ZM67 262H68V261H67ZM103 262H104V261H103ZM106 262H107V261H106ZM123 262H124V260H123ZM143 262H144V263H147L146 261H143ZM158 262H159V261H158ZM158 262H157V263L154 262V263L158 264ZM169 262H170V261H169ZM169 262L165 261L164 264L169 263ZM183 262H184V260H183ZM261 262H262V260H261ZM6 263H7V262H6ZM29 263L31 264V261H30ZM35 263H36V262H35ZM42 263H43V262H42ZM45 263H46V262H45ZM45 263H44V264H45ZM64 263H65V261H64ZM109 263H110V262H109ZM180 263H181V262H180ZM188 263H189V262H188ZM192 263L195 264L196 262H194V261L192 262V261H191V264H192ZM198 263H199V262H198ZM198 263H196V264H198ZM220 263H222V262L220 261L218 264H220ZM223 263H224V261H223ZM263 263H264V261H263ZM26 264H28V263H26ZM62 264H63V263H62ZM75 264H77V263H75ZM97 264H99V263H97ZM106 264H107V263H106ZM118 264H119V263H118ZM120 264H123V263L120 262ZM132 264H135V263H132ZM136 264H137V263H136ZM160 264H161V263H160ZM185 264H186V263H185ZM202 264H203V262H202ZM213 264H214V263H213ZM254 264H255V263H254ZM258 264H261V263L258 262Z\"/></svg>",
  "mask_w": 264,
  "mask_h": 264
}]
</instances>
